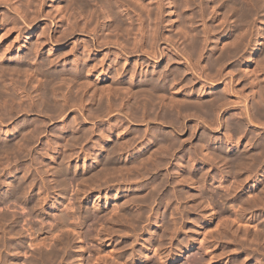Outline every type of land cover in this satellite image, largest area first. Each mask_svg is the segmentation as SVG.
<instances>
[{
    "label": "rangeland",
    "instance_id": "obj_1",
    "mask_svg": "<svg viewBox=\"0 0 264 264\" xmlns=\"http://www.w3.org/2000/svg\"><path fill=\"white\" fill-rule=\"evenodd\" d=\"M7 1V0H6ZM37 0H8L7 1V3L5 4L4 3V1L2 0V2L0 3L1 5H0V24H1V28H0V49H1V47H2V49L0 50V52L3 50L4 51V48L6 49V50H8V52L9 53H5L6 51H2L1 52V57H0V67L1 66H3L2 64H4V68L3 67H1V69H2V71H1V74H0V84H1V82L2 81H4L5 82V85H6V87H4L3 88V86L4 85H1V87H0V94H1V96L4 98V97H7V96H4V95H7V93L9 94L8 96H10V98H7V101H10L9 103L7 102V101H4L3 100V102H2V97L0 96V114H2L1 116L2 117H4V114H5V116H7L8 114V112L7 111H5V112H7V113H4L3 111H4V109L5 110H7L8 109V107L10 108V110L12 109V111H10L9 109H8V111H10L9 112V114L10 113H12V114H14V112H15V110H14V108H19L18 106H17V104L19 105L20 104V106H22V108H25V107H28L29 106V108L28 109H31V110H29L30 111V113H29V111L28 110H26V109H19V113H18V109L16 110V112H17V114H14V115H8V116H11V117H5V118H2L3 120L4 119H7V120H5V121H3V120H1L0 119V124H1V121H3L2 122V124L0 125V145H1V143L4 141L5 142V140H6V142H8V144H10L11 146H12V144L14 143V139L16 138L17 140H19V142L21 141V142H23V138L20 140V139H18L19 138V133H18V131H16L17 130V128L21 125V126H23V124L25 125L26 124V122H27V124H30V125H35L36 123V125H38L39 127H41L42 129H43V132H42V129L40 130H38V133L37 134H39V136L40 135H43V136H41V138L38 136H36L34 139H35V143H33V147H32V145H29L28 146V144L30 143V141H27V139L29 140L30 139V137H29V135H27L26 137H29V138H24V140L26 141V143H23V145H25L24 147H23V149H26V147H28V148H30V150H28V149H26L25 151H24V153H26V156L24 155V153H23V150H22V147L19 149V150H22V152L21 151H16L15 149H17V148H19V146L18 145H20L21 143H19L18 141H15V142H17V147L16 148H14L13 146H14V144H13V148H14V150H13V148H11L13 151H11V149H9V152H10V154L11 153H15V155L18 157L19 155H21V154H19V152L20 153H23V155H21L20 157H21V159L19 158H17L16 159V157H14V153H13V155L11 154H7L6 153V155H7V157H5L6 155H5V152H3V151H6V152H8L6 149L5 150H3L2 151V153L0 154L1 155V159H0V167L2 168H0V179H1V181H0V198H1V200H0V215L1 216H5V215H8L7 216V218L8 219H11L12 221H8V219L6 218V220H3V217H0V218H2V221L0 222V224H1V226H0V230H1V232H0V246H1V244L5 241V240H8V242H9V245H6V247L5 248H1L0 247V252L2 253V255H1V253H0V256L2 257H0V264H7V262H8V264H42L41 262H39L40 261V258L41 257H43L45 254V251H46V253L48 254V253H50V251H52L50 254H52L53 252H55V251H59L60 252V249L63 247V251H62V249H61V252L59 253L60 255H59V257L55 260V259H52L51 261H52V263L53 264H65L64 263V260H67V261H65V262H68V263H66V264H77L78 262L80 263V264H84L85 262H86V264H87V261H89V260H91V262L89 261L88 262V264H96L95 262L97 261V263L98 264H100L99 263V260H102V261H100L101 263L103 262V259H104V261H105V258H103V257H107L106 259V261L104 262L105 264H108V262L107 261H109L110 262V260H112V259H110V258H114L115 260H112L109 264H113V261H115L117 264H121L120 263V261L122 262V264H155V262H157L156 264H187V262H188V264L190 263V262H198L197 264H199L200 263V261H202L201 259H203V261L200 263V264H205V263H207V264H231V262L233 261V259L234 260H236V261H233V264H235V262L237 263V260L240 262V259L242 260V258H243V261L241 262V263H237V264H264V253L262 254V252H261V250L264 252V245L262 244V243H264L263 241L264 240H260L261 238L262 239H264V233H261V232H264L263 230L264 229H262V228H264V216L262 217L261 215H263L264 214V196H263V194H262V191L264 190V185H262V183L264 182V154L262 155L261 153H262V151H261V149L263 150L264 148H260V150H259V153L261 154V156H263V158H257L258 156L259 157H261L260 156V154L258 153L257 154V156L256 155H254L253 156V154H256V150L258 151V148L256 147L257 145L256 144H253V143H256L257 142V140H253L252 142L251 141H249V137L251 138L252 137V135L254 136L253 138H255V137H257V139H259L260 138V135L261 134H264V132H261L260 133V131H263V127H264V120L263 121H261V122H263L262 124H260L259 122H257L256 121V123H258L257 125V127L255 128V129H253V128H250V127H243V128H245L246 129V131H245V129H242L241 130V133H237V132H235V134L234 133H232V138H231V141H230V146H229V143L228 142H226L225 140H226V138H225V136H226V132H227V130H228V128L227 127H225L226 126V123L225 122H227L228 120H229V118L231 119L232 117H234V112H230V113H228V114H224L223 115V118L226 120V121H223L224 119L222 118V126H220V129H215V131L213 132V131H211L210 130V128L209 127H206L201 121H202V118H200V117H194V116H192V117H188V118H186L187 120H183L184 121V123L183 122H181L180 120H177L176 119V121H175V117H173V118H167V119H162V121H160V119H161V115H162V113L164 112V110L161 108L162 106H160V104L158 105V100L156 101V100H154L157 104H155V102H153V104H154V106H156V108L155 107H151V109H152V111H153V113H152V111H151V109H149L148 110V113H150L151 112V114H149L148 116L149 117H151L152 119H154L155 118V116L156 117H158V119L155 121V122H157L156 124H155V122L153 121H151L152 119L151 118H149V119H151V120H149V119H147V120H145V121H147L146 123H144L145 121H143V119H142V122L141 121H139V120H137V119H139V118H141L142 117V114H141V112L142 111H139V109H141V107H140V105L138 106V109L137 108H135V107H137V106H135L136 104H140V101H136V99L135 100H132L133 98H131L132 96H131V94H130V96L131 97H129V96H126V97H129V98H127L126 99V97H124L123 96V100H122V102H121V100L117 103V100L119 99L117 96H115L112 100H111V102H116L117 104H118V106H116L115 107V105H116V103H113V111L110 113V116L109 115H105V114H101V115H97V114H100V112H99V110L97 111V112H95V110H92V109H99V105H101V104H103L104 102L106 103V100L104 99V100H102L103 102L101 103V104H99L98 102L96 103V104H99L98 106L99 107H97L96 106V104H92V103H88L87 102V99H89V97H88V93L86 94V95H84V93L82 94V92H80L81 94H79L78 92V90H76L75 89V87H73V85H69L70 86V94H71V96H73V94H75L73 97H72V99H74V97H75V99L77 100L78 98L77 97H82V99L85 97V98H87V99H83L84 101L83 102H85L84 104H81V103H77V102H75L74 101V103L78 106V108L80 107L81 109H79L78 110V108L76 107V105H75V107L77 108H70V110H68L65 114L66 115H63V117L62 118H56V119H52V121H48V119H49V117H50V115H51V117L52 116H54V117H56V114L55 113H50V114H44V113H40L39 111H41V109H40V107H38L37 106V94H36V89L34 88V87H36L37 85L36 84H31V83H33L34 82V80H33V82H32V80H30L31 81V83L29 82L28 83V78H27V76L29 77L30 76V74L28 75L27 74V71H25V69L26 70H28V69H30V71L28 72V73H31L32 71H33V69H32V67L34 68L35 66H37V64H36V61H40V59L42 60H44V59H48L49 57H48V55L47 54H44L45 53V51H47L48 49H50V46H45V45H42L43 43H41V41H39L40 39H41V37L39 36L40 35V33H41V31H43V30H48L49 31V33H51V32H53L54 30H60L61 29V31L62 30H65L66 29V27L68 26L66 23H68V22H70V21H72V22H70V23H75V22H73V20L74 21H77L76 23H77V25L79 26V28H82L83 27V25H84V28H86V26H87V28H88V26H89V24L91 25V23H90V20H91V22H93L92 21V19H93V17H94V20H96V18H97V21H95L94 23L95 24H93L92 23V25H91V27L90 28H92V26L93 27H95V26H97L96 27V31H99L101 34L103 33V35L104 34H106L105 33V30L107 31V32H110V33H107L108 35H110L111 33V35H110V38L112 39V40H116L117 39V36L118 37H120V35L122 34L124 37L125 36H127V35H125V34H123L124 33V30H121V29H119V30H121L122 31V33H121V31H119V33H120V35H119V33H118V35L116 36V33L118 32H116V30L115 31H113V29L112 28H110L113 32H116V33H113V32H111V30L110 29H108V26L111 24V20H110V18H111V16H110V11L109 10H111L112 12L114 11V14L116 15V14H120V17L122 18V19H124V20H122V21H124V22H120L121 20H120V17L118 18L120 21V26H121V24L122 23H127L128 25L130 24V20H134V21H132V23H134L133 24V26L132 25H129L130 27L129 28H131V26L135 29H137V24L139 23V22H142V23H139L138 24V26L140 25L142 28H143V26H145V27H147L146 28V31H145V29H144V31L147 33L148 32V30L149 31H152L155 27V25L156 24H158V22H159V27H160V29H162L161 30V32L165 35V37L166 36H170L171 38H173L174 40H175V43H174V45L178 42V44H176L177 45V47H183V45H184V43H185V41H186V38L184 37L185 35H183L184 33H183V31L181 32L180 30H178L179 28L181 29V27H183V29H184V25L185 24H190V26H192V27H190L191 28V30H190V28L188 29V25L185 27L186 29H185V33L187 34V39H190L189 37H191V39H193V41H195V39L198 41H195L197 44H198V46H200L201 44V49L203 50V54H204V57H206L207 55L209 56H211L212 54L210 53L211 51H213V49H214V47L216 46H219L220 44V42H221V40L223 39V37L228 33V32H230L231 31V27H232V22L234 21H229V22H227V20L229 19V17H230V19L229 20H232L233 18L231 17V14H229V13H227V20H226V24H229V25H227V27H226V24H224L220 29H218V24H217V26H215L216 25V23H218L219 21H213L212 20V16H213V14H214V16H213V19L215 18V19H217V20H220V18H222L223 17V15H222V13H219L218 11L217 12H215L216 10H217V8L220 6V4H212V2H211V0L209 1V0H198L200 3H199V7L197 6V4L196 3H194V2H192L193 0H187V1H184V0H180L181 2H183L184 1V3H181V2H179L178 3V1L177 0H159V2H161V3H159L158 2V0H149V1H151V4H150V2L148 1V0H136L137 1V3H139V5L141 6L142 5V3H143V8L144 9H142V7L140 8L141 10H143V14H142V16H141V13L139 14V12H137V11H140L141 12V10L139 9H136V10H134V11H136L135 13L133 12V9H135V8H138L139 7V5L136 3V1L135 0H131L130 2H129V0H109V3L110 4H114V5H110L109 3H108V0H101V2H100V0L99 1H93V2H91V5H90V8H92L91 9V12L93 11H95L94 13H96V14H90V11H86L85 9V11L82 9V11H80V8H77V7H74V6H72V5H68L67 6V9H65L66 10V12L64 11V9L62 10L64 13H61L60 11L61 10H59L60 8H58L57 7V5H59L60 4V6L62 5V3H63V5L62 6H65L64 5V3L67 1V0H40V3H42V8H43V13H44V15L45 16H47V17H43V19L41 18V19H38L37 20V24H33L30 28H28L27 29V27L28 26H26L25 24H23V21L21 22L20 20H22V19H20L21 18V14H22V16H24V18H27V16H26V14H28V19L29 18H31V16L34 14V12H35V10L37 9L36 7H40V3L38 2V4H37V2H36ZM44 1V2H43ZM103 1L106 3H103ZM135 1V2H134ZM158 2V4H160L159 6H161V7H158V5H156L155 3H157ZM177 1V2H176ZM237 1V0H236ZM254 1V0H253ZM256 1H258V0H256ZM255 1V3H259V2H256ZM261 1V4H262V1H264V0H260ZM9 2V3H8ZM36 2V5L34 4ZM99 4H98V3ZM129 2V3H128ZM132 2H133V4H134V6H133V4H132ZM147 2H149V3H147ZM154 2V3H153ZM205 2V3H204ZM208 2V3H207ZM223 2H225V1H223ZM239 2L241 3L240 5H242V6H247V5H243V3H246V1L244 2V0H238V4H239ZM4 3V4H3ZM11 3V4H10ZM27 3H31L30 5L31 6H29V4H27ZM103 4V5H100V4ZM146 3L148 4V7H146V8H150L151 6V9H146L145 8V5H146ZM168 3V4H167ZM170 3H172V4H170ZM186 3V4H185ZM188 3V4H187ZM22 4H23V6H22ZM65 4H67V3H65ZM104 4H105V6L107 7H104ZM121 4V5H120ZM128 4H129V8L127 7L128 6ZM195 5L196 4V6H194L193 8H192V5ZM203 4V5H202ZM204 4H206L205 6L206 7H204ZM209 4H212V5H209ZM260 4V3H259ZM260 4V5H261ZM4 5V6H3ZM5 5H6V8H5ZM8 5V6H7ZM33 5L35 6L34 8H36L34 11H33ZM38 5V6H37ZM111 7H110V6ZM120 5V6H119ZM134 7L133 9L131 8L132 6ZM149 5H151V6H149ZM156 5V6H155ZM176 5V6H175ZM183 5V6H182ZM186 5V6H185ZM191 5V8L189 7ZM201 5H202V7H201ZM102 6L104 7V8H106V10L103 8L102 9ZM109 6V7H108ZM113 6V7H112ZM115 6V7H114ZM138 6V7H137ZM147 6V5H146ZM155 6V7H154ZM174 6V7H173ZM211 6V7H210ZM212 6H215V9L212 7ZM4 7V8H3ZM10 7V8H9ZM12 7H13V10H12ZM30 7V8H29ZM117 7H118V9H117ZM156 7L158 8V9H156ZM173 7V8H172ZM183 7H189V8H186V9H184ZM201 7V8H200ZM204 7V8H203ZM225 7H228V6H225ZM224 7V8H225ZM15 8V9H14ZM21 8V9H20ZM24 8V9H23ZM32 8V9H31ZM109 8V9H108ZM114 8H116V10L114 9ZM125 8V9H124ZM126 8H127V10H126ZM153 8V9H152ZM178 8V9H177ZM181 8V9H180ZM201 9L200 11H202L201 13H200V11H199V9ZM10 9V11H9V13H8V10ZM16 9L17 10H19V12L18 13H20V11H21V13L20 14H17V12L15 13V11H16ZM26 9V10H25ZM71 9V10H70ZM180 9V10H179ZM190 9V10H189ZM192 9V10H191ZM196 9V10H195ZM203 9H204V11H203ZM3 10V11H2ZM4 10H7V11H4ZM70 10V11H69ZM109 12H108V11ZM117 10H118V12H117ZM125 10V11H124ZM147 10H150V12H148ZM152 10V11H151ZM175 10V11H174ZM213 10V11H212ZM13 11V12H12ZM22 11H24V13H25V15H23V12ZM33 11V12H32ZM68 11V12H67ZM107 11V12H106ZM155 11V13H153ZM156 11H158V12H156ZM172 11V12H171ZM192 13H191V12ZM194 11H196V12H194ZM198 11H199V13L201 14V15H199L198 14ZM223 11H229L227 8H225ZM76 12V13H75ZM81 12H89L88 14L90 15V20H89V18H88V16H84V15H87L86 13L84 14H81ZM145 12V13H144ZM146 12H147V15L145 16V14H146ZM161 12V13H160ZM213 12V13H212ZM61 13V14H60ZM73 13V14H72ZM101 13V14H100ZM125 13H127V14H125ZM136 13H137V15H136ZM151 13H153V14H151ZM158 13H160V15L158 14ZM169 13H171V14H169ZM173 13H175V14H173ZM180 13V14H179ZM190 13V14H189ZM193 13L195 14V16L193 15ZM212 13V14H211ZM217 13V14H216ZM261 13H262V15H261ZM260 13V15H261V17H260V15L258 14V16H259V18H258V16H256L255 18V23L258 25V27H257V25L255 24H252L251 26H250V28H252L251 29V31H250V35H249V39H251V41H250V48L248 47L247 48V50L250 52H248L247 50V52H246V54H244L245 55V57L244 56H242V58H241V60H243V62L239 59L238 60V62L237 63H233V66L232 67H235L234 68V71H235V69L238 71L239 70V68H244L243 66L245 65V63L247 62V61H249L248 59H249V57L247 58L246 56H249V55H252V53H253V51H254V49H256V47H259V45L258 44H261V38H263L262 37V31H264V18H263V15H264V13L263 12H261ZM8 14H10V15H8ZM62 14H64L65 16H61ZM138 14H139V16H138ZM158 14V15H157ZM161 14H162V16H161ZM185 14V15H184ZM197 14H198V16L201 18L202 17V15L204 14L205 16H203L204 17V19H205V21L207 20V22H205L204 20H203V18H202V21H200V18H198L197 17ZM210 14V15H209ZM219 14V15H218ZM229 14V15H228ZM19 16V18H17L18 16ZM132 15V16H131ZM134 15H136V16H134ZM190 16V18H187V16ZM212 15V16H211ZM30 16V17H29ZM48 16H50V17H48ZM75 16V17H74ZM91 16H92V18H91ZM108 16H110L109 18H108ZM118 16V15H117ZM124 18H123V17ZM157 17V21H155V22H152V21H154V20H156V17ZM158 16H160L159 18H158ZM183 16V17H182ZM216 16H217V18H216ZM73 17H74V19H73ZM104 17H107V19H109V20H107L106 18H104ZM127 17H131V19L129 18V19H127ZM139 17V18H138ZM155 17V18H154ZM173 17V18H172ZM177 19H179L181 22H182V20H183V18L185 17L186 19H184L185 20V24L183 23L184 22V20H183V26H181V27H178V26H176V24L179 22V20H176V18ZM210 17H211V19H210ZM53 18L55 19V20H53ZM63 18V19H62ZM69 18V21L67 20ZM134 18V19H133ZM136 18H138V19H140L141 18V20L139 21L138 19V23L137 22H135L136 21ZM181 18H182V20H181ZM196 18H198V19H196ZM219 18V19H218ZM232 18V19H231ZM263 18V19H262ZM51 19V20H50ZM57 19V20H56ZM60 19H62L61 20V22H60ZM70 19H72V20H70ZM85 19H86V21H85ZM89 21H88V20ZM100 19V20H99ZM106 19V20H105ZM126 19L128 20V21H126ZM173 19H175V20H173ZM189 21H188V20ZM194 19H196L195 20V22H194ZM223 19V18H222ZM258 19V20H257ZM263 22V24H261L262 22L260 21V20ZM10 20L12 21L11 23H10ZM13 20H14V22H13ZM50 21V23L48 22V21ZM148 20V21H147ZM170 20V21H169ZM175 21V22H173V21ZM188 22H191L192 20V25H191V23H188ZM7 21V23L5 24V22ZM15 21H16V23H15ZM63 21V22H62ZM89 23H88V22ZM126 21V22H125ZM145 21V22H144ZM201 24H199L198 22ZM211 21H213V22H211ZM220 21H222V20H220ZM258 21H260V23L258 22ZM9 22V23H8ZM43 22V23H42ZM45 22V23H44ZM53 22V23H52ZM88 24H87V23ZM96 22L98 23V24H96ZM108 22H110V23H108ZM147 22V23H146ZM157 22V23H156ZM187 22V23H186ZM203 23V25L204 26H209L210 24L212 25V24H214V22H216L215 23V25H213V26H215V27H217V28H215V31L217 30L218 32H216L215 33V31H214V29H212V28H214L213 26H209V27H204L203 25H202V23ZM206 23V25H205V23ZM209 22V23H208ZM12 23H15L14 25L16 26V30H14V29H11V28H14L15 26L13 25V27H10V25H12ZM52 23V25H50ZM56 23L58 24V25H56ZM75 23V24H76ZM85 23L87 24L86 26H85ZM131 23V24H132ZM171 23L173 24V25H171ZM181 23V24H182ZM231 23V24H230ZM25 25L26 26V28H25V26H23V25ZM49 25V26H47L48 28L46 29V27H44L45 25ZM69 24V23H68ZM75 24H73V25H75ZM122 25L121 27H122V29H124L125 28V33L127 32V34H130V33H132L133 35V37L135 38L136 36V38H137V40H136V38H135V40L136 41H138V42H140V38H138V37H140L139 35V33H140V30H138L139 31V33H137L136 31L134 32V29L132 28V30L130 29L129 30V28L127 27L128 25ZM149 24V25H148ZM151 24V25H150ZM175 24V25H174ZM208 24V25H207ZM8 25V26H7ZM53 25H56L55 27H53ZM60 25V26H59ZM101 25V26H100ZM105 25V26H104ZM106 25H108V26H106ZM136 27H135V26ZM154 25V26H153ZM163 25V26H162ZM245 25V24H244ZM140 26H139V28H140ZM150 26H151V28H150ZM200 26H202V27H200ZM254 26H256V28H258V29H254L255 27ZM262 26V30H260V27ZM106 27V28H105ZM124 27V28H123ZM127 27V28H126ZM144 27V28H145ZM165 27L167 28L166 29V31H165ZM174 27V28H173ZM176 27L178 28V29H176ZM206 29V30H204V28ZM224 27V28H223ZM225 27H226V31H225ZM229 27V28H228ZM248 26H246L245 25V29L247 28ZM45 28V29H44ZM84 28L83 29H81L82 31H84ZM100 28H102L101 30H100ZM148 28H150V29H148ZM194 29V33L196 32H198L197 33V35H199L198 37H200V39L197 37V35H196V33L193 35L191 32H193L192 30ZM203 28V29H202ZM208 28H209V30H208ZM8 29H10V30H7ZM30 29V30H29ZM105 29V30H104ZM128 29V30H127ZM148 29V30H147ZM173 29V30H172ZM190 30V32L188 31V30ZM197 29V30H196ZM200 29H202V31L204 30V34H205V36H204V34L203 33H201V30ZM213 30V34H212V32L210 31V30ZM224 29V30H223ZM110 30V31H109ZM182 30V29H181ZM207 30H208V32H207ZM222 30V31H221ZM252 30H254V31H252ZM257 30V31H256ZM16 31V32H15ZM129 31V32H128ZM133 31V32H132ZM181 32V34L183 35V38H182V36H181V38H180V36L179 35H176L178 32ZM187 31V32H186ZM225 31V32H224ZM261 31V32H260ZM5 32H8V33H5ZM60 32V31H59ZM221 32V33H220ZM222 32H224V33H222ZM39 33V34H38ZM83 33V34H82ZM201 33V34H200ZM212 35H211V34ZM220 33V34H219ZM251 33H253V34H251ZM259 33V34H258ZM6 34H7V37H6ZM78 35H79V38H76V40H73V41H71L69 44H68V46H61L60 48H58V52H57V54H56V56L59 54H63V53H68L67 51L69 50V47L71 48V46H69V45H71V44H73V45H75L76 47H77V43H79V42H81V41H83V40H85V39H87V38H93V35H88V34H84V32H79V33H77ZM180 34V33H179ZM189 34H190V36H189ZM191 34L193 35V36H191ZM203 34V35H202ZM5 35V36H4ZM85 35V36H84ZM208 35H210V36H208ZM253 35V36H252ZM257 35V36H256ZM5 37V38H1V37ZM105 36V35H104ZM120 37L121 38V40H123L124 42L123 43H125V44H127L126 42H129L130 44H132V43H134V42H132V40L134 39V38H132V37H130V39H129V37H125V39H127L128 41H125L124 39H122V38H124V37ZM130 36H131V34H130ZM177 36H179V37H177ZM195 36V37H194ZM207 36V37H206ZM211 36H213V37H211ZM220 39H217V37ZM256 36V37H255ZM37 37V38H36ZM86 37V38H85ZM116 37V38H115ZM208 37H210L211 39H212V41H214L215 40V43L213 42L212 43V41H211V39H209ZM258 37V38H257ZM261 37V38H260ZM16 38H17V40H16ZM84 38V39H83ZM180 40H182L183 39V41L184 42H182V41H180ZM198 38V39H197ZM201 38L203 39V38H208L209 40H205V39H203V40H205L204 42H203V40H201ZM213 38H215L214 40H213ZM14 39H15V41H14ZM79 39V40H78ZM217 39V40H216ZM37 42H36V41ZM42 40V39H41ZM77 40L79 41V42H77ZM120 40V39H119ZM134 40V41H135ZM260 40V41H259ZM14 41V42H13ZM135 41V42H136ZM203 43H202V42ZM210 41V42H209ZM220 41V42H219ZM255 41H257L258 42V44H255V43H257V42H255ZM3 42H5V43H3ZM18 42V43H17ZM75 42H76V44H75ZM122 42V41H121ZM162 42V41H161ZM161 42H159L158 43V48H159V51H164L165 53H167L166 52V44L165 43H161ZM200 42V43H199ZM218 42V43H217ZM15 43V44H14ZM33 43H35V44H33ZM37 43L39 44V43H41V44H39L37 47L39 48V46L40 45H42V50L44 51H40L41 53H37L36 55H34V57H32L31 56V58L32 59H30L29 61L27 60H20L19 58H18V56L22 53V52H24V50H25V48H28L29 46V48H31V46L33 45H37ZM127 44V45H130V44ZM173 43V42H172ZM180 43H182L183 45H181ZM9 44H11V45H13V46H8ZM118 44V43H117ZM117 44L115 43L113 46L112 45H110V49H112L111 51H113V52H110V54H109V59H108V61L107 62H114V59H115V61L117 60L115 57L113 58V56L115 55V53L117 52V50H119V47H118V49H116L117 48ZM164 44H165V46H164ZM205 46H204V45ZM209 44V45H208ZM212 44H214V45H212ZM217 44V45H216ZM116 45V46H115ZM211 45H212V48H211ZM7 46V47H6ZM23 46H25V48H22ZM33 46H32V48H33ZM115 46V48H113ZM209 46V48H208V51H204L205 49L207 50V47ZM221 46V45H220ZM13 47V48H12ZM20 47L22 48L21 50H20ZM48 47V48H47ZM65 47V48H64ZM162 47V48H161ZM176 47V46H175ZM8 48V49H7ZM28 48V49H29ZM31 48V49H32ZM36 48V47H35ZM68 48V49H67ZM263 50H264V45H263ZM37 49V48H36ZM77 49H79V50H77V52H75V54L76 53H79V54H84L85 55V53H83V51H81V49L82 48H80V47H78ZM211 49V50H210ZM250 49V50H249ZM33 50H35V49H32V51ZM64 50H67V51H64ZM210 50V51H209ZM61 51L63 52V53H61ZM79 51V52H78ZM81 51V52H80ZM206 52V53H205ZM5 53V54H4ZM113 53V54H112ZM210 53V54H209ZM212 53H214V52H212ZM103 54H105L104 52H103ZM137 54H140V53H135L134 55L132 54V55H129V57H131L132 59H130L129 61H128V64H123V62H121L120 60H117L116 62L118 63V65L119 66H121L122 64V68L124 69H126V70H128L129 71V75L126 77V79H124L125 80V83L124 84H127V82H129L130 81V76H132L133 75V73H134V79H135V83H136V85L138 84V82H140V80H141V75L142 74H146V73H148L149 71H151V73H152V71H154V70H160L161 69V67L160 66H155L156 64H161V65H163L160 61H159V59H158V57L156 58L157 60H155L154 61V59H153V61H152V58H150V60H149V58H147L146 59V57L143 55V57H142V59L140 60V59H135L136 57L137 58H140V55H137ZM207 54V55H206ZM248 54V55H247ZM3 55V56H2ZM113 55V56H112ZM10 57L11 56V59L13 58V60H11V59H4L3 60V58H5V57ZM53 56H55V55H53ZM55 56V57H56ZM76 56V55H75ZM86 56V55H85ZM213 56V55H212ZM72 57H74V56H68L67 57V60L66 59H64V63L62 62H59L58 63V65L56 66V67H54V68H52L51 70H49L48 69V71H56L57 69L59 70H62L64 67H71V63H72V60L74 59V58H72ZM2 58V59H1ZM76 58V57H75ZM243 58H245V59H243ZM39 59V60H38ZM110 59H112V60H110ZM136 61V62H138L135 66H134V61ZM139 60V61H138ZM236 60V59H235ZM235 60H233V61H235ZM18 61V62H17ZM31 61V62H30ZM32 61H34V62H32ZM74 61V60H73ZM145 63H144V62ZM151 62V63H149V62ZM205 61V60H204ZM203 61V62H204ZM239 61H240V63H239ZM19 62H21V63H19ZM130 62H132L131 64H130ZM135 62V63H136ZM140 62L143 64V66H145L144 68H143V66L142 67H140ZM14 63L17 65L18 64V66L17 67H21V68H18V71H12L11 70V68L13 67V66H16V65H14ZM23 63V64H22ZM32 63H34V64H32ZM7 64V65H6ZM132 65V67H130V65ZM153 64V65H152ZM203 64V63H202ZM21 65V66H20ZM25 67H24V66ZM35 65V66H34ZM138 65V66H137ZM147 65V66H146ZM203 65H205V63L203 64ZM235 65V66H234ZM6 66H7V71H8V69L10 68V72L12 73V72H14V74L15 75H12V74H10L9 73V71L7 72L6 70H5V68H6ZM8 66H9V68H8ZM61 66V67H60ZM114 66V65H113ZM128 66V67H127ZM137 66V67H136ZM149 66V67H148ZM27 67V68H26ZM63 67V68H62ZM68 67V68H69ZM135 67V68H134ZM237 67V68H236ZM22 68H24V72H23V74H26V75H23L22 74V71L20 70V69H22ZM57 68V69H56ZM128 68H132L133 69V72L130 70V69H128ZM154 68V69H153ZM230 68V67H229ZM229 68H227L226 69V71H229ZM146 69H148V70H146ZM231 69V68H230ZM4 70V71H3ZM23 70V69H22ZM57 70V71H58ZM111 70L113 71L114 69H113V67H111ZM141 71V72H140ZM148 71V72H147ZM236 71V72H237ZM2 72H3V74H2ZM16 72H18V74L16 73ZM26 72V73H25ZM145 72V73H144ZM7 73V74H6ZM16 74H17V76H16ZM22 74V75H21ZM149 74H150V72H149ZM139 75V76H138ZM11 76H13V78L14 79H17V80H14L13 79V81H10L9 82V80H11L12 79V77ZM19 76V77H18ZM24 76H26V77H24ZM138 76V77H137ZM237 77H240L239 75L238 76H236V79L238 80L239 78H237ZM248 77H250V76H248ZM9 78H11V79H9ZM19 78V79H18ZM25 78L27 79V80H25ZM29 79H30V77H29ZM127 79H128V81H127ZM138 79V80H137ZM140 79V80H139ZM235 79V80H236ZM251 79V78H250ZM236 80V81H237ZM248 81H249V79H247ZM15 81V82H14ZM19 81V82H18ZM127 81V82H126ZM136 81H138V82H136ZM248 81H246V83L248 82ZM4 82H2L3 84H4ZM18 82V83H17ZM24 82H26V83H24ZM11 83H13L12 85L13 86H11L10 84ZM35 83V82H34ZM244 83V84H243ZM245 82H242V84H243V86L246 84ZM7 84H9V90L8 91H6V92H1V91H5V89H8V85ZM19 84V85H18ZM129 84V83H128ZM242 84H240V87L242 86ZM19 86V87H17V86ZM25 85V86H24ZM10 86H11V89H10ZM59 87H60V85H58ZM57 85H55V87H53V90L54 91H56V92H59L58 91V87ZM66 86V85H65ZM242 86V87H243ZM13 87H16V88H13ZM64 87V86H63ZM62 87V88H63ZM72 87V88H71ZM199 87H200V85H199ZM205 87H208L207 85L205 86ZM222 86H220V88H221ZM1 88H2V90H1ZM17 88H18V90H17ZM24 88H26V89H24ZM28 88H29V90H28ZM37 88V87H36ZM69 87H68V85L66 86V87H64V89H60V92H61V94H63L64 92H65V94L66 93H68L66 90L68 89ZM77 91H75L74 89ZM76 88H78V87H76ZM19 89H20V91H19ZM31 89H33V91H34V93H33V91L31 90ZM35 89V90H34ZM211 88H210V86L206 89V91L207 92H209V90H210ZM222 89V88H221ZM21 90H24V91H21ZM196 90V92L198 93V89L196 88L195 89ZM198 90V91H197ZM246 90H247V88H246ZM249 90V89H248ZM13 91V92H12ZM73 91H75V93L73 92ZM189 91V90H188ZM216 91H219L220 93L222 92V91H220L219 90V88H218V90H216ZM250 91V90H249ZM21 92V93H20ZM25 92H27V93H29L28 95V97H24L23 95H25V96H27L26 94L27 93H25ZM34 94V95H31L32 93ZM63 92V93H62ZM71 92H73V93H71ZM124 92V91H123ZM122 92V93H123ZM200 92V91H199ZM218 92V93H219ZM246 92V94L248 93V95H249V92H247V91H245ZM3 93H5L4 95H3ZM25 93V94H24ZM168 93V94H167ZM174 93V92H173ZM189 94H190V97H188V98H190L192 101L194 100H197L198 99V97H197V95H196V93H195V95H191V92H188ZM223 93V92H222ZM19 94H21L20 96H19ZM79 94V95H78ZM36 95V96H35ZM57 95V94H56ZM81 95H83V96H81ZM11 96H12V98H11ZM15 96V97H14ZM17 96H18V98L19 99H21V97H23L21 100H19L18 98H17ZM77 96V97H76ZM89 96H91V94H90V92H89ZM122 96V95H121ZM135 96V98H136V96L137 95H134ZM207 96V95H206ZM206 96H204V97H202L203 99H206L207 97ZM30 97H32L33 98V100H32V98L30 99ZM140 96H137V98H139ZM170 98V93L169 92H167L166 91V93H165V100H166V98ZM195 97V98H194ZM17 98V99H16ZM26 98H28V99H26ZM115 98H118L117 100L115 99ZM124 98H125V100H124ZM194 98V99H193ZM6 99V98H5ZM13 99V101L11 102V100ZM23 99H24V102H26L27 101V103L28 104H30V105H28V104H26V105H28V106H26L24 103H21V102H23ZM30 99V101H28ZM129 99H131V100H129ZM14 100H15V103H13L14 102ZM16 100H19V101H21L20 103H19V101H16ZM35 101L36 103L34 104V102H32V101ZM59 100V99H58ZM58 100H56V103H57V105H59L60 104V102L58 101ZM86 100V101H85ZM140 100V99H139ZM168 100V99H167ZM130 101H134V103L135 104H133V102H131L132 104H133V106L132 105H130V106H132L131 107V109L133 108V110H130V106H128V104H131L130 102L128 103V102ZM137 103H136V102ZM1 102H2V104H1ZM5 102V105L3 104ZM18 102V103H17ZM30 102V103H29ZM32 102V103H31ZM58 102H59V104H58ZM123 104L122 105V108H120L121 107V103ZM139 102V103H138ZM167 102V101H166ZM17 103V104H16ZM104 103V104H105ZM120 103V104H119ZM128 103V104H127ZM14 105V106H9V105ZM16 104V105H15ZM22 104V105H21ZM23 104H24V106H23ZM82 106H84V107H81V105ZM86 104V105H85ZM5 107H4V106ZM8 105V107H6ZM37 106L36 108H37V111H38V115H36L37 114V111H32L33 110V108L34 107H32V106ZM88 105H91V109H90V106H88ZM93 105V106H92ZM125 105H127V107L128 108H125L126 106ZM31 106V107H30ZM85 106H88V107H85ZM124 106V107H123ZM158 106H159V108H158ZM167 106V105H166ZM4 107V108H3ZM12 107V108H11ZM74 107V106H73ZM93 107V108H92ZM140 107V108H139ZM36 108H34L35 110H36ZM39 108V109H38ZM87 110H85V109ZM73 109V110H72ZM82 109H84V110H82ZM90 109V110H89ZM115 109H117V110H115ZM129 109V110H128ZM153 109H156V110H153ZM157 109H159L158 110V112H156L157 111ZM162 109V110H161ZM168 110H170L171 108H167ZM21 110V111H20ZM22 110H24V111H26V112H22ZM72 110V111H71ZM76 112H75V111ZM120 110V111H119ZM123 110V111H122ZM124 110H127V111H125L124 112ZM135 110H137V111H135ZM14 111V112H13ZM34 112V113H32V112ZM83 111H85V112H87V114L89 113V116L91 115L93 118H91V116H90V119H87L88 120V122L84 119V118H87V116L85 115V114H83ZM130 112V113H132L131 115H129L130 113H126V112ZM150 111V112H149ZM155 111V112H154ZM171 111H172V109H171ZM15 112V113H16ZM22 112V113H21ZM42 112V111H41ZM73 112V113H72ZM81 112H82V115H81ZM92 112V113H91ZM117 112V113H116ZM119 112V113H118ZM123 112V113H122ZM134 112H138V113H136V116L138 115V117L139 118H137L136 119V116H133V115H135V113ZM4 113V114H3ZM26 113V114H25ZM95 113H97V114H94ZM115 115H114V114ZM122 113V114H121ZM124 113H126V114H124ZM154 113H156V114H158V115H152V114H154ZM232 113V114H231ZM7 114V115H6ZM19 114V115H18ZM52 114H55V115H52ZM121 114V115H120ZM129 116H128V115ZM141 115V117H140V115ZM17 115V116H16ZM36 115V116H35ZM42 115V116H41ZM113 115V116H112ZM228 115H230L229 117H228ZM233 115V116H232ZM0 116V117H1ZM16 116V117H15ZM38 116V117H37ZM81 116H82V118H81ZM84 116V117H83ZM86 116V117H85ZM88 116V117H89ZM104 116H106V117H104ZM133 117H135V119H136V122H134L133 120H132V118ZM153 116V117H152ZM67 117V118H66ZM113 117V118H112ZM127 117V118H126ZM130 118V120H132V122L131 121H129L128 119ZM9 118H10V120H9ZM44 120H43V119ZM74 118H75V120H74ZM101 119V120H99V119ZM104 118V119H103ZM127 120H126V119ZM190 118V119H189ZM195 118V119H194ZM201 120H200V119ZM44 122H46V124H48V126L46 127V125L44 124L43 125V121ZM94 120L93 122H92V120ZM96 119V120H95ZM107 119H109V120H107ZM9 120V121H8ZM27 120V121H26ZM73 120H74V122H73ZM84 120V121H83ZM141 120V119H140ZM7 121V122H6ZM26 121V122H25ZM28 121H29V123H28ZM42 121V125H41V123L40 124H38V122H41ZM67 121V122H66ZM91 123H90V122ZM108 121V122H107ZM141 123H139V122ZM177 121H179L178 123L179 124H177ZM188 121V122H187ZM190 121V122H189ZM194 123V124H196V121L198 122V124H200L199 125V127H194V124L192 123V122ZM4 122H6V123H4ZM24 122V123H23ZM50 122V123H49ZM60 122V123H59ZM65 124H64V123ZM101 122V123H100ZM109 122H110V124H109ZM128 122V123H127ZM131 122V123H130ZM162 122V123H161ZM3 123H4V125H3ZM34 123V124H33ZM63 123V125H61ZM66 123H67V126H68V128L70 127L71 129H72V127H75V128H73L72 130H70V131H68L69 129L67 128V130L65 131V132H63V127H64V125L66 126ZM70 123V124H69ZM75 123V125H73ZM121 123H122V125H121ZM151 123V124H150ZM160 123L163 125H160ZM184 125H183V124ZM188 123V124H187ZM17 124H19V125H17ZM73 126H72V125ZM78 124V125H77ZM91 124H93V125H90ZM113 124L115 125V126H113ZM117 124V125H116ZM132 124V125H131ZM139 124V125H138ZM142 124H143V126H142ZM149 124H150V127H152V128H150V127H148L149 126ZM191 124V125H190ZM203 124V125H202ZM41 125V126H40ZM70 125V126H69ZM120 125V126H119ZM178 125H180V127H182V129L178 126ZM72 126V127H71ZM85 126V127H84ZM87 126H88V131L86 130L87 129ZM92 126H94V127H92ZM132 126V127H131ZM144 126H145V129L147 130H144ZM161 126V127H160ZM185 126V127H184ZM190 126V127H189ZM194 128H193V127ZM201 126V127H200ZM204 126V129L206 128V129H208V130H204L202 127ZM263 126V127H262ZM15 127V128H14ZM79 127V128H78ZM89 127H90V129H89ZM101 127V128H100ZM102 127H103V129H102ZM107 127V128H106ZM122 128V129H120V128ZM125 127H126V129H125ZM129 127V128H128ZM131 127V128H130ZM136 127V128H135ZM147 127V128H146ZM154 127H155V130H151L152 131V133H154V131H156L157 132V135H158V137H161L162 136V134H163V136L162 137H166L167 138V140H163L162 141V139H161V141H160V138H157V140H158V143L160 144V146H164L163 148L164 149H166V146L168 147V146H170L169 148L171 149V148H174L175 147V149H171V150H173V151H171L170 149H168L169 151H170V153L169 152H167L168 153V156H167V153H166V150H161L162 149V147H158V145L157 146H155L156 148H158V149H160L161 151H160V155H158V154H156V155H153V157L151 156V153H152V151L153 150H155V149H153L154 147H152L151 148V150L150 149H145L146 147H147V145H146V143L150 140V135H151V131H149V129H154ZM164 127V128H163ZM171 127V128H170ZM174 127H176V128H174ZM182 130V131H179L178 132V130H179V128ZM187 127H189V128H187ZM191 127H192V129H196L195 131L194 130H192L191 129ZM12 128H14V129H12ZM79 130H78V129ZM83 128H85L84 129V131H83ZM93 130H95V131H93ZM100 128V129H99ZM105 128V129H104ZM111 130H109V129ZM113 130H112V129ZM117 128V129H116ZM143 128V130L144 131H142V133L140 132L141 131V129ZM149 128V129H148ZM199 128V129H198ZM225 128H227L225 131H224V129ZM249 128V129H248ZM12 129V130H11ZM44 129H45V131H44ZM57 130V129H60L59 131H55V130ZM74 129H76V130H74ZM81 129V130H80ZM96 129H98V131L96 130ZM107 129V130H106ZM115 129H116V133H118V135L121 137V135H122V137L120 138L119 136L116 138V136L114 135V134H116L115 133ZM125 129V131H123L124 132V134H123V132H122V130H124ZM131 129V130H130ZM134 129V130H133ZM136 129H138V130H140V131H138V130H136ZM156 129H158V130H156ZM160 129V130H159ZM162 129V130H161ZM175 129L177 130L176 132H175ZM7 130H9L10 131V134H9V132L7 131ZM55 132H54V131ZM86 130V131H85ZM103 130V131H102ZM253 130H256V132L254 131L253 132ZM15 131V132H14ZM83 131V132H82ZM91 131V132H90ZM96 131L98 132V134H102V136H104L105 135V137H102V136H98V135H96L97 133H96ZM101 131V132H100ZM108 131H109V134H108ZM118 131H120V132H118ZM127 131V132H126ZM130 131V132H129ZM136 132V134H135V132ZM146 131V132H145ZM149 131V132H148ZM160 131L161 132H163V133H160ZM205 131V132H204ZM244 131H245V133H244ZM247 131H249V134L247 133V135H246V132ZM252 131V132H251ZM259 131V132H258ZM11 132H13V133H11ZM71 134H73V136H71L70 137V133ZM79 133V134H77V133ZM81 132V133H80ZM100 132V133H99ZM104 134H103V133ZM114 132V133H113ZM126 132V133H125ZM140 132V133H139ZM145 132V135L143 134ZM155 132V133H156ZM210 132V133H209ZM219 132V133H218ZM242 132L244 133L243 134V136H242ZM21 133V132H20ZM49 133H50V135H49ZM52 133V134H51ZM84 133V134H83ZM87 133H90V136L92 135V137L90 138L89 137V134H88V136H87ZM95 133V134H94ZM112 133V134H111ZM120 133V134H119ZM130 133H132V134H130ZM147 133V134H146ZM176 133V134H175ZM182 133V134H181ZM202 133V134H201ZM212 133V134H211ZM236 133H237V135H236ZM251 133H253V134H251ZM256 133H258V135L256 134ZM2 134V135H1ZM16 134H17V136H16ZM48 134V135H47ZM58 136H57V135ZM60 134V135H59ZM66 134V135H65ZM110 135V136H107V135ZM128 134V135H127ZM136 135V139H137V136L139 135V134H141V136H142V134L144 135V136H138V138H140L142 141H139V142H137L136 143V141L137 140H139V139H135V140H133L132 141V139H134V136ZM138 134V135H137ZM161 134V135H160ZM208 136L207 138H205L206 136ZM208 134V135H207ZM217 134V135H216ZM223 134V135H222ZM233 134H234V136H235V138H234V136H233ZM256 134V135H255ZM260 134V135H259ZM13 137H12V136ZM54 135L56 136V137H54ZM63 135V136H62ZM77 135V136H76ZM80 135H82V136H80ZM84 135L85 136H87L86 138L84 137ZM117 135V134H116ZM132 135H133V137H132ZM149 135V136H148ZM167 135H168V137H167ZM214 135V136H213ZM216 135V136H215ZM240 135V137L239 138H237L238 136ZM246 135V136H245ZM10 136H11V138H10ZM22 136V135H21ZM50 136V137H49ZM62 136V138H66V142H65V140L64 139H62V138H60ZM76 137V139H77V141H78V146H77V142L75 143L74 142V140L73 139H75V138H73V137ZM97 136H98V138H97ZM128 136L131 138H129L130 139V142H129V139H128ZM170 136V137H169ZM201 136V137H200ZM204 138H203V137ZM237 136V137H236ZM247 136H249L247 139H246V137ZM258 136H259V138H258ZM3 137V138H2ZM43 137V138H42ZM53 137H54V139H53ZM59 137V138H58ZM70 137V138H69ZM80 137V138H79ZM82 137V138H81ZM93 137H95V138H93ZM101 137V138H100ZM111 137V138H110ZM161 137V138H162ZM214 137V138H213ZM216 137V138H215ZM6 138V139H5ZM9 138V139H8ZM37 138V139H36ZM50 138V139H49ZM52 138V139H51ZM67 138H68V140H67ZM72 138V139H71ZM79 138V139H78ZM85 138V139H84ZM110 138V140H108ZM125 138V139H124ZM126 138H127V140H126ZM145 138H146V140H147V142L146 141H144L145 140ZM147 138H149V140L147 139ZM170 138V139H169ZM200 138H201V140H202V138H203V140H202V143H201V141H200ZM212 138V139H211ZM223 138H225L224 140H223ZM236 139V140H238L237 142L236 141H234V139ZM244 138V139H243ZM253 138H251V139H253ZM3 141H2V140ZM15 139V140H16ZM39 139V140H38ZM59 139H61V141L59 140ZM71 139V140H70ZM82 139H84L83 141H84V143L83 142H81L82 141ZM87 139V140H86ZM88 139H90L89 141H88ZM94 139V141H92ZM112 139H113V141H112ZM124 139V140H123ZM180 139V140H179ZM206 139V140H205ZM208 139H210V140H208ZM214 139H215V141H217V142H215L214 141ZM217 139V140H216ZM12 140H13V142H12ZM31 140V142L33 141V139H30ZM37 140L38 141H41V142H37ZM48 140H51L52 142H54L55 141V143L53 144L52 142H51V145H49L50 143V141H48ZM72 140H73V142H74V144L72 143ZM80 140V141H79ZM85 140L87 141V142H85ZM97 140H98V142H97ZM108 140V141H107ZM116 142H115V141ZM121 141V147L123 146H125L126 145V149H127V152L125 151L126 149L125 148H121L120 147V142L119 141ZM198 140V141H197ZM214 141V143H213V141ZM222 140V141H221ZM248 142L249 144H247L246 142ZM2 141V142H1ZM24 141V142H25ZM68 141H71V142H68ZM76 141V140H75ZM124 141V142H123ZM125 141H127V142H129L128 144H127V142L125 143ZM168 141H170V142H168ZM208 143H207V142ZM233 141H234V143H233ZM243 141V142H242ZM256 141V142H255ZM2 143V144H5V143ZM10 142V143H9ZM56 142H57V145H55L56 144ZM63 142H65V144H67V145H63L64 143ZM79 142H81V143H79ZM95 142H96V144H95ZM104 142V143H103ZM113 142V144L116 146V145H118V146H116V147H119V148H117V149H115L116 147L113 145V147H110L111 145H110V143H112ZM124 143V145H122L123 143ZM144 142H146L145 143V145H144ZM162 143V145H161V143ZM165 142H168V145H167V143H165ZM172 142V144H169V143H171ZM174 142H175V146L173 147V145H174ZM177 142V143H176ZM204 142H206V143H204ZM224 142V143H223ZM245 142V143H244ZM250 142H251V145H250ZM49 143V144H48ZM61 143H63V144H61ZM71 145H70V144ZM118 143V144H117ZM134 143H136V144H134ZM141 143V144H140ZM165 143V144H164ZM181 143V144H180ZM198 143H201V144H199V145H197ZM217 143V144H216ZM241 143V144H240ZM244 143V144H243ZM258 143V142H257ZM30 144H32V143H30ZM36 144V145H35ZM80 144V145H79ZM98 144H99V146H98ZM164 144V145H163ZM179 144V145H178ZM203 144H205V146H208V148L206 147L205 148V146L203 145ZM213 146H212V145ZM220 144H221V146H220ZM224 146H223V145ZM228 144V145H227ZM234 144H235V146H234ZM242 144H243V146H242ZM16 145V144H15ZM49 145V146H48ZM53 145H55V146H53ZM61 145H63V146H61ZM68 145H70V147H71V150L69 149V150H64L63 148L64 147H66V146H68ZM97 145V146H96ZM100 145L101 146H103V147H105L106 148V146L108 147V145H110L109 146V148H113V149H115V151H113V152H116V150H117V153H115V155H114V153H112L111 151L112 150H110L109 149V151H110V155L111 156H106L105 158H104V160H102V162L103 163H99V162H97L98 161V159H99V157L100 156H102V154H103V150H97V149H100ZM127 145H129L128 147H127ZM137 145V146H136ZM139 145L141 146H143V147H139ZM172 145V146H171ZM176 145H178V146H176ZM196 145V146H195ZM200 145H202V146H200ZM220 147H219V146ZM237 145V146H236ZM248 145V146H247ZM255 145V146H254ZM38 146V147H37ZM46 147V146H48V147H51V149L50 148H47L48 150L46 151V148H44V147ZM60 146V147H59ZM179 146H181V147H179ZM197 146H198V148H197ZM209 146H210V148H209ZM212 146V147H211ZM245 146V147H244ZM249 147V148H247V147ZM254 148H252V147ZM36 148V149H32V148ZM42 147V148H41ZM61 147H62V149H61ZM69 147V146H68ZM68 147H66L65 149H68ZM94 147H97L96 149L94 148ZM99 147V148H98ZM133 147H135V148H133ZM136 147H139V150H138V148L136 149ZM179 147V148H178ZM202 147H204V148H202ZM213 147H215V148H213ZM223 147H225V149L223 148ZM231 147V148H230ZM233 147V148H232ZM43 149V150H41V149ZM54 148H56L55 149V151L53 152V150H54ZM131 148V149H130ZM178 148V149H177ZM193 148V149H192ZM199 150V148H200V151L199 152H197L198 150ZM201 148H202V150H201ZM213 148V149H212ZM220 148V149H219ZM221 148L222 149H224V151L222 150L221 151ZM227 148H228V150H227ZM242 150H241V149ZM247 148V149H246ZM32 149V150H31ZM58 149V150H57ZM120 149V150H119ZM121 149H122V151H121ZM123 149H125V150H123ZM137 150V152H135V150ZM141 149V150H140ZM205 149V150H204ZM215 149V150H214ZM231 149V150H230ZM237 149H239V150H241L240 152L242 153V155L240 154V152H238L239 150H237ZM27 150H28V153H27ZM36 150H37V152H38V150H39V153H37L36 152ZM41 150V151H40ZM45 150V151H44ZM50 150H52V151H50ZM60 150V151H59ZM118 150H119V152H118ZM131 150V151H130ZM132 150H134V151H132ZM205 152H204V151ZM212 150V152H210V151ZM225 150H227V151H225ZM245 150H249L248 152L247 151H245ZM254 150V151H253ZM1 151V150H0ZM30 151V152H29ZM34 151V152H33ZM56 151H59V152H56ZM66 151H67V154L69 153V151H70V153L68 154L69 155V159L67 158V155L65 156V154H66ZM71 151L72 152H74V153H71ZM97 151H98V153H97ZM101 151V152H100ZM120 151L122 152V153H120ZM125 151V152H124ZM141 153H140V152ZM144 151H145V153H146V156H145V153H144ZM150 151V152H149ZM163 151V152H162ZM207 151H209V152H207ZM229 151V152H228ZM234 151L236 152L235 154H239L240 156H241V158H240V156L238 155H235L234 154ZM242 151H244V152H242ZM8 152V153H9ZM18 152V153H17ZM36 152V153H35ZM43 152H45V153H47L46 154V157L47 158H45L44 159V157H41V158H39V156H40V154H41V156H45V153H43ZM55 152L56 153H59V155L57 154H55ZM63 152H65V153H63ZM88 152V153H87ZM96 152V153H95ZM139 152V153H138ZM166 153V156H167V158H168V160H167V158H166V156L165 155H161L162 153ZM173 154H172V153ZM192 152V153H191ZM202 152V153H201ZM207 152V153H206ZM223 152V153H222ZM227 152V153H226ZM232 152V153H231ZM238 152V153H237ZM246 152V153H245ZM249 152H252L251 153V159H254L253 157H256L257 158V161L254 159V160H251V162H250V164L248 163L247 164V161L249 160L250 161V159L247 157V156H250V155H248V153ZM255 152V153H254ZM3 153H4V156L2 157V155H3ZM35 154V155H33V154ZM94 153H95V155H94ZM112 153V154H111ZM120 154V156H119V154ZM143 153V154H142ZM159 153V152H158ZM164 153V154H165ZM188 153H191V155L190 154H188ZM193 153H195V154H193ZM203 154V156H201V155H199V156H197L196 158H194V160H198L199 158H200V161H195V162H192V161H194L192 158L195 156V155H198V154ZM212 153H214V154H212ZM222 154V155H224V156H220V158H218V155L217 154ZM264 153V152H263ZM33 156H32V155ZM44 154V155H43ZM48 154H50V159L48 160V158H49V155ZM61 154V155H60ZM64 154V155H63ZM71 154H75V156L77 155V157H76V159H75V156H70ZM86 154V155H85ZM89 154V155H88ZM124 154L126 155V156H124ZM150 155V157H148V159L150 158H152V160H153V162H151V160L149 159V161L151 162V166H149V164H150V162L148 161V159H146V157H147V155ZM172 154V155H171ZM205 154V155H204ZM211 154V155H214L213 157V159H211L210 158V160H214L215 159V157L217 158L216 160H214L215 161V163L216 164H214V165H216V166H213V163L214 162H209V161H207V159H209V155ZM216 154V155H215ZM227 156H226V155ZM230 154V155H229ZM232 154H234V156L232 157ZM27 155L28 156H31V157H28V158H31L30 160L27 158ZM52 155H54V157L52 156ZM88 155V156H87ZM104 155H105V153H104ZM115 157L116 155H117V157H113V156ZM139 155H140V157H142L143 158V156H145L143 159H141V160H138L137 161V159L136 158H138L139 157ZM142 155V156H141ZM170 155H171V157H170ZM183 155H189L188 157L186 156H184L183 157ZM208 155V156H207ZM11 156V157H10ZM22 156H24V159L25 158H27V159H22L23 157ZM35 156H37V157H35ZM52 156V157H51ZM60 156H61V158H60ZM65 158V159H63V157ZM133 156V157H132ZM161 156V157H160ZM162 156H164V157H162ZM205 156H207V157H205ZM231 156V157H230ZM237 158H239V159H242V157H243V159L242 160H240V161H243L245 158H247V160H244L243 162H245V164L242 162V164H243V166H245V167H242L243 168V171H242V175H243V177H245L244 178V180L246 181V182H244V181H241L240 183H241V185H240V183H239V179L240 178H242L243 179V177H241L240 175H241V171H240V167H241V164H240V167L237 165V166H235L234 165V163L233 162H231V163H229L230 161H233V159H235L236 157ZM245 156V157H244ZM10 157V158H9ZM13 157L16 159H13ZM32 157H33V159H32ZM56 157V158H55ZM71 157H73V158H71ZM79 157V158H78ZM92 157H93V159H92ZM94 157H95V162L94 161H91V160H94ZM119 157V158H118ZM121 157H123V158H121ZM199 157V158H198ZM202 157V158H201ZM210 157H212V156H210ZM224 157H225V160H223L224 162L222 163V160H220V159H224ZM226 157L227 158H232L231 160H230V158L227 160L226 159ZM36 160H35V159ZM43 158V159H42ZM52 158V159H51ZM58 158L59 159H61L62 160V162L61 163H57V162H59L60 160H58ZM89 158V159H88ZM106 158H108L107 160H106ZM109 158H111V159H109ZM113 158V159H112ZM116 158H117V160H116ZM183 160H182V159ZM186 158H189V160L188 159H186ZM203 158H205L204 160H202ZM42 159V160H41ZM116 161H115V160ZM121 159L123 160L122 162H120L121 161ZM140 159V158H139ZM145 159V160H144ZM18 160V161H17ZM21 160V161H20ZM33 160H35V161H33ZM38 160V161H37ZM39 160H41L40 162H41V164L43 163V161L45 160V161H48V162H45L44 161V165L47 167V168H49L48 166L51 164V163H54V162H52V161H55V165H56V168L54 167L55 165L54 164H51L50 165V168L52 167L53 169L55 168V171L56 170H60V171H57V172H62L61 174V176H60V173H58V180H60L61 178L63 179V182L66 180V177L65 176H67V181L64 183V184H66V185H60V187L62 188H60L59 186V189L61 190H58V187L56 188L55 186H56V183L55 182H53L54 180H50V179H52L53 177H54V179L56 178V176H55V174H53V172H52V170L51 169H46L45 170V168H44V166H42V165H40V162H39ZM50 160H51V163H50ZM63 160H65L64 162L66 163V165H63V164H65V163H63ZM106 160V161H105ZM110 160V162H112V165H111V163H109L108 161ZM114 160V161H113ZM133 160H134V163H133ZM142 160H144V161H142ZM146 160H147V164H146ZM165 160H167V161H165ZM179 160H180V162H179ZM186 160V161H185ZM191 160V161H190ZM207 162H206V161ZM218 160V161H217ZM17 161V162H16ZM20 161V162H19ZM135 161H136V163H135ZM139 161H142V162H139ZM178 161V162H177ZM183 161H185V163L183 162ZM188 161H190V163L192 162V164H190ZM221 161V163L220 164H218L219 162ZM229 161V162H228ZM260 161H262L261 163H263V164H261L260 163ZM31 162V164H29ZM34 162V163H33ZM35 162H37L36 164H38L39 166H41V167H39L38 165H36L35 164ZM101 162V161H100ZM109 164H108V163ZM115 162V163H114ZM130 162V163H129ZM143 162H145V164L146 165H144V163ZM164 162L166 163L165 165H163L164 164ZM183 162V163H182ZM201 162V163H200ZM203 162V163H202ZM204 162H206V163H204ZM228 162V163H227ZM254 162H255V166H254ZM258 162V164L256 165V163ZM49 163V164H48ZM63 163V164H62ZM98 163V164H97ZM106 163V164H105ZM117 163V164H116ZM125 165L126 163V166L123 168V164ZM142 165H141V164ZM177 163H180V164H177ZM186 163H188V166H186L185 164ZM196 163V164H195ZM209 163V164H208ZM227 163V164H226ZM233 163V164H232ZM239 163H241V162H239ZM260 163V164H259ZM36 165V167H33V166H35ZM59 164V165H58ZM63 166H66L65 168H64V173L65 174H67V175H63V171H61V169H62V165ZM84 164H85V166H84ZM101 164V165H100ZM105 164V165H104ZM118 164H120V166L118 165ZM132 164V165H131ZM135 164V165H134ZM140 164V165H139ZM156 164H158L157 165V167H156ZM176 164H177V167H176ZM182 164H184L185 165V167H187L186 169L189 171L188 173H189V176L187 175L188 173H187V170H184L185 168H184V165H182ZM204 164H206V165H208V166H206V165H204ZM217 164H218V169L220 168V167H222L223 168V166H224V168L222 169V168H220L219 170L217 169ZM225 164V165H224ZM228 164H232L231 165V167H227L226 168V166H230V165H228ZM247 164V165H246ZM251 164L253 165V166H251ZM29 165H31V166H29ZM70 165V166H69ZM75 165V166H74ZM77 165V166H76ZM103 165L104 166H108L106 169H107V171L106 172H108L106 175H108V174H110V173H114V172H116V171H120L121 172V174H123V177H121L122 175H120L119 176V174H120V172L119 173H112L113 175H115L114 177H116L117 179H118V181L116 180V178H114L113 177V175L112 174H110V175H108L107 177H109L111 180H112V178H113V180H112V182H111V180L109 179V178H107L104 174L106 173L104 170H106L104 167H103ZM112 166V169L110 168L111 166ZM119 166L118 167V169L119 168H122L121 170H117V168L115 167V166ZM133 166V167H136V168H138V170H136V172H134L135 171V168H131V166ZM144 165V166H143ZM149 167H148V166ZM152 165H154L156 168L154 169V170H156V171H154L152 168ZM161 165V166H160ZM182 165V167H180ZM192 165V167H190L191 169H188V167L189 166H191ZM201 167H200V166ZM203 165V166H202ZM234 165V166H233ZM249 165V167H246V166H248ZM263 165V166H262ZM57 166H58V168H60V169H57ZM84 166V167H83ZM91 166H93V167H91ZM110 166V167H109ZM140 166H142L141 168H140ZM145 166H147V167H145ZM179 166V167H178ZM213 166V167H212ZM232 166H233V168H235V175L233 174V168H232ZM260 168H259V167ZM4 167H6V168H4ZM42 167L44 168V171L42 170ZM70 167H72L73 169H71ZM76 167V168H75ZM86 167H88V168H86ZM102 167L104 168V170H101L102 169ZM113 167H114V170L116 169V171H114L113 170ZM143 167H145V168H149L148 170L146 169V170H144L143 171ZM150 167H151V170H150ZM165 167V168H164ZM193 167H194V171H191L192 169H193ZM198 167V168H197ZM216 167V168H215ZM236 167H239V169L238 168H236ZM251 167V168H250ZM253 167V168H252ZM3 168H4V170H3ZM33 168H35V169H33ZM41 168V169H40ZM91 169V171L93 170V171H95L96 170V174L95 173H93V171L91 172L90 171V169ZM93 168V169H92ZM109 168V169H108ZM127 168V170H125ZM144 168V169H145ZM178 168V169H177ZM202 168H205V169H207L208 168V170H205L204 169V173H206L205 175L203 174V172L202 173H200V171H203V169ZM215 168V169H214ZM230 168H232L233 170H230V172H229V169ZM246 168H249L248 170L246 169ZM255 168V169H254ZM20 171H18V170ZM28 169V170H27ZM38 171H37V170ZM75 169V170H74ZM79 169V170H78ZM86 169H87V171H86ZM95 169V170H94ZM132 169V170H131ZM140 169H141V171H140ZM175 169H177V170H175ZM180 169V170H179ZM197 171H196V170ZM213 169H214V171L216 172V173H214V171H213ZM224 170V172L222 171V170ZM228 169V170H227ZM245 169H246V171H245ZM261 169H263V170H261ZM13 172H12V171ZM26 170H27V172H26ZM36 170V178H35V175H32V174H34L35 172L34 171ZM40 170V171H39ZM63 170V169H62ZM66 170H68V171H66ZM70 170V171H69ZM98 170V171H97ZM111 170H113V171H111ZM123 170H125V173L123 172ZM178 171L177 173H175L174 171ZM183 170V171H182ZM221 170V171H220ZM227 170V171H226ZM238 170H239V175H238ZM258 170H259V172H258ZM261 170V171H260ZM23 171L27 174L28 173V175H26L25 173V176H22V177H20L21 175L19 174V173H21L22 175H23ZM41 171H43V173H45V175L41 172ZM46 171V172H45ZM52 172V174L51 175H53V176H50V173H47V172ZM74 173H73V172ZM82 171H85V173L84 172H82ZM90 173H89V172ZM99 171H103V172H105V173H103L102 172V174L107 178V180L106 179H100V178H103L104 176L102 175V174H100V172ZM109 171H111L110 173H109ZM148 172V173H146V175H147V177L145 176V173H144V177L146 178H144L143 177V174H140V173H143V172ZM150 171H151V173H152V171H154L155 173H158V174H155L154 172L151 174L150 173ZM181 171V172H180ZM186 171V172H185ZM199 171V172H198ZM207 171V172H206ZM212 171V172H211ZM219 171V172H218ZM263 171V172H262ZM38 172H41V174L39 175V173ZM79 172V173H78ZM82 172V173H81ZM123 172V173H122ZM126 172H127V174H126ZM128 172L130 173V175H128ZM132 172V173H131ZM193 172V173H192ZM220 172H222V174L220 173ZM232 172V174L233 175H231L230 173ZM249 172H250V176H251V178L252 179H248V177H246V176H249L248 174H249ZM251 172H254V173H251ZM256 172H258V173H256ZM8 173V174H7ZM10 173V174H9ZM11 173H13V174H11ZM30 173H31V177H29L30 176ZM80 173H81V175H80ZM91 173H93V174H95V175H93V176H91L92 174ZM97 173H98V175L99 176H101V177H99L98 175H97ZM168 174V175H166L165 176V174ZM179 173H181V174H179ZM182 173H183V176H182ZM185 173H186V175H185ZM211 173V174H210ZM220 173V174H219ZM237 173V174H236ZM245 173H247V174H245ZM2 174V175H1ZM47 174V175H46ZM76 174V175H75ZM87 174V175H86ZM89 174H91L89 177H88V175ZM118 174V177L116 176ZM126 174V175H125ZM155 176H154V175ZM161 174H163L162 176H160V180H159V175H161ZM175 174V175H174ZM191 174V175H190ZM199 174H201V176L203 175V177H200L199 176ZM218 174V175H217ZM224 174V175H223ZM228 174V175H227ZM259 174V175H258ZM261 174H262V177H261ZM8 175V176H7ZM15 176V178L17 177V179L20 177L26 184H29L30 186H32V187H26L24 190H23V195H25V196H22V200L21 201H19L18 203H15L14 201H12V202H9V201H7L8 200V197H9V195H8V189H7V187H6V183H7V181L8 180H10V178L11 177H13V176ZM17 175V176H16ZM20 175V176H19ZM38 175H39V177H38ZM79 175V176H78ZM97 175V181H95V176ZM128 175V176H127ZM141 175V176H140ZM156 175H157V177H158V179H157V177H156ZM176 175H178V176H176ZM181 175V176H180ZM194 175V176H193ZM195 175H197V178L199 177V179H195ZM212 175H214L215 177H212ZM230 175V176H229ZM254 175V177H252ZM42 176V177H41ZM47 178H49V180H47V179H45V177ZM63 176V177H62ZM79 177V179H78V177ZM80 176L84 179V178H87V179H85V180H88L89 178H92L93 179V177H94V179H93V181H92V179H89L88 181L89 182H91V183H89V184H92V183H94V184H96V182L97 183H99V184H104V183H106V184H102L103 186V188L101 187V185L100 186H98L99 188H97L96 186L98 185H91V186H88L87 185V181L85 182V180H83L82 178H80ZM129 177V176H131L132 177V180H130L131 179V177H129L130 179H128L127 180V178H125V177ZM166 177L165 179H164V177ZM174 176H176V178L174 177ZM182 177V178H184V176H188L189 178H191V179H189L188 178V180H190V182L187 180V177H185L184 178V180H182L180 177ZM192 176V177H191ZM204 176H205V179H204ZM207 176V177H206ZM220 176H222V177H220ZM235 176V179L233 178V177ZM2 177V178H1ZM44 177V178H43ZM51 177V178H50ZM61 177V178H60ZM104 177V178H105ZM112 177V178H111ZM140 177H142L141 178V180H140ZM152 177H154V178H152ZM156 177V178H155ZM161 177L163 178V179H161ZM215 178V179H212V178ZM217 177V178H216ZM220 177V178H219ZM259 177V178H258ZM261 177V178H260ZM19 178V179H20ZM27 178H29L28 180H27ZM30 178H34L33 180H31ZM40 180H39V179ZM119 178H121V179H119ZM123 178V179H122ZM139 180L138 182H137V180ZM152 178V179H151ZM177 178H178V181H180V184H181V186H182V188H181V186H180V184H179V182L177 181ZM181 180H180V179ZM193 178H194V180H196V181H194L193 182ZM203 178V179H202ZM219 178V179H218ZM226 178V179H225ZM237 178H238V180H237ZM250 178V177H249ZM8 179V180H7ZM18 179V180H19ZM20 179V180H21ZM35 179H36V181H35ZM61 179V180H62ZM65 179V180H64ZM83 180V182H85V183H83L82 181H80V180ZM110 180V183H109V180ZM127 180V181H129V182H127V183H129V184H127V183H124L123 181H125V180ZM144 179V180H143ZM176 179V180H175ZM201 179V180H200ZM210 179V180H209ZM211 179H212V184L211 183H209L208 184V182L209 181H211ZM230 179H231V181H234L235 182V185H236V187H234L235 185H234V182H233V184H232V182L230 181ZM261 179V180H260ZM3 180H4V182H3ZM7 180V181H6ZM19 180V181H20ZM22 180H21V182H22ZM33 182H31V181ZM44 180H47V181H44ZM98 180H99V182H98ZM102 180V181H101ZM104 180H106V182H104ZM122 180V181H121ZM134 180V181H133ZM136 180V181H135ZM144 181V183H145V181H146V185L148 184V186L151 184L150 183V181L149 180H151V182H152V184L148 187V186H146L144 183H143V181ZM162 180H166V182L165 181H163L162 182ZM171 181V182H168V181ZM173 180H175V182H173ZM204 181V182H200V181ZM221 180H223L222 182H221ZM225 180H226V182H225ZM241 180V179H240ZM6 181V182H5ZM27 181L29 182L30 181V183H27ZM38 181H43L44 183L45 182H47V183H45V186H44V183L42 182H38ZM49 181H51V182H49ZM107 181H108V183H109V185H108V183H107ZM114 181V182H113ZM157 182V184L158 183H160L162 186H164V188L162 187V191H161V188H159L160 189V191H159V189H155L154 187H155V185H154V183L153 182ZM177 181V182H176ZM184 182V183H181V182ZM187 181V182H186ZM208 181V182H207ZM236 181H237V184H236ZM252 181V182H251ZM256 181V182H255ZM2 182H3V184H2ZM24 182H22V183H24ZM48 182L50 183V184H48ZM82 184H81V183ZM118 184H117V183ZM122 182V183H121ZM126 182V181H125ZM133 182V183H132ZM136 184H135V183ZM156 182H155V184H156ZM169 183V185H168V183ZM190 184H189V183ZM199 182V184L200 183H202V185H203V187H202V185L200 184L199 185V187H197L196 185H198L197 183ZM206 182V183H205ZM214 182V183H213ZM242 182H244V184H242ZM32 183V184H31ZM37 183H40L39 185L37 184ZM54 183V185H52ZM113 183H115V184H113ZM162 183H164V184H162ZM171 183L173 184V185H175L174 183H176V185H177V187L176 186H173V185H171ZM187 183V184H186ZM196 183V184H195ZM205 185H204V184ZM220 185H219V184ZM223 183V185L225 184V185H227V186H225L226 188H224L223 187V185H221ZM238 183H239V185H238ZM250 183V184H249ZM253 183H255V184H253ZM258 183V184H257ZM259 183H261V184H259ZM37 184V185H36ZM51 185V186H53V188H56L57 189V191L58 192H56V190L54 189L53 190V188L51 189V186H49L48 187V185ZM63 184V183H62ZM83 184H85V185H83ZM112 184V185H111ZM122 184V185H121ZM135 184V185H134ZM165 184H166V186H165ZM186 184V185H185ZM193 184V185H192ZM216 184H218L219 186V188L216 186ZM247 184V185H246ZM264 184V183H263ZM25 185V184H24ZM43 185V186H42ZM87 185V186H86ZM113 185H115V186H113ZM118 185H121L120 187L118 186ZM136 185H137V187H136ZM144 185V186H143ZM179 185V186H178ZM188 185H190V187L188 186ZM212 187H210V186ZM213 185H214V187H213ZM231 186L233 189H234V191H236V193L233 191V189H231L229 186ZM232 185H234V186H232ZM254 185V186H253ZM260 185H261V187H260ZM37 186H39V189H37ZM40 186L43 188H41L40 189ZM84 186V187H83ZM107 186V187H106ZM140 186V187H139ZM141 186H143V187H141ZM154 186V187H153ZM168 186H169V191H168ZM171 186L172 187H175V188H171ZM201 186V187H200ZM209 186V187H208ZM240 186H242V188L239 187ZM247 186V187H246ZM251 186H253V187H251ZM1 187L4 189L5 187V189H4V191H3V189H1ZM63 187H65V189L63 188ZM90 187H96V189H94L93 191H92V188H90ZM105 187V188H104ZM109 187V188H108ZM154 189H153V188ZM194 187H196V188H194ZM215 187H217V188H215ZM222 187V188H221ZM238 187V188H237ZM244 187V188H243ZM257 187L258 188H260L261 189V195L258 193V191H260V189L258 190L257 189ZM29 189V191H28V189ZM31 188V189H30ZM49 188H50V190H49ZM90 189V191H89V189ZM107 188V189H106ZM130 188V189H129ZM133 188H135V190L133 189ZM138 188H140L139 189V191H138ZM157 188V187H156ZM181 189V190H179V189ZM188 188V189H187ZM198 188V189H197ZM209 188H211V189H214L213 191L210 189V191H209ZM227 188H230L231 190H228ZM252 188V189H251ZM27 189V190H26ZM46 189H48L47 190V192L45 191ZM82 189L83 190H88L87 191V194H86V191L84 192V191H82ZM103 189V190H102ZM105 189V190H104ZM132 189L134 190V191H132ZM148 189V190H147ZM152 189V190H151ZM170 189H171V191H170ZM176 189V190H175ZM199 189H201V190H205V192H204V190L203 191H200ZM207 189V190H206ZM222 189V190H221ZM223 189H225V191H226V193H225V191L223 190ZM235 189H237V190H235ZM243 189V190H242ZM253 189H255V190H253ZM31 190H33V191H31ZM36 190V191H35ZM38 190V191H37ZM80 190H81V192H80ZM97 190V191H96ZM101 190V191H100ZM119 190H121V191H119ZM126 190L128 191V192H126ZM146 190V191H145ZM153 190H158L157 191V197L158 198H155L156 197V194H155V191H154V193L153 194H149L148 192H150V193H152L153 192ZM167 190V191H166ZM178 190V191H177ZM182 190H184V191H186V192H182V199H185V201L183 200L182 201V199L178 196L179 194H181V191ZM197 190H199V194H198V191ZM241 190V191H240ZM257 190V199L254 197V195L256 196V193L255 192H253V191H256ZM4 193H3V192ZM28 191V192H27ZM44 193L43 194V196L42 197H38L39 196V194H41L42 195V193ZM54 193H53V192ZM65 191V192H64ZM130 191L132 192V194H130L129 195V193H130ZM135 191H136V193L137 194H135ZM180 191V193H177V195H176V192H179ZM191 193H190V192ZM224 191V192H223ZM228 191H232L231 193H230V198H228L229 196H227V194L229 193ZM243 191V192H242ZM251 191L254 193H252L251 194ZM27 194H26V193ZM37 193V196H35L36 195V193ZM60 192V193H59ZM89 192V193H88ZM121 192H122V194H121ZM146 192H147V194H146ZM164 192V193H163ZM168 192H169V194H168ZM171 192V193H170ZM173 192H175V193H173ZM187 192H189L190 194H188ZM194 192H196L197 193V195L194 197ZM200 192H201V196H200ZM204 192V193H203ZM208 192V193H207ZM212 192V193H211ZM217 192V193H216ZM219 192H223V194L222 193H219ZM234 192V193H233ZM239 192H241V193H239ZM246 192H248V193H246ZM264 192V191H263ZM33 193H34V196H33ZM51 193V194H50ZM62 193V195L64 196H62V195H60ZM79 193V194H78ZM85 193V194H84ZM97 193V194H96ZM119 193L121 194V196L119 195ZM134 193V194H133ZM143 195H142V194ZM146 195H145V194ZM172 193H173V195H172ZM185 193H187L188 195H187V197L185 196L186 194ZM207 193V194H206ZM214 193V194H213ZM238 193V196L239 197H236L237 194ZM250 193V194H249ZM49 194V195H48ZM81 194H82V196H81ZM92 194V195H91ZM126 195V196H124V195ZM139 194H141V196H139ZM185 194V195H184ZM205 194V195H204ZM208 194H210L209 196H208ZM215 194H217V195H215ZM218 194L220 195V196H224V194H225V197H227L228 199H226L225 197H219L218 196ZM244 195V197H243V195ZM5 197V199L2 197ZM26 195H27V197H26ZM29 195H31V196H29ZM40 195V196H41ZM56 195H58V196H56ZM59 195L61 196V197H59ZM77 195V196H76ZM84 195V196H83ZM88 195V196H87ZM129 195V196H128ZM133 195H138L139 196V198L140 197H142V198H136L137 200L139 199V201L140 202H144L145 201V205L146 206H144V204H142V203H140L139 201H137V203H136V200H135V196H133ZM152 195H154V196H152ZM169 195H171L170 196V198L171 197H173V199L171 200L170 198H168L169 197ZM174 195H176V197L174 196ZM212 195H214V196H212ZM232 195H234V196H232ZM49 196V197H48ZM54 196H55V198H54ZM91 196H92V199H93V203L91 202L90 203V201L92 200V199H90L91 198ZM98 197L97 199H96V197ZM118 196V197H117ZM124 196V197H123ZM131 197V199H132V197H133V199H132V203H131V201L129 200V199H127V200H129V201H127L126 202V199H124V198H126V197ZM137 196V197H138ZM144 196H147V197H145L144 198ZM152 196V197H151ZM181 196V195H180ZM189 196V197H188ZM205 196V197H204ZM210 196H212L213 197V199H212V197H210ZM215 196H218L217 198L215 197ZM240 196H242L243 198H240ZM254 197V201H252V198ZM26 197V198H25ZM83 197V198H82ZM95 197V198H94ZM104 197H105V202L107 203L106 205H105V202H104ZM127 197V198H128ZM150 197H151V199H150ZM155 199H154V198ZM168 199V201L170 202V204H169V202L167 201V199ZM178 197H179V199H178ZM185 197V198H184ZM216 199H215V198ZM252 197V198H251ZM259 197V198H258ZM7 198V199H6ZM35 200H38V199H40L39 200V202L40 201H42L41 200V198L46 202V203H44V201H42L41 202V204L42 205H40V204H38L39 202H37V201H35ZM38 198V199H37ZM45 198V199H44ZM53 198V199H52ZM60 198V199H59ZM78 198V199H77ZM81 198V199H80ZM103 198V199H102ZM116 198V199H115ZM175 198H176V200H175ZM187 198L189 199L188 201H186L187 200ZM193 200H192V199ZM223 200H222V199ZM227 200H225V199ZM232 198V199H231ZM236 198H237V200L238 201H236ZM248 200L249 198H250V200L253 202V204L255 203H257L258 204V202L260 201V200H262V202L260 201L259 203H260V205H259V207L257 208L256 206H258V205H252V202H250V200H248L249 201V203L250 204H247V202L246 203H244V201L242 200V199H244L245 201H246V199ZM29 199H30V201H29ZM49 199V200H48ZM59 199V201L60 202H62V203H58V200ZM74 199L76 200V201H74ZM122 199L125 201V203H123L122 202ZM146 199V200H145ZM150 199V200H149ZM166 199V200H165ZM170 199V200H169ZM202 199H204V200H202ZM220 199H221V201H220ZM7 201V203L6 202H3V201ZM34 200L35 201V206H33V209H29L28 207H30L31 206V208H32V205L34 204V201L32 202V201ZM48 200V201H47ZM55 202H54V201ZM64 200V201H63ZM80 200V202H77V201H79ZM97 200V201H96ZM100 200V201H99ZM103 200V201H102ZM107 200V201H106ZM135 200V201H134ZM151 200L152 201H154V203L153 202H151ZM156 200V201H155ZM157 200H159V201H157ZM179 200H181V201H179ZM192 200V201H191ZM197 200H202V202L204 203V206H205V204H206V206L203 208V203H202V205H201V201L200 202H198ZM218 200V201H217ZM229 200H232V201H229ZM259 200V201H258ZM99 201V202H98ZM121 201V202H120ZM134 201V202H133ZM147 201H149V202H147ZM161 201V202H160ZM162 201H163V203H162ZM164 201H165V203L167 202L168 204H165L164 203ZM182 202V203H179V202ZM190 201V202H189ZM194 201H197V203H199V204H196V205H194L193 206V203L195 204V202ZM225 201V202H224ZM229 201V202H228ZM239 201H243V203H242V207H239V206H241V203L239 202ZM3 202V203H2ZM23 202V203H22ZM33 203V204H31V203ZM64 202V203H63ZM76 202V203H75ZM96 202V203H95ZM102 202V203H101ZM117 202H120V203H122V206H120L121 204L120 203H118V204H120L119 206L117 205ZM156 202H157V204H156ZM177 202V203H176ZM191 202H193V203H191ZM224 202V203H223ZM228 202V203H227ZM230 202L232 203L231 205H233L232 207L230 206ZM22 203V204H21ZM36 203H37V205H36ZM51 203V204H50ZM53 203H54V205H53ZM78 203V204H77ZM81 203V204H80ZM95 203V204H94ZM98 203H100V204H98ZM103 203H104V205H103ZM126 203H127V205L128 206H126ZM134 203H136L135 205H134ZM160 203H162L161 205H159ZM190 203V206L188 205ZM223 203V204H222ZM234 203H236V204H234ZM237 203H239V206H237L238 204ZM262 203H263V205H262ZM31 204V205H30ZM57 204H59V205H57ZM63 204V205H62ZM78 206L79 204V207H77L76 205ZM84 204V205H83ZM110 204V205H109ZM124 204V205H123ZM131 204V205H130ZM138 204V205H137ZM141 204V205H140ZM150 206V209H149V206ZM154 204H156V205H154ZM164 204V205H163ZM182 204V205H181ZM186 204V205H185ZM227 204V205H226ZM245 204H247L249 207H250V209H249V211H244L245 210V206H246V209L248 210V206L247 205H245ZM29 205V206H28ZM38 205L40 206L39 208H41L42 206V208H43V211L44 212H42L41 210L42 209H37L36 207H38ZM53 205V206H52ZM61 205H62V207H61ZM68 205V207H67V210H69V206L71 207V209L69 210V212L74 216V217H71L70 216V214L67 212V214H65L64 212H66V211H64L65 209H66V206ZM98 207H97V206ZM105 206L104 208H103V206ZM117 206L118 207V209H117V207H113V206ZM143 205V206H142ZM162 205H163V208H162ZM175 205H177L176 207L177 208H175ZM183 205H184V208H183ZM188 205V206H187ZM230 207H229V206ZM236 205V206H235ZM45 206V207H44ZM65 206V207H64ZM110 206H112L111 208H113V209H111L110 208ZM125 206V207H124ZM141 206V207H140ZM152 206V207H151ZM167 206V207H166ZM180 206V207H179ZM191 206H192V208H191ZM195 206H199L200 208H202V209H199L198 210V208L197 207H195ZM211 206V207H210ZM251 206H253V208L251 207ZM254 206L256 207V209L254 208ZM261 206V207H260ZM49 207V208H48ZM54 207H56V208H54ZM93 207H95L94 209H96V207L98 208V209H96L95 211H94V209H93ZM121 207V208H120ZM128 207V208H127ZM130 207V208H129ZM135 207V208H134ZM140 207V208H142L143 210V212L145 211H147V209H148V211L145 213H143L142 211H141V209L139 210L138 208ZM146 207V208H145ZM185 207H188V210H187V208H185ZM194 207V208H193ZM234 207V208H233ZM48 208V209H47ZM52 208V209H51ZM58 208V209H57ZM62 208V209H61ZM80 208V209H79ZM114 208H116L117 210H119V212L120 213H118L117 211H115L116 209H114ZM144 208L146 209V210H144ZM153 208H155V210H156V213L157 214H154L155 213V210L153 209ZM160 208V209H159ZM167 208V209H166ZM174 209V212H177V213H174L172 210ZM181 208H183V210L185 209L186 210V212H187V214L185 215V213L182 211V209ZM211 208V209H210ZM237 208V209H236ZM238 208H240L239 210H241L240 211V213L242 214V216L244 217V219H243V217L241 216V214L239 213V211H238ZM244 208V209H243ZM253 210H252V209ZM262 208V209H261ZM55 209V210H54ZM61 209V210H60ZM64 209V210H63ZM109 209V210H108ZM113 210V211H115V212H112L111 210ZM128 209V210H127ZM133 209V210H132ZM136 211H135V210ZM164 209V210H163ZM180 209V210H179ZM193 209V210H192ZM213 209V210H212ZM234 209H236V210H234ZM255 209V210H254ZM29 210L30 211H33V212H29ZM35 210V211H34ZM36 210H38V211H36ZM46 210V211H45ZM102 210V211H101ZM105 210V211H104ZM125 210H127V212H124V214H123V211H125ZM138 210H139V212H141V213H138ZM168 210H170V211H168ZM184 210V211H185ZM196 210H197V212H196ZM212 210V211H211ZM226 212H225V211ZM41 211V212H40ZM62 211H63V213H62ZM96 211H101V212H96ZM106 211H107V215L109 214V213H113L112 215H110L109 214V216H107L108 218L110 217V219H112V217H113V215H116L117 213L119 214V215H121L122 217H119L120 219L119 220H122V224H120L119 225V223H121L120 221L118 222V214H117V216L116 217H113V218H116V219H114V220H117L116 222H118L117 224H115V222L114 221H111L112 222V224H111V222H110V219H108L109 220V222H107L108 220H104L103 218H105L106 216H104L105 214H102V215H100V213H102V212H104V213H106ZM109 211V212H108ZM111 211V212H110ZM154 211V213H152ZM158 211H160V212H158ZM181 211V212H180ZM192 211H195V212H191ZM205 211V212H204ZM228 211H229V213H228ZM233 211V212H232ZM235 211H236V214H235ZM243 211H244V213H243ZM39 212H40V214H39ZM46 212L47 213H49V214H47L46 215ZM59 212L61 213V214H59ZM96 212V213H95ZM122 212V213H121ZM133 212V213H132ZM136 212L138 213L137 215H141L140 216V218L138 217L137 219L138 220H140V223H138L139 221L137 220V223H134V222H136L135 221V217H137L136 216ZM148 212H150V214L148 215ZM162 212H165V213H167L166 215L168 216L169 215V217H171V215L169 214V213H171L172 214V217L171 218H169V217H167L166 215H165V213H164V215H162ZM169 212V213H168ZM183 212V213H182ZM198 212H199V214H198ZM201 212H202V215H201ZM208 212V216H207V213ZM210 212V213H209ZM211 212H213V213H211ZM221 212H222V214H221ZM247 212V213H246ZM251 212V213H250ZM254 212V213H253ZM4 213H6V214H4ZM31 213V214H30ZM32 213H33V215H32ZM42 213V214H41ZM51 213V214H50ZM54 213H57L58 215H56V214H54ZM90 213L92 214V215H90ZM93 213H94V215H93ZM100 215V216H97L98 214ZM115 213V214H114ZM180 213H182L181 215H182V218L184 217L183 216V214L185 215V218L184 219H182L181 218V215H180ZM189 213V214H188ZM225 213V214H224ZM227 213V214H226ZM260 213H262L261 215H260ZM2 214H4V215H2ZM9 214H11V215H14V216H9ZM34 214H36V215H34ZM63 214H64V216H63ZM69 214V215H68ZM87 214V215H86ZM95 214H96V216L98 217V219L100 218H102L101 220H102V222H100L99 220H97L96 218V216H95ZM128 214H131V218H129L130 216L128 215ZM132 214H134V215H132ZM142 214H144V215H142ZM198 214V215H197ZM203 214L205 215L204 217H203ZM225 216H224V215ZM245 214V215H244ZM246 214H248L249 216L248 217H246L247 215ZM41 215V216H40ZM46 217H44V216ZM49 215V216H48ZM54 217L53 219L55 220V222H54V220H52V216ZM54 215H56V216H54ZM60 215V216H59ZM69 216V218L71 217L72 218V220H71V218L70 219H68V216ZM92 216V217H90V216ZM126 215L127 216H129L128 218V220L130 221V222H132L133 224H139V225H136V226H134L132 223H130L128 220H127V222L126 221H124L125 219H127V218H125L126 217ZM146 215H148V216H146ZM153 215H157L156 217H153ZM160 215V216H159ZM193 215V216H192ZM209 215H210V217H209ZM217 215V216H216ZM221 215H223L224 217H225V220L227 219H232V225H230V223H228V221L229 222H231V220H228V221H226V224L227 225H224V227H225V231L223 232V230H224V228L222 227V225L225 223V221H224V223L223 222H221V224L222 225H219L220 224V222L219 221H222L224 218H223V216L221 217ZM229 215V216H228ZM235 215H238L237 217H238V219H239V222L238 221H233L234 219H237L236 218V216ZM255 215V216H254ZM17 216V217H16ZM58 216H59V218H58ZM67 216V217H66ZM88 216V218H86ZM103 216V217H102ZM148 217V218H146V217ZM159 216V217H158ZM163 216H164V219H163ZM179 216V217H178ZM190 216V217H189ZM219 216H220V218L222 219V220H219L218 221V219H219ZM227 216V217H226ZM239 216H240V218H239ZM258 216V217H257ZM11 217V218H10ZM43 217V218H42ZM49 217H50V221H49ZM55 217H57V218H55ZM64 217H65V220H63V221H61V223L59 222V221H56L57 219H61V218H63L64 219ZM124 217V219H122ZM133 217H134V219H133ZM144 219V220H147V221H145V222H147V223H144L146 226H147V228L145 227V225L143 224V222H144V220H142V218ZM201 217V218H200ZM217 217H218V219H217ZM228 217H230V218H228ZM233 217H235L234 219H233ZM254 219H253V218ZM258 219H257V218ZM68 220H67V219ZM74 218V219H73ZM84 218V219H83ZM90 218V219H89ZM94 218L96 219L95 221L97 222V223H99V224H97L95 221L92 223V220H94ZM146 218V219H145ZM154 218V219H153ZM156 218V219H155ZM166 218V219H165ZM189 218V219H188ZM191 218V219H190ZM197 218H198V220H197ZM208 220H207V219ZM217 219V222H216V219ZM250 218V219H249ZM251 218H252V220L254 221H252L251 220ZM260 218H262L263 219V221L261 222V220H260ZM5 219V218H4ZM16 219H19L20 221H18V220H16ZM85 219H87V220H85ZM92 219V220H91ZM106 219V218H105ZM134 220V221H132V220ZM153 219V220H152ZM167 219H170V220H167ZM176 219H180L179 221L178 220H176ZM181 219H182V221H181ZM187 219V222L185 221ZM194 219V220H193ZM205 219H206V221H205ZM237 219V220H238ZM1 220V219H0ZM15 221V224H13L14 223V221ZM74 220V221H73ZM89 220V221H88ZM90 220H91V222H90ZM113 220V219H112ZM142 220V221H141ZM155 220V221H154ZM162 220V221H161ZM166 220V222H164ZM174 220L175 222H172V221ZM189 220H191V222L193 223H191ZM195 220H196V223H195ZM215 220V221H214ZM244 220V221H243ZM247 220H249V221H247ZM256 220H258V221H256ZM260 220V221H259ZM17 221V222H16ZM53 221V222H52ZM66 221H67V223H66ZM72 221L73 222H76L75 223V225L77 224V226H75L74 225V223H72ZM149 221V222H148ZM154 221L155 223H152V222ZM157 221H159V222H157ZM161 221V222H160ZM176 221H178V223L176 222ZM199 221V222H198ZM210 221V222H209ZM212 221V222H211ZM243 221V222H242ZM3 222H5V226L3 225ZM6 222H8L7 224L9 225H7L6 224ZM13 222V223H12ZM59 222V223H58ZM80 222L82 223H84L85 224V222H86V224L84 225L83 223H82V225L80 224ZM105 222H107V223H105ZM113 222H114V224H113ZM124 222H126L127 224H128V222H129V224L130 225H128L127 226V228L125 227L127 224L125 223V225H124ZM150 222H151V224H150ZM170 222V223H169ZM172 222V223H171ZM181 222H184L183 224L181 223ZM208 222V224H206ZM216 224V223H218L217 224V227H218V230L220 229V231H218L219 233H216V231H215V229L217 228L216 226V228L214 227V223ZM233 222L235 223V224H233ZM241 222V223H240ZM257 222V223H256ZM57 223H58V225L60 226V228H58L57 226ZM63 223H65L64 225H63ZM78 223H79V226L81 225V227H79V228H77L78 227ZM109 223V224H108ZM160 223H162V224H160ZM165 223H166V225L168 226V227H170L169 225H171V224H175V226L174 225H172L170 228H173L172 230L174 231H171V233H175V235L177 234V236H175V235H173V234H171L170 232L169 233H167L165 230H167V229H165V228H168L167 226L165 227ZM181 223V224H180ZM204 225H203V224ZM237 223V224H236ZM239 223H240V226H241V229H240V227L239 226H237L236 227V225H239ZM243 223V224H242ZM250 223V224H249ZM259 223V224H258ZM13 224V225H12ZM36 225V226H34V225ZM55 224H56V226H55ZM62 226H65V228L67 227V225H68V227H73V229L75 230L73 233L71 232L70 233V235H68L69 234V232H70V229H65L64 227H62ZM69 224H70V226H69ZM72 224V225H71ZM92 224V225H91ZM143 224V225H142ZM150 226H149V225ZM152 224H154L155 226H156V228H155V226L154 225H152ZM159 224V225H158ZM163 224H164V226H163ZM197 224V225H196ZM198 224H202L201 225V227H200V225L198 226ZM246 224H249V225H246ZM251 224H257L259 227H262L261 229H259V227L257 226V225H253L252 227H254V228H257V230L258 231H260V232H258L257 230L256 231H252V230H255V229H253L250 225ZM8 227H7V226ZM12 225V226H11ZM15 225V226H14ZM37 225H39V227L41 226V228H39V230H37L38 229V227H37ZM105 225H106V227H105ZM108 225V226H107ZM109 225H114L113 227H109ZM124 225V226H123ZM133 227H132V226ZM177 225V226H176ZM181 225H183V227H181ZM188 225H189V228H190V226H191V228L193 229V230H190V229H186V231L184 232V230H185V228L187 227L188 228ZM213 225V226H212ZM235 225V228L233 227ZM242 225H245V226H242ZM2 226H4V228L6 229V230H9V228H10V230L12 231H6L4 228H3V232H2ZM30 226H34L33 227V229H32V227H30ZM43 226V227H42ZM52 226V227H51ZM56 227V228H54V227ZM86 226V227H85ZM103 226L105 227V228H110V229H112V230H109L108 229V231L104 228V230H103ZM117 226V227H116ZM122 226V227H121ZM131 226V227H130ZM140 227V229H139V231L138 230H135L136 228H134V227ZM175 228H177L176 230L174 229V227ZM179 226L182 228V231H180L181 230V228L179 229ZM213 228H212V227ZM229 226V227H228ZM233 227V229H231L232 227ZM248 226H250L251 227V229L248 227ZM7 227V228H6ZM12 227H14L13 229H11ZM84 227V228H83ZM129 227V228H128ZM148 227H149V230H150V233L149 232H147V231H149L148 230ZM152 227L154 228V230L152 229ZM160 227V228H159ZM165 227V228H164ZM194 227V228H193ZM211 229L212 228V231H210V232H208V229L209 228ZM243 227V228H242ZM47 228H50V231L52 230V231H54V233L56 232L55 231V229L57 230V234H58V236L61 238V239H65V240H67V239H69L70 240V242L72 241V243H68V241H61V240H59V239H55L56 238V236H57V234H55L56 236H54V235H52V234H54V233H50V232H48L49 231V229L47 230ZM52 228V229H51ZM61 228H63V229H65V230H68L67 232L65 231V230H59L58 231V229H61ZM75 228H77V229H75ZM87 228L89 229V231H91L90 233L92 234H90V233H88L89 231L87 230ZM115 228H117V229H115ZM124 230H122V229ZM130 228H134V230L131 232L130 230H132V229H130ZM144 228V229H143ZM151 228V229H150ZM161 228H163V229H161ZM169 228V229H170ZM204 228H207V230L206 229H204ZM215 228V229H214ZM228 228V229H227ZM236 228H238V229H236ZM248 229V231L246 230V229ZM34 229H35V231H40V232H42V234L40 233V232H37V234H36V232L34 231ZM81 230V231H79V230ZM85 231H84V230ZM120 229V230H119ZM127 229V230H126ZM147 229V230H146ZM168 229V230H169ZM195 229H197V230H195ZM201 229L203 230V231H201ZM209 229V230H210ZM213 229H214V231H215V234H214V232H213ZM233 231V232H231V230ZM244 229V230H243ZM13 230L15 231V233H14V235L15 236H13L12 234H13ZM16 230H19L18 232L16 231ZM35 232V234H32L31 232H33V231ZM43 230H47L46 232L45 231H43ZM86 233V231H87V234H83V233H81V232H83V231ZM103 232H102V231ZM115 230H117V232H119L118 234H116L115 232ZM119 230V231H118ZM141 230V231H140ZM154 232H153V231ZM164 230V231H163ZM190 230V231H189ZM196 231V232H193V231ZM206 230V233L207 234H204V236H205V238L207 237V235L208 234H211L212 235V233H213V237L211 236L210 237V235H208V241H206L207 240V238L206 239H203L204 237H203V234L202 233H205L204 231ZM217 230V229H216ZM229 230V231H228ZM235 230V231H234ZM238 230V231H237ZM244 231L243 233L242 232H240V231ZM247 232H249L250 230H251V232L253 233L254 232V234H252L251 232H249V233H247ZM262 230V231H261ZM7 233H6V232ZM51 231V232H52ZM60 231H63V232H60ZM76 231H79L80 233L78 234V235H74V233H77ZM105 231H107V233H109V235L105 232ZM110 231V232H109ZM115 231V232H114ZM129 232V233H127V232ZM135 231V234L133 233ZM142 231H143V233H142ZM146 231V232H145ZM157 231V232H156ZM160 231H162L163 233H167L166 235L168 236V238H166V237H163V236H166V235H162V234H160V233H162V232H160ZM188 231V232H187ZM192 231V232H191ZM199 231H200V233H199ZM5 232V233H4ZM16 232L19 234H17V236H16ZM33 232V233H34ZM45 232V233H44ZM58 232H60L61 233V235L62 236H60V233H58ZM65 232L67 233V235L65 234ZM100 233V235H97V234H99ZM122 232H123V236L122 237H119V236H121L122 235ZM127 233V236L129 237V238H127V236H125L124 237V235ZM138 232V233H137ZM152 232H153V234H152ZM155 232H156V234L158 233V235H155ZM178 232V233H177ZM181 232H183V233H181ZM202 232V233H201ZM228 232V233H227ZM2 233H3V235L4 236H7V235H9V234H11L12 236H13V238H12V236L9 238L10 239V241H9V239L7 238V237H9V236H7V237H1V236H3L2 235ZM9 233V234H8ZM62 233H64L65 234V236H64V234H62ZM97 233V234H96ZM102 233H106L107 235L105 236V237H107V238H105L104 237V235L105 234H102ZM111 233V234H110ZM114 233V234H113ZM134 234V238H133V234ZM180 233V234H179ZM197 235H196V234ZM223 233V234H222ZM225 233H227L228 235L229 234H231V233H233V237H234V235L236 236V238L234 237L233 239H232V237L230 236V238H229V236L227 235V234H225ZM235 233V234H234ZM241 233V234H240ZM257 233V234H256ZM5 234H7V235H5ZM47 234H49V235H47ZM51 234V235H50ZM88 234H90V237L88 238V239H86L85 240V238H87V235ZM96 234V235H95ZM102 234V235H101ZM120 234V235H119ZM130 234H132V236H130ZM189 235L190 234V236H188V237H186V235ZM200 234H201V236H202V238H200L201 236H200ZM219 234V235H218ZM221 234L222 235H227V237L225 238L224 236H222L224 239H226L225 241H224V243L222 242V240L221 239H223V238H220L221 237ZM33 235V236H32ZM44 235V236H43ZM47 235V236H46ZM81 235H82V237H81ZM85 235V237H83ZM148 235H149V237H148ZM162 235V236H161ZM171 235V237H169ZM172 235L174 236V237H172ZM196 235V239H195V236ZM215 235H218V238H219V240L220 241H218V238H217V236H215ZM240 236V237H238V236ZM252 235L254 236H256V238L257 237H260V235H261V237L260 238H257L259 241H256L255 239V237H252ZM258 235V236H257ZM20 237L21 236V238H17L18 240L19 239H21L19 242H18V240H16V238H14V237ZM23 236H24V238H23ZM36 236V237H35ZM50 236H52L51 238H52V241H55L56 243L55 244H53L52 243V241H50V239H49V237ZM58 236H57V238H58ZM75 236L77 237H79L80 236V238L79 239H76L75 238ZM91 236H96L99 240V242L97 241V238H93V237H91ZM101 236H103V238H105V239H101V241H100V238H101ZM110 236V237H109ZM156 236L159 238V240H158V242L159 241H161L160 243L161 244H158V242L156 241V239H158V238H156ZM200 236V237H199ZM241 236H243L244 238L242 239V237ZM250 236V237H249ZM263 236V237H262ZM33 237H35L34 238V240H33ZM43 239H42V238ZM54 237V238H53ZM63 237V238H62ZM73 237V238H72ZM77 237V238H78ZM100 237V238H99ZM135 237H137L136 238V242L135 241H133V239H135ZM177 237V238H176ZM192 237V238H191ZM214 237H216L217 239H215V240H213L214 239ZM237 237H238V239H241V240H243V242L241 243V241H239V240H236V241H234V239H237ZM249 239H248V238ZM2 238V239H1ZM5 238H7V239H5ZM39 238H41L40 240L41 241H39L38 239ZM46 238H47V240H46ZM82 238H84V239H82ZM91 238V239H90ZM95 239L94 241H93V239ZM110 238V239H109ZM131 238V239H130ZM150 238H152V240L150 239ZM161 238V239H160ZM166 238V239H165ZM171 239V242H169L170 241V239ZM173 238V239H172ZM186 238H190V239H192V240H187ZM209 238H211L210 240H209ZM213 238V239H212ZM228 238L230 239V240H228ZM251 238H253V240L254 241H256V245H255V243L253 244V242H251V241H248V240H251ZM255 238V239H254ZM5 239V240H4ZM32 239V242H30V240ZM37 241H36V240ZM54 239V240H53ZM112 239H114V240H112ZM164 239V240H163ZM180 239V241H181V239L183 240V241H185V239H186V241H185V243H183V241L182 242H180V241H178ZM199 239V240H198ZM247 239V240H246ZM4 240V241H3ZM24 242H23V241ZM42 240H46V242H44L45 244L46 243H50L51 245H49V243L45 246V247H47L48 245L49 246H51L52 247V244L54 245L53 246V248H54V251L53 250H51L50 248L51 247H47V248H44V243L42 242ZM49 240V241H48ZM108 240H110L109 242H108ZM122 240V241H121ZM124 240V241H123ZM131 240V241H130ZM144 240V241H143ZM149 240V241H148ZM157 242H155V241ZM167 240H169L168 242H167ZM194 240V241H193ZM195 240H196V242H195ZM213 240V241H212ZM228 240V241H227ZM36 242L35 244H36V248H38V249H36L34 246H31V245H34V242ZM61 241L62 242V244H63V242H64V244L63 245H67V243H68V247L69 246H71V248L69 247L68 248V250H67V248L65 247V246H60V249L59 250H57V247H58V245L57 244H59V242ZM97 241V242H96ZM104 241V242H103ZM121 241V242H120ZM128 241H130V243H132V242H134L133 243V246H134V248H133V246L132 247H130L131 245H130V243L128 242ZM164 241H166V242H164ZM176 241H178V242H176ZM190 241V242H189ZM192 241L194 242V243H192ZM204 241H206V242H204ZM217 241V242H216ZM227 241V242H226ZM232 241H234V242H232ZM245 241H246V243H245ZM8 242L6 243V241H5V243L6 244H8ZM11 242V243H10ZM39 242V243H38ZM108 242V246H107V244L106 243ZM114 242V246L112 245V243ZM126 242H128V243H126ZM147 242H150V244L152 245V246H154V245H156V247L158 246V247H160V248H156L155 246V251H156V253L151 249V248H153L152 246H150V244L149 243H147ZM152 242V243H151ZM154 242H155V244H154ZM163 242L165 243L164 244V246H163ZM180 242V243H179ZM189 242V243H188ZM213 242H215L214 244H213ZM220 242H222V243H220ZM227 244H226V243ZM236 242H237V245H236ZM250 242H251V244H250ZM258 242H259V244L260 245H262V246H260L259 244H258ZM261 242V243H260ZM13 243L15 244V245H13ZM20 243H23L22 244V248H21V244L19 245ZM30 243H31V245H30ZM33 243V244H32ZM100 243V244H99ZM118 244V245H116V244ZM125 243H126V247H124L125 246ZM138 243V244H137ZM143 243V244H142ZM169 243V244H168ZM179 243V245H178V247H177V245L176 244H178ZM203 243V244H202ZM217 243V244H216ZM219 243H220V245H219ZM231 243V244H230ZM234 243V244H233ZM241 245H240V244ZM243 243H245V244H247V246L245 245V247H244V244ZM249 243V244H248ZM37 244H38V246H37ZM40 244V245H39ZM43 245V247H42V245ZM102 244V245H101ZM122 244L124 245V246H122ZM140 244V245H139ZM171 244V245H170ZM183 245V246H181V245ZM186 244V245H185ZM196 244H201V245H196ZM208 244V245H207ZM210 244V245H209ZM216 244V245H215ZM233 244V245H232ZM239 244V245H238ZM254 245V248L256 249L255 251L254 250H252L253 249V245ZM13 245V246H12ZM55 245L57 246L56 248H55ZM73 245V246H72ZM122 247H121V246ZM143 245V246H142ZM145 245H147V246H145ZM212 245V246H211ZM213 245H214V248L212 249V251H211V247H213ZM224 245H226V247H228V248H226ZM228 245V246H227ZM240 249V252H238L239 250H237L238 248L236 247V246ZM250 245H252V246H250ZM12 246V247H11ZM14 246H15V250H14ZM41 246V247H40ZM107 246V247H106ZM144 246H145V248H144ZM164 248H163V247ZM185 246H186V248H185ZM194 246V247H193ZM221 246H223V249H222V247ZM233 246V247H232ZM235 246V247H234ZM240 246V247H239ZM243 246V247H242ZM7 247H11L12 248V250H14V252H16V251H18V250H20L21 252H20V254H19V252H16L15 254H13L14 252L11 250V248H7ZM20 247V248H19ZM80 247H84L83 248V250H82V248H80ZM98 247H99V249L100 248H102L101 250H99L98 249ZM115 247L117 248V249H115ZM121 247V248H120ZM129 247V248H128ZM151 247V248H150ZM177 247V250L175 249ZM180 247H182L181 249H180ZM207 247V248H206ZM209 247H210V249H209ZM215 247H217V248H215ZM241 247H242V249H244V252H245V254H247V256L244 254V252H242V249H241ZM248 247V248H247ZM252 247V248H251ZM19 248V249H18ZM44 248V249H43ZM52 248V249H53ZM64 248H66L65 250H64ZM80 248V249H79ZM109 248H110V250H109ZM123 248V249H122ZM126 248V249H125ZM196 248H198V249H196ZM204 248H206V250L204 249ZM222 249V250H226L227 249V251H231L232 252V250L231 249H235V248H237L236 250H234L232 253L229 251V252H227V251H223L226 255H224L223 256V254L221 253V255H220V253L218 252L219 251V249ZM225 248V249H224ZM3 249V250H2ZM22 249V250H21ZM36 249V250H35ZM40 249V250H39ZM42 249H43V251H44V253H42L43 251H42ZM50 249V250H49ZM56 249V250H55ZM87 250V251H85V250ZM114 250V251H112V250ZM122 249V250H121ZM130 249H132V250H130ZM136 251H135V250ZM143 249V250H142ZM145 249H146V251L147 252H145ZM159 249V250H158ZM186 249V250H185ZM204 249V250H203ZM217 249V250H216ZM220 249V250H221ZM261 249V250H260ZM7 250V251H6ZM47 250H49V251H47ZM68 252H67V251ZM81 250L83 251V253L81 252ZM96 250H98V251H96ZM109 250V251H108ZM115 250H117L116 252L120 255V256H122V255H124V256H122V257H124V258H126L125 256H129L130 254H131V257H127L126 259H128V260H124L123 261V259H122V257H120L119 255V257H117V253L115 252ZM120 250V251H119ZM142 250V251H141ZM157 250H158V252H157ZM170 250V251H169ZM171 250H174V251H171ZM179 250H181L182 251V253H181V251H179ZM221 250V251H222ZM245 250H248V252L249 253H251V251H252V255L253 256H249V254H248V252L246 253V251ZM258 250V251H257ZM259 250H260V252H259ZM3 251H5V252H3ZM9 251H11V253L13 254V255H16V256H13ZM37 251H39V252H37ZM41 251V252H40ZM95 251V252H94ZM99 251H101L100 253H98L99 254V256H97V259L95 258L94 259V257L96 256V254H97V252H99ZM113 252V255L115 256V257H117V258H115L113 255H111L112 253L111 252ZM119 251V252H118ZM131 251H133V252H131ZM140 251L142 252V254L140 253ZM153 252V253H151V252ZM161 251H163V254H161L162 252ZM177 251V252H176ZM206 251V252H205ZM216 251V252H215ZM220 251V252H221ZM254 251V252H253ZM93 252H94V254H93ZM108 252V255H111V256H113V257H110V256H108V255H106V253ZM170 252V253H169ZM173 252V253H172ZM176 252V253H175ZM179 252V253H178ZM208 252V253H207ZM214 252H215V256H214V258L216 259H214L213 258V255H214ZM217 252H218V255H219V257H221L222 258V256H223V258L221 259V258H219L218 257V255H217ZM10 253V254H9ZM19 255H18V254ZM35 253L37 254V256H35ZM63 253V254H62ZM66 253V254H65ZM96 253V254H95ZM109 253H111V254H109ZM115 253V254H114ZM122 253V254H121ZM134 253V254H133ZM136 253V254H135ZM138 253V254H137ZM140 253V254H139ZM146 253V254H145ZM150 253V254H149ZM175 253V254H174ZM213 253V254H212ZM229 253V254H228ZM231 253V254H230ZM4 254L6 255V257L4 256ZM9 254V255H8ZM42 254H44V255H42ZM46 254V255H47ZM64 255L65 254V256H62V255ZM71 254V255H70ZM93 254V255H92ZM133 254V255H132ZM170 254V255H169ZM193 254V255H192ZM210 254V255H209ZM211 254H212V257H211ZM235 254V255H234ZM260 254H262L261 255V257L259 256ZM12 255V256H11ZM41 255V257H39L38 258V256H40ZM49 255V254H48ZM68 255H69V257L70 256H73V259L71 258H69L68 257ZM169 255V256H168ZM180 255V256H179ZM194 255L197 257V255H199V259H197V258H195L194 257ZM229 255H233L232 257L231 256H229ZM258 255V256H257ZM81 256H84V258H82ZM136 257V258H134V257ZM148 256V257H147ZM163 256V257H162ZM200 256L202 257L201 259H200ZM208 256H210V257H208ZM234 256H235V258H234ZM241 256H245V257H241ZM255 256H257L256 258H254ZM12 259H11V258ZM62 257V258H61ZM67 259H66V258ZM81 257V258H80ZM100 257V259L98 260V258ZM102 257V258H101ZM166 257V258H165ZM207 257H208V259L209 258H212L213 260H215V261H213V260H211V262H209L208 263V259H207ZM226 257V258H225ZM237 257V258H236ZM246 257H248V259L246 258ZM263 257V258H262ZM9 258V259H8ZM17 258V259H16ZM39 260H38V259ZM65 258V259H64ZM229 258V260H227ZM240 258V259H239ZM251 258H252V260H251ZM262 258V259H261ZM5 259H7V260H5ZM69 259V260H68ZM82 259V260H81ZM121 259V260H120ZM135 259V260H134ZM139 259V260H138ZM150 259V260H149ZM186 259V260H185ZM205 259H207V261L205 260ZM227 260V261H224V260ZM232 259V260H231ZM258 261H257V260ZM4 260H5V262H4ZM11 260H13V261H11ZM58 260V261H57ZM62 260V261H61ZM73 260V261H72ZM77 260V261H76ZM80 260H81V262L83 261V263H81L80 262ZM96 260V261H95ZM118 260V261H117ZM129 260L131 261V262H129ZM133 260V261H132ZM146 260H147V262H146ZM166 260V261H165ZM187 260H189V261H187ZM196 260V261H195ZM197 260H200V261H197ZM221 260V261H220ZM231 260V261H230ZM245 260V261H244ZM257 262H256V261ZM261 262H260V261ZM263 260V261H262ZM10 261V262H9ZM31 261H33L32 263H31ZM37 261V262H36ZM85 261V262H84ZM125 261H128V263L127 262H125ZM154 263H153V262ZM161 261V262H160ZM163 261V262H162ZM165 261V262H164ZM219 261V262H218ZM223 261V262H222ZM230 261V262H229ZM255 261V262H254ZM13 262V263H12ZM15 262V263H14ZM50 262V261H49ZM48 262V263H49ZM125 262V263H124ZM149 262V263H148ZM160 262V263H159ZM186 262V263H185ZM247 262V263H246ZM252 262V263H251ZM260 262V263H259ZM78 263V264H79ZM104 263H102V264H104ZM116 263H114V264H116ZM193 263V264H194ZM195 263V264H196ZM47 264V263H46ZM50 264H51V262H50ZM191 264V263H190Z\"/></svg>",
    "mask_w": 264,
    "mask_h": 264
},
{
    "label": "bare ground",
    "instance_id": "obj_2",
    "mask_svg": "<svg viewBox=\"0 0 264 264\" xmlns=\"http://www.w3.org/2000/svg\"><path fill=\"white\" fill-rule=\"evenodd\" d=\"M3 1H4V3H5V2L7 3L8 0H7V1H6V0H3ZM9 1H10V0H9ZM18 1H19V0H18ZM25 1H26V0H25ZM37 1L40 3V0H37ZM37 1H36V2H37ZM93 1H99V0H67V1L65 2V3H67V4L64 3L65 6H62V5H63V3H62L61 6H60V4H59V5H57V7L60 8L59 10H61V11H60L61 13H64L62 10L64 9V11L66 12L65 9H67V6H68V5H72V6H74V7L80 8V11H82V9H83V10H84V9H85V10L87 9L86 11H90V14L92 15V14L95 12V11H94V12H93V11L91 12V9H92V8H90L91 2H93ZM104 1H105V0H104ZM104 1H103V3H105ZM110 1H111V0H110ZM130 1H131V0H129V2H130ZM135 1H136V0H135ZM135 1H134V2H135ZM137 1H138V0H137ZM137 1H136V3H137ZM139 1H140V0H139ZM139 1H138V2H139ZM148 1H149V0H148ZM153 1H154V0H153ZM177 1H178V3L181 2L180 0H177ZM177 1H176V2H177ZM184 1H187V0H184ZM184 1L181 2V3H184ZM189 1H190V0H189ZM194 1H195V2H194ZM200 1H201V0H200ZM209 1H210V0H209ZM223 1H225V2H223ZM239 1H240V0H239ZM245 1H246V3H243V5H247V6H242V5H240V4H241L240 2H239V4H238V0H237V1H236V0H211L212 4H213V3L216 4V5H217V4H220V6L217 8V10H216L215 12L218 11L219 13H222V15H223V17H222L223 19L220 18V20H222V21L217 20V19H215V18L213 19L214 14H213V16L211 15L213 21H219L218 23L214 22V24H212V25L210 24L211 26L215 25V23H216L215 26H217V24H218V29H220L224 24H226V20H227V18H228V17L226 16L227 13L231 14V17L233 18V19L231 18L232 20H229V19H230V17H229V19L227 20V22H229V21H233V20H234V21L232 22L233 25H232V27H231V28H232L231 31L228 32V33L223 37V39L221 40V42L219 41V42H220L219 44H220L221 46H220V45L217 46V47L215 46L214 49H213V51L210 52L213 56H212V55H211V56H210V55L208 56V55L206 54L207 56L204 57L203 50H202L201 47H200L202 44H201L200 46H198V44L195 42V41H197L196 39H195V41H193V39H191V37H189L190 39H187L188 36H187V34L184 32L185 29H186L185 27H186L187 25H188V26H187L188 29H189L190 27H192L193 25H192L191 22H192L193 20H192L191 22H188L190 19H189V20L187 19L188 21L186 20L188 23H191L192 26H190V24H185V20H184V19H186L185 17L183 18L184 22H183V20H182V18H181L182 22H183L185 25L179 20L180 18L177 19L178 17H177V18L175 17L176 20H179V22L176 24V26L181 27V26L184 25V29H183V27H181L182 30H181L180 28L178 29V28L176 27V29L180 30L181 32L183 31V33H184L183 35H185L184 37L186 38V41H185L184 45H183L182 43H180L181 45H183L182 48H181V47H177V45H176V44H178L179 41L174 45L175 40H176L177 38L174 40V39L171 38L170 36H166V37H165L166 34L164 35V34L161 32L162 29H160V27H159V22H158V24H156L155 26L153 25L155 28H154L152 31H149V30H148V29L151 28V26H150V28L147 29V30H148L147 33L145 32L147 27L143 26V28H142V27L140 26V25H141V24H140V25H139L140 28H139L138 24L143 22V21H142V22H139V23L137 22L138 20H139V21L141 20V18L138 19L139 17L136 18V21H135V22L138 23V24L136 25V26H137V29H136V28L134 29V28L132 27L133 24H134V23H132V21H134V20H130V21H129V22H130L129 25H132L131 28H129L130 26H129L127 23H125L126 25H128L127 27L129 28V30H130V29L132 30V28L134 29V32H135L136 30H137V31L140 30V33H139V31H138V32L136 31L137 33L140 34V35H139L140 37H138V38H140V42L136 41V40H137V38H136L137 36L135 37V38H136V40H135V38L133 37L134 35H133L132 33H130V34H131V36H130V34H127V32L125 33V28H124V27H123L124 29H122L121 26H122L124 23H122L121 26H120V22H124V21H122V20L125 19V18H124L125 16H124V17L122 16V17L124 18V19H122V18L120 17V14H119V13L115 15V14H114V11L112 12L111 10H109V11H110V16H111V18H110V20H111V21H110L111 24H110L109 26L106 25V26H108V29L112 28L113 31L116 30V32H117L119 29L124 30V33H123V34L127 35V36H125V37H126V38L129 37V39H130V37L134 38V39L132 40V42H134V43L130 44V43H129L130 41H129V42H126L127 44L129 43L130 45H127V44L123 43L124 41L121 40V38H120V37H122L123 35H122V34L120 35V33H119V31H121V30H119V31L116 33V32H113V31L110 29L111 32L116 33V36L118 35V33H119V35H120V37L117 36V39H116V40H112V39L110 38V35H111L112 33H111L110 35H108L107 33H110V32H107V31H106L107 29H106V30L104 29V30H105V33H106V34H104V35H105V36H104V35H103L104 32L101 34L99 31H96V30H97V29H96L97 26L93 27V26H94V25H93L92 28H90L91 25H92V23L95 24L94 22L97 21V18H98V17L96 18V20H94V17H93V19H92L93 22H91V20H90V15L88 14L89 12H88V13L85 12L87 15H84V16H88V18H89V20H90V23H91V25L89 24L88 28H87L86 25L89 23V22H88L89 20L87 19V20H88V21H87L88 23H87V22H86L87 24L85 23L86 28H84V25H83L82 28H79V26H78L77 23H76L77 21H74V20H73V22L76 23V24L73 23V24H75V25H73L72 23H70V22H72V21H70V22H68L69 24L66 23V24L68 25V26L66 27V29H65V30H62V31H61V29H60V30H59L60 32H59L57 29L54 30V31L51 32V33H49V31H48L49 29H48V30H43V31H41V33H40L39 36L41 37L42 40L40 39L39 41H41V43H43L42 45L50 46V49H48V50L45 51V53H44V54H47L49 58H48V59H44V60H43V59H42V60L40 59L39 62L36 61L37 66L34 65L35 67H34V68L32 67L33 71H32L31 73H28V72L30 71V69H28V70L25 69V71H27V74H28V75L30 74V76H29L30 79H29V77L27 76V78H28V80H29L28 83H29V82L31 83L30 80H32V82H33V80H34L35 83L33 82V83H31V84H36V85H37V86H36L37 88L34 87V88L36 89L35 92H36V94H37V96H36V95H35V96L37 97V106L40 107V109H41L42 112L39 111V110H38V111H39L40 113H44V114L55 113V114H56V117H54V116L51 117V115H50V117H49V119H48V121H52V119L62 118L63 115H66L65 113H66L68 110H70L71 107H72V108H76V107L78 108V106L74 103V101L77 102V103L84 104L85 102H83V101H84L83 99H87V98L89 97V99H87V102H88V103L90 102V103H92V104H93V103L96 104L97 102H98L99 104H101V103L103 102L102 100L105 99V100H106V103L104 102L105 104H104V103L101 104V105L96 104L97 107L100 106L99 109H96V108H95V109H92V110H95V112H97V111L99 110L100 114L95 113V114H97V115L105 114L106 116H107V115L110 116V113L113 111V106L115 105V104L113 105V103H116V102H111V100H112L115 96H117V97L119 98V99H118V98H115L116 100L118 99V100H117V103H118L120 100H121V102H122V100H123V96H124V97H126V96L131 97V96H132L131 98L134 97L132 100H135V99H136V101H137V100L140 101V104H136L135 106H137V105L139 106V105H140L141 109H139V111H142V112H141L142 117H141L140 114H139V115H140L141 118H139L138 115L136 116V113H138V112H134L135 115H133V116H136V119L139 118V119H137V120H139V121H141V122H142V119H143V121H145V120L151 118V117H149V116H150L149 114H151V112L149 111L150 113H148V110L151 109V107H152V108H153V107L156 108V106H154L153 102H155L154 100H156V101L158 100V102H157L158 105L160 104V106H162L161 108L164 110V112H163L162 115H161V119H160V121H162V119H163V120H164V119H167V118H170V119H171V118L175 117V121H176V119H177V120H180L181 122L184 123L183 120H184V119L187 120L186 118H188L189 116H190V117H192V116H194V117H200V118H202V121H201V122H202L206 127H209L210 130L213 131V132L215 131V129H216V130H217V129H220V126H222V124H223L222 122H223V121H226V120L223 118V115H224V114H228V113H230V112H234V113H235V114H234V117H232L231 119L229 118V120H228L227 122H225V123H226V126H225V127L228 128L227 132L225 131L227 128L224 129V131L226 132V136H225L226 140H225V141L228 142V143H229V146H230V141H231V138H232V133H234V134H235V132H237V133H238V132L241 133V130H242V129H245V128H243V127H246V128H247V127H250V128L255 129V128L259 125L258 123H256V121L260 123L261 121L264 120V50H263V48H262L263 45H264V31H262L263 33L261 34L263 38L260 37V38H261V41H262L261 44H258V42L255 41V42H257V43H255V44H258L259 47H256V49H254L252 55L246 56L247 58L249 57V59H248L249 61H247L245 58H243V59H245V60L247 61V62L245 63V65L243 66L244 68H239L238 71L235 69V71H234V68H235V67H232V66H233V63H237L239 59L241 60L242 56L245 57L244 54H246V52L248 51L247 48H248V47L250 48L249 45H250V41H251V39H249V35H250L249 33H250L251 29H252V28H250V26H251L252 24L255 23V19H256L255 17L258 16V14L260 15L261 12L264 13V1H262V4H261V1H260V0H258V1H256V0H254V1H253V0H244V2H245ZM255 1H256V2H259L261 5H260L259 3H255ZM1 2H2V0H0V3H1ZM36 2L34 3L35 5H36ZM38 2H37V4H38ZM43 2H44V1H43ZM100 2H101V0H100ZM129 2H128V3H129ZM149 2H150V4H151V1H149ZM149 2H147V3H149ZM156 2H157V1H156ZM158 2H159V0H158ZM158 2L155 3V4L158 5V7H161L162 5L159 6L160 4H158ZM192 2L196 3L197 6H198L199 3H200L198 0H193ZM4 3H3V4H4ZM6 3H5V4H6ZM8 3H9V2H8ZM97 3H98V2H97ZM108 3H109V0H108ZM110 3H111V2H110ZM110 3H109V4H110ZM147 3H146L147 6L145 5V8L148 7V4H147ZM153 3H154V2H153ZM159 3H161V2H159ZM204 3H205V2H204ZM207 3H208V2H207ZM10 4H11V3H10ZM27 4H29V3H27ZM30 4H31V3H30ZM30 4H29V6H31ZM98 4H99V3H98ZM105 4H106V3H105ZM105 4H104V7L107 6V5L105 6ZM132 4H133V2H132ZM137 4L139 5V3H137ZM167 4H168V3H167ZM170 4H172V3H170ZM185 4H186V3H185ZM187 4H188V3H187ZM196 4H195V5L193 4V5H192V8H193L194 6H196ZM200 4H201V3H200ZM212 4H209V5H212ZM0 5H1V4H0ZM39 5H40V7H39V8L36 7L37 9L34 8L35 6L33 5V11H34L35 9H36V10H35L34 14L31 16V18L28 19V14H26L27 18H24V16H22V14H21V18H20V19H22V20H20V21H21V22L23 21V24H25L26 26H28L27 29L30 28L33 24H37V23H38L37 20H38V19H41V18L43 19V17L45 16L44 13H43L42 3H40ZM100 5H103V4L101 3ZM110 5H114V4L112 3V4H110ZM110 5H109V6H110ZM120 5H121V4H120ZM120 5H119V6H120ZM156 5H155V6H156ZM172 5H173V4H172ZM202 5H203V4H202ZM202 5H201V7H202ZM205 5H206V4H204V7H206ZM3 6H4V5H3ZM7 6H8V5H7ZM22 6H23V4H22ZM37 6H38V5H37ZM109 6H108V7H109ZM131 6H132V5H131ZM133 6H134V4H133ZM133 6L131 7L132 9L134 8ZM142 6H143V3H142L141 6H140V5H139V7L137 6L138 8L133 9V12L135 13L136 11H134V10H136V9L139 10ZM149 6H151V5H149ZM155 6H154V7H155ZM175 6H176V5H175ZM182 6H183V5H182ZM185 6H186V5H185ZM197 6H196V7H197ZM199 6H200V5H199ZM199 6H198V7H199ZM217 6H218V5H217ZM225 6H228V7H225ZM104 7L102 6V9H103ZM110 7H111V6H110ZM112 7H113V6H112ZM114 7H115V6H114ZM127 7L129 8V4H128ZM151 7H152V6H151ZM151 7H150V8H146V9H151ZM173 7H174V6H173ZM173 7H172V8H173ZM189 7L191 8V5H190ZM189 7H186V8H189ZM201 7H200V8H201ZM204 7H203V8H204ZM210 7H211V6H210ZM212 7L215 9V6H212ZM224 7L227 8L229 11H228V12H227V11H223V10L225 9ZM3 8H4V7H3ZM5 8H6V5H5ZM9 8H10V7H9ZM29 8H30V7H29ZM106 8H107V7H106ZM106 8H104V9L106 10ZM183 8L186 9L185 7H183ZM6 9H7V8H6ZM14 9H15V8H14ZM20 9H21V8H20ZM23 9H24V8H23ZM31 9H32V8H31ZM108 9H109V8H108ZM114 9L116 10V8H114ZM117 9H118V7H117ZM124 9H125V8H124ZM142 9H144V8L142 7ZM152 9H153V8H152ZM156 9H158V8L156 7ZM177 9H178V8H177ZM180 9H181V8H180ZM180 9H179V10H180ZM198 9H199V8H198ZM12 10H13V7H12ZM25 10H26V9H25ZM70 10H71V9H70ZM70 10H69V11H70ZM85 10H84V11H85ZM126 10H127V8H126ZM140 10H141V9H140ZM189 10H190V9H189ZM191 10H192V9H191ZM195 10H196V9H195ZM200 10H201V9H199V11H200ZM2 11H3V10H2ZM4 11H7V10H4ZM9 11H10V9L8 10V13H9ZM33 11H32V12H33ZM107 11H108V10H107ZM107 11H106V12H107ZM109 11H108V12H109ZM124 11H125V10H124ZM147 11L150 12V10H147ZM151 11H152V10H151ZM174 11H175V10H174ZM199 11H198V14L201 15V14H202V13H201L202 11H200L201 14L199 13ZM203 11H204V9H203ZM212 11H213V10H212ZM12 12H13V11H12ZM16 12H17V14H20V13H21V11H20V13H18L19 10H17V9H16L15 13H16ZM22 12H23V15H25L26 12H25V13H24V11H22ZM67 12H68V11H67ZM117 12H118V10H117ZM137 12H139V14L141 13V16H142V14H143V10H141V12H140V11H137ZM156 12H158V11H156ZM171 12H172V11H171ZM190 12H191V11H190ZM194 12H196V11H194ZM61 13H60V14H61ZM75 13H76V12H75ZM83 13H84V12H81V14H83ZM85 13H84V14H85ZM144 13H145V12H144ZM153 13H155V11H154ZM153 13H151V14H153ZM160 13H161V12H160ZM160 13H158V14L160 15ZM191 13H192V12H191ZM212 13H213V12H212ZM212 13H211V14H212ZM72 14H73V13H72ZM94 14H96V13H94ZM100 14H101V13H100ZM125 14H127V13H125ZM139 14H138V16H139ZM158 14H157V15H158ZM169 14H171V13H169ZM173 14H175V13H173ZM179 14H180V13H179ZM189 14H190V13H189ZM195 14H196V13H195ZM195 14L193 13L194 16H195ZM198 14H197V17L200 18V17L198 16ZM216 14H217V13H216ZM229 14H228V15H229ZM8 15H10V14H8ZM117 15H118V16H117ZM136 15H137V13H136ZM136 15H134V16H136ZM143 15H144V14H143ZM146 15H147V12H146L145 16H146ZM153 15H154V14H153ZM184 15H185V14H184ZM209 15H210V14H209ZM218 15H219V14H218ZM261 15H262V13H261ZM261 15H260V17H261ZM17 16H18V15H17ZM61 16H65V15L62 14ZM92 16H93V15H92ZM92 16H91V18H92ZM110 16H108V18H109ZM131 16H132V15H131ZM147 16H148V15H147ZM161 16H162V14H161ZM203 16H205V15H204V14L202 15V17L200 18V21H202V18H203V20L205 21L206 18L204 19ZM29 17H30V16H29ZM45 17H47V16H45ZM45 17H44V18H45ZM48 17H50V16H48ZM74 17H75V16H74ZM74 17H73V19H74ZM119 17H120V20H121V21L118 19ZM155 17H156V16H155ZM155 17H154V18H155ZM159 17H160V16H158V18H159ZM182 17H183V16H182ZM195 17H196V16H195ZM17 18H19V16H18ZM104 18L107 19V17H104ZM129 18L131 19V17H127V19H129ZM172 18H173V17H172ZM187 18H190V16L188 15ZM198 18H196V19H198ZM216 18H217V16H216ZM258 18H259V16H258ZM263 18H264V15H263ZM263 18H262V19H263ZM45 19H46V18H45ZM62 19H63V18H62ZM62 19H60V22H61ZM106 19H105V20H106ZM127 19H126V21H128ZM133 19H134V18H133ZM137 19H138V20H137ZM196 19H194V22H195ZM210 19H211V17H210ZM218 19H219V18H218ZM50 20H51V19H50ZM53 20H55V19L53 18ZM56 20H57V19H56ZM67 20L69 21V18H68ZM70 20H72V19H70ZM99 20H100V19H99ZM107 20H109V19H107ZM173 20H175V19H173ZM173 20H172V21H173ZM176 20H175V21H176ZM198 20H199V19H198ZM257 20H258V19H257ZM259 20H260V19H259ZM263 20H264V19H263ZM47 21H48V20H47ZM85 21H86V19H85ZM119 21H120V22H119ZM126 21H125V22H126ZM147 21H148V20H147ZM155 21H157V17H156V20H154V21H152V22H155ZM169 21H170V20H169ZM175 21H173V22H175ZM213 21H211V22H213ZM260 21H261V20H260ZM260 21H258V22L260 23ZM11 22H12V21L10 20V23H11ZM13 22H14V20H13ZM48 22L50 23V21H48ZM62 22H63V21H62ZM110 22H108V23H110ZM144 22H145V21H144ZM187 22H186V23H187ZM197 22H198V21H197ZM202 22H203V21H202ZM202 22H201V23H202ZM205 22H207V20H206ZM205 22H204V23H205ZM261 22H262V21H261ZM6 23H7V21L5 22V24H6ZM8 23H9V22H8ZM15 23H16V21H15ZM15 23H12V25H10V27H13V25H14ZM42 23H43V22H42ZM44 23H45V22H44ZM52 23H53V22H52ZM52 23H51L50 25H52ZM131 23H132V24H131ZM146 23H147V22H146ZM156 23H157V22H156ZM181 23H182V24H181ZM195 23H196V22H195ZM198 23H199V22H198ZM208 23H209V22H208ZM23 24H22V25H23ZM96 24H98V23L96 22ZM125 24H124V25H125ZM142 24H143V23H142ZM199 24H200V23H199ZM230 24H231V23H230ZM244 24H245L246 26H248L246 29H245V25H244ZM255 24H256V23H255ZM255 24H254V25H255ZM261 24H263V22H262ZM25 25H23V26H25ZM44 25H45V24H44ZM56 25H58V24L56 23ZM56 25H53V27H55ZM126 25H125V26H126ZM148 25H149V24H148ZM150 25H151V24H150ZM171 25H173V24L171 23ZM174 25H175V24H174ZM200 25H201V24H200ZM202 25H203V23H202ZM205 25H206V23H205ZM207 25H208V24H207ZM210 25H209V26H210ZM227 25H229V24H226V27H227ZM256 25H257V24H256ZM0 26H1V24H0ZM7 26H8V25H7ZM14 26H15V25H14ZM26 26H25V28H26ZM47 26H49V25H45L44 27H46V29H47V28H48ZM59 26H60V25H59ZM100 26H101V25H100ZM104 26H105V25H104ZM134 26H135V25H134ZM136 26H135V27H136ZM162 26H163V25H162ZM189 26H190V27H189ZM203 26H204V25H203ZM209 26H204V27H209ZM215 26H213L214 28H212V29H214V31H215V28H217V27H215ZM49 27H50V26H49ZM127 27H126V28H127ZM144 27H145V28H144ZM200 27H202V26H200ZM204 27H203V28H204ZM226 27H225V31L227 30ZM254 27H255L254 29H258V28H256V26H254ZM257 27H258V25H257ZM0 28H1V27H0ZM83 28H84V31L81 30V29H83ZM105 28H106V27H105ZM173 28H174V27H173ZM203 28H202V29H203ZM223 28H224V27H223ZM228 28H229V27H228ZM261 28H262V26L260 27V30H262ZM11 29L16 30V26H15L14 28H11ZM44 29H45V28H44ZM101 29H102V28H100V30H101ZM144 29H145V31H144ZM166 29H167V28L165 27V31H166ZM188 29H187V30H188ZM192 29H193V28H192ZM194 29H195V28H194ZM194 29L192 30L193 32H191L193 35L196 33V32L194 33ZM202 29H200V30H201V33L204 34V30H206V29L204 28L203 31H202ZM212 29H211L210 31H211L212 34H213L214 32H213ZM218 29H217V30H218ZM6 30H7V29H6ZM8 30H10V29H8ZM8 30H7V31H8ZM29 30H30V29H29ZM110 30H109V31H110ZM127 30H128V29H127ZM172 30H173V29H172ZM190 30H191V28H190ZM190 30H188V31L190 32ZM196 30H197V29H196ZM208 30H209V28H208ZM208 30H207V32H208ZM217 30L215 31V33L218 32ZM223 30H224V29H223ZM210 31H209V32H210ZM221 31H222V30H221ZM225 31H224V32H225ZM252 31H254V30H252ZM256 31H257V30H256ZM15 32H16V31H15ZM79 32H84V34L86 33V34H88V35L91 34V35H93V38H92V37H91L90 39L87 38V39H85V40H83V41H81V42H79V41H78L79 39H78L77 42H79V43H77V47H76L75 45H73V44H74V43H73V44L69 45V46H71V48L69 47V50H68V51H67V50H64V51H67L68 53H63V52L61 51V53H63V54H60V55L58 54V55L56 56L57 52L59 51L58 48H60L61 46H65V47H66V46H68V44H69L71 41L76 40V38H79V35H80V34H79V35L77 34V33H79ZM128 32H129V31H128ZM132 32H133V31H132ZM177 32H178V31H177ZM181 32H178L176 35H179L180 38H181V36H182V38H183V35L181 34ZM186 32H187V31H186ZM209 32H208V33H209ZM224 32H222V33H224ZM260 32H261V31H260ZM5 33H8V32H5ZM121 33H122V31H121ZM179 33H180V34H179ZM197 33H198V32H197ZM197 33H196V35H197ZM201 33H200V34H201ZM220 33H221V32H220ZM220 33H219V34H220ZM38 34H39V33H38ZM82 34H83V33H82ZM192 34H191V36H193ZM203 34H202V35H203ZM205 34H206V33H205ZM205 34H204V36H205ZM210 34H211V33H210ZM212 34H211V35H212ZM251 34H253V33H251ZM258 34H259V33H258ZM132 35H133V36H132ZM213 35H214V34H213ZM4 36H5V35H4ZM4 36L1 37V38H5ZM84 36H85V35H84ZM179 36H177V37H179ZM189 36H190V34H189ZM198 36H199V35H197V37H198ZM208 36H210V35H208ZM252 36H253V35H252ZM256 36H257V35H256ZM256 36H255V37H256ZM6 37H7V34H6ZM123 37H124V36H123ZM125 37L122 38V39H124L125 41H128V40H127L128 38L125 39ZM194 37H195V36H194ZM206 37H207V36H206ZM211 37H213V36H211ZM216 37H217V36H216ZM36 38H37V37H36ZM85 38H86V37H85ZM115 38H116V37H115ZM198 38L200 39V37H198ZM198 38H197V39H198ZM208 38L211 39L210 37H208ZM208 38H207V39H206V38H203V39H205V40H209ZM257 38H258V37H257ZM83 39H84V38H83ZM119 39H120V40H119ZM178 39H179V38H178ZM183 39H184V38H183ZM183 39H182V40L179 39V40L182 41V42H184ZM203 39L201 38V40H203ZM214 39H215V38H213V40H214ZM217 39H219V38L217 37ZM217 39H216V40H217ZM16 40H17V38H16ZM130 40H131V39H130ZM134 40H135L136 42H135ZM205 40H203V42H204ZM219 40H220V39H219ZM14 41H15V39H14ZM14 41H13V42H14ZM35 41H36V40H35ZM121 41H122V42H121ZM161 41H162L163 43L166 44V49H165V50H166L167 53H165L164 51H159L158 43L161 42ZM211 41H212V39H211ZM259 41H260V40H259ZM36 42H37V41H36ZM162 42H161V43H162ZM172 42H173V43H172ZM197 42H198V41H197ZM201 42H202V41H201ZM203 42H202V43H203ZM209 42H210V41H209ZM213 42L215 43V40L212 41V43H213ZM3 43H5V42H3ZM17 43H18V42H17ZM41 43H39V44H41ZM115 43H116V44L118 43L116 49H118V47H119V50H117V52L115 53V55H114V56L112 55V56H113V58L115 57L117 60H120L121 62H123V64H125V65L128 64V61H129L130 59H132L131 57H129V55H132V54L134 55L135 53H140V54H137V55H140V58H137V57H136V58H135L136 60H137V59H140V60H141L142 57H143V55L146 57V59L149 58V60H150V58H152V61H153V59H154V61L157 60L156 58L158 57L159 61H160L163 65H161V64L158 63V64H156L155 66H160V67L162 66L161 69H160V70H154V71H152V73H151V71H149L150 74H149L148 71H147L148 73H146L145 75L142 74V75H141V76H142V77H141V80L139 79L140 82L136 81V82H138L137 85H136V83H135V79H134L135 77H134V73H133V75L129 77V78H130V81L127 82V81H128V79H127V81H126L127 84H124V83H125V80H124V79H126V77L129 75V71L126 70L125 68H124V69L122 68V65H123V64H122L121 66H119V65H120V64L118 65L119 62L117 63V62H116L117 60L115 61V59H114V62H111V61H110V62H107L108 59H109V54H110V52H113V51H111L112 49H110V48H111L110 45H112V44L114 45ZM163 43H162V44H163ZM199 43H200V42H199ZM217 43H218V42H217ZM5 44H6V43H5ZM14 44H15V43H14ZM14 44H13V45H14ZM33 44H35V43H33ZM39 44L37 43V45H34V46L32 45L33 48H32V46H31L32 49H35V50H33V51H32L31 48H29L30 46L28 47L29 49H28V48H25V46H23L22 48H25V50H24V52H22V53L18 56V58H19L20 60H26V61L28 60V61H29L30 59H32L31 56L34 57V55H36L38 52L41 53L40 51H43L42 48H43L44 46L42 47V45H40L39 48H38L37 46H38ZM75 44H76V42H75ZM165 44H164V46H165ZM7 45H8V44H7ZM13 45L9 44L8 46H13ZM113 45H112V46H113ZM178 45H179V44H178ZM203 45H204V44H203ZM205 45H206V44H205ZM205 45H204V46H205ZM208 45H209V44H208ZM212 45H214V44H212ZM212 45H211V48H212ZM216 45H217V44H216ZM115 46H116V45H115ZM115 46H114L113 48H115ZM175 46H176V47H175ZM6 47H7V46H6ZM35 47H36L37 49H36ZM65 47H64V48H65ZM78 47L82 48L81 51L84 50L83 53H85L86 56H85L84 54H79V53H76V54H75V52H77V50H79V49H77ZM12 48H13V47H12ZM22 48L20 47V50H21ZM47 48H48V47H47ZM161 48H162V47H161ZM208 48H209V46L207 47V50L205 49L204 51H208ZM1 49H2V47H1ZM1 49H0V50H1ZM7 49H8V48H7ZM67 49H68V48H67ZM210 50H211V49H210ZM210 50H209V51H210ZM246 50H247V51H246ZM249 50H250V49H249ZM2 51H3V50H2ZM2 51H1V52H2ZM4 51H6V52H5L6 54L9 53L8 50H6L5 48H4ZM4 51H3V52H4ZM81 51H80V52H81ZM1 52H0V54H1ZM3 52H2V53H3ZM43 52H44V51H43ZM78 52H79V51H78ZM103 52H104L105 54H103ZM212 52H214V53H212ZM248 52H249V51H248ZM5 53H4V54H5ZM205 53H206V52H205ZM210 53H209V54H210ZM249 53H250V52H249ZM33 54H34V55H33ZM112 54H113V53H112ZM53 55H55L56 57L53 56ZM75 55H76V56H75ZM247 55H248V54H247ZM2 56H3V55H2ZM68 56H74V57H72V58H74V59H73L74 61L72 60L71 67H69V66H68L69 68H68V67H64V68L62 67V68H63L62 70H60V69L58 70V69L56 68L58 71H57V70H56V71H55V70H54V71H48V69L51 70L52 68L56 67V66L58 65L59 62L62 63V62L64 61V59L67 60V57H68ZM156 56H157V57H156ZM0 57H1V55H0ZM4 57H5V56H4ZM75 57H76V58H75ZM155 57H156V58H155ZM1 59H2V58H1ZM4 59H11V56H10V57H5V58H3V60H4ZM235 59H236V60H235ZM11 60H13V58H12ZM38 60H39V59H38ZM110 60H112V59H110ZM204 60H205V61H204ZM233 60H235V61H233ZM133 61H134V60H133ZM138 61H139V60H138ZM203 61H204V62H203ZM241 61L243 62V60H241ZM17 62H18V61H17ZM30 62H31V61H30ZM32 62H34V61H32ZM135 62H136V61L133 62V63H134V66L138 63V62H136V63H135ZM143 62H144V61H143ZM148 62H149V61H148ZM19 63H21V62H19ZM63 63H64V62H63ZM131 63H132V62H130V64H131ZM144 63H145V62H144ZM149 63H151V62H149ZM202 63H203V64L205 63V65H203ZM239 63H240V61H239ZM22 64H23V63H22ZM32 64H34V63H32ZM130 64H129V65H130ZM0 65H1V64H0ZM2 65H3V66H1V67L4 68V64H2ZM6 65H7V64H6ZM14 65H16V64L14 63ZM113 65H114V66H113ZM132 65H133V64H132ZM132 65H130V67H132ZM152 65H153V64H152ZM231 65H232V66H231ZM17 66H18V64H17L16 66H13V67L11 68V70H12V71H18V68H21V67H17ZM20 66H21V65H20ZM23 66H24V65H23ZM137 66H138V65H137ZM137 66H136V67H137ZM142 66H143V64L140 62V67H142ZM146 66H147V65H146ZM234 66H235V65H234ZM1 67H0V70L2 71ZM24 67H25V66H24ZM60 67H61V66H60ZM111 67H113V69H114L113 71L111 70ZM127 67H128V66H127ZM144 67H145V66H143V68H144ZM148 67H149V66H148ZM229 67H230L231 69H230ZM8 68H9V66H8ZM26 68H27V67H26ZM134 68H135V67H134ZM227 68H229V71H226ZM236 68H237V67H236ZM6 69H7V66H6L5 70H6ZM22 69H23V70H22ZM22 69H20V70L22 71V74H23V72H24V68H22ZM128 69L131 70L132 68H128ZM153 69H154V68H153ZM9 70H10V68L8 69V71H9ZM11 70H10V71H11ZM146 70H148V69H146ZM227 70H228V69H227ZM1 71H0V74H1ZM3 71H4V70H3ZM6 71H7V70H6ZM8 71H7V72H8ZM10 71H9L10 74L13 73L12 75H15L14 72L11 73ZM131 71L133 72V69H132ZM236 71H237V72H236ZM140 72H141V71H140ZM16 73L18 74V72H16ZM25 73H26V72H25ZM144 73H145V72H144ZM2 74H3V72H2ZM6 74H7V73H6ZM17 74H16V76H17ZM22 74H21V75H22ZM23 75H26V74H23ZM238 75H239L240 77H237V78H239V79L237 80V79H236V76H238ZM138 76H139V75H138ZM138 76H137V77H138ZM248 76H250V77H248ZM1 77H2V76H1ZM1 77H0V78H1ZM11 77H12V79L9 78V79H11V80H9V82H10V81H13V79H14L13 76H11ZM18 77H19V76H18ZM24 77H26V76H24ZM250 78H251V79H250ZM18 79H19V78H18ZM235 79H236L237 81H236ZM247 79H249V81H248ZM14 80H17V79H14ZM25 80H27V79L25 78ZM137 80H138V79H137ZM246 81H248V82L246 83ZM2 82H4V81H2ZM2 82H1V84H0V87H1V85H4L3 88L6 87L5 82H4V84H3ZM14 82H15V81H14ZM18 82H19V81H18ZM18 82H17V83H18ZM242 82H245L246 84L243 86L244 83L242 84ZM24 83H26V82H24ZM128 83H129V84H128ZM12 84H13V83H11L10 85L13 86ZM240 84H242L243 87H242V86L240 87ZM7 85H8V89H5V91H1V92H6V91L9 90V84H7ZM18 85H19V84H18ZM55 85H57V86L60 85V87L58 86V87H59V88H58V91H59V92H56V91L53 90V87H55ZM65 85H66V86L68 85V87H69V88L66 90L68 93L65 94V92H64V93L62 92L63 94H61L60 89H64V87H66ZM69 85H70V86L73 85V87H75V86L78 87V88L75 87V89H76V90L79 89V90H78V91H79V92H78L79 94H81L80 92H82V94L84 93V95H86V94L88 93V94H87L88 97H87V98L84 97V98L82 99V97H77V96H76V97L78 98L77 100L75 99V97H74V99H72V97H73L75 94H73V96H71V94H70V86H69ZM199 85H200V87H199ZM206 85H207L208 87L210 86V88H211V89L209 90V92L206 91V89L208 88V87H205ZM11 86H10V89H11ZM16 86H17V85H16ZM24 86H25V85H24ZM63 86H64V87H63ZM220 86H222V87H221L222 89L220 88ZM17 87H19V86H17ZM62 87H63V88H62ZM13 88H16V87H13ZM71 88H72V87H71ZM196 88H197L200 92L197 90V91H198V93H197L196 90H195ZM218 88H219V90L222 91L223 93H222V92L220 93L219 91H216V90H218ZM246 88H247V90H246ZM24 89H26V88H24ZM35 89H34V90H35ZM73 89H74V88H73ZM75 89H74V90H75ZM248 89H249L250 91H249ZM1 90H2V88H1ZM17 90H18V88H17ZM28 90H29V88H28ZM31 90L33 91V89H31ZM64 90H65V89H64ZM76 90H75V91H76ZM188 90H189V91H188ZM9 91H10V90H9ZM19 91H20V89H19ZM21 91H24V90H21ZM75 91H73V92L75 93ZM123 91H124V92H123ZM166 91L170 93V98L168 97V98H166V100H165V93H166ZM245 91L249 92V95H248V93L246 94ZM12 92H13V91H12ZM73 92H71V93H73ZM76 92H77V91H76ZM89 92H90L91 96H89ZM122 92H123V93H122ZM173 92H174V93H173ZM188 92H191V95H192V96L195 95V93H196L198 99L195 100V101H194V100L192 101L190 98H188V97H190V94H189ZM218 92H219V93H218ZM8 93H9V92H8ZM8 93H7V95H4L5 93H3L4 96H7V97H4V98H3V97L1 96V94H0V96L3 98V99H2V102H3V100H4V101H7V98H10V96H8L10 93H9V94H8ZM20 93H21V92H20ZM25 93H27V92H25ZM25 93H24V94H25ZM29 93H30V92H29ZM29 93L26 94L27 96H25V95H23V96H24V97H28V96H29V95H28ZM31 93H32V92H31ZM33 93H34V91H33ZM33 93H32L31 95H34V94H35V93H34V94H33ZM56 94H57V95H56ZM79 94H78V95H79ZM130 94H131V96H130ZM167 94H168V93H167ZM20 95H21V94H19V96H20ZM87 95H86V96H87ZM121 95H122V96H121ZM134 95H137V96H140V97L137 98V96H136V98H135ZM196 95H195V96H196ZM206 95H207V96H206ZM21 96H22V95H21ZM81 96H83V95H81ZM204 96H206L207 98H206V99H203L202 97H204ZM14 97H15V96H14ZM129 97H126V99L129 98ZM5 98H6V99H5ZM11 98H12V96H11ZM17 98H18V96H17ZM17 98H16V99H17ZM22 98H23V97H21V99H22ZM31 98H32V97H30V99H31ZM194 98H195V97H194ZM194 98H193V99H194ZM18 99H19V98H18ZM21 99H19V100H21ZM26 99H28V98H26ZM30 99H29L28 101H30ZM58 99H59V100H58ZM139 99H140V100H139ZM167 99H168V100H167ZM19 100H16V101H19ZM32 100H33V98H32ZM32 100H31V101H32ZM56 100H58V101L60 102V104H59V102H58L59 105H57ZM124 100H125V98H124ZM129 100H131V99H129ZM0 101H1V100H0ZM12 101H13V99L11 100V102H12ZM21 101H22V100H21ZM21 101H19V103H20ZM85 101H86V100H85ZM136 101H135V102H136ZM166 101H167V102H166ZM2 102H1V104H2ZM7 102L9 103L10 101H7ZM32 102H34V104L36 103L35 101H32ZM32 102H31V103H32ZM121 102H120V103H121ZM127 102H128V101H127ZM129 102H130V101H129ZM129 102H128V103H129ZM131 102H133V104H135L134 101H131ZM131 102H130V103H131ZM13 103H15V100H14ZM17 103H18V102H17ZM17 103H16V104H17ZM21 103H24L25 105L28 104L27 101L24 102V99H23V102H21ZM29 103H30V102H29ZM117 103H116L115 107L118 106ZM120 103H119V104H120ZM128 103H127V104H128ZM136 103H137V102H136ZM138 103H139V102H138ZM157 103L155 102V104H157ZM3 104L5 105V102H4ZM16 104H15V105H16ZM24 104H23V106H24ZM81 104H80V105H81ZM94 104H93V105H94ZM123 104H124V103H123ZM123 104L121 103V107H120V108H122V105H123ZM133 104H132V103H131V104H128V106H130V105L133 106ZM4 105H3V106H4ZM8 105H9V104H8ZM8 105H7L6 107H8ZM21 105H22V104H21ZM28 105H30V104H28ZM28 105H26V106H28ZM75 105H76V107H75ZM85 105H86V104H85ZM93 105H92V106H93ZM98 105H99V106H98ZM166 105H167V106H166ZM9 106H14V105H9ZM17 106H18L19 108L16 107V108H14V110H15V109H16V110L18 109V113H19V109H21L22 106H20V104H19V105L17 104ZM37 106L34 105V106H32V107L36 108ZM73 106H74V107H73ZM88 106H90V109H91V105H88ZM88 106H85V107H88ZM94 106H95V105H94ZM96 106H95V107H96ZM125 106H126L125 108H128L127 105H125ZM132 106H130V110H133V108L131 109ZM138 106L135 107V108L138 109ZM4 107H5V106H4ZM4 107H3V108H4ZM14 107H15V106H14ZM30 107H31V106H30ZM81 107H84V106L81 105ZM118 107H119V106H118ZM123 107H124V106H123ZM133 107H134V106H133ZM140 107H139V108H140ZM11 108H12V107H11ZM26 108H27V109H26ZM28 108H29V106H28V107H25V108H22V109H26V110H28V111L32 109V108H31V109H28ZM34 108H33L32 111H34V112L37 111V108H36V110H35ZM77 108H76V109H77ZM92 108H93V107H92ZM148 108H149V109H148ZM158 108H159V106H158ZM167 108H171L172 111H171V109L168 110ZM8 109L10 110L9 107H8ZM8 109H7V110L4 109L3 112H4V113H7V112H8L7 114H8V115H11L12 113L9 114V112L12 111V109H11L10 111H8ZM38 109H39V108H38ZM79 109H81V108L79 107L78 110H79ZM84 109H85V108H84ZM84 109H82V110H84ZM90 109H89V110H90ZM162 109H161V110H162ZM16 110H15V112H16ZM72 110H73V109H72ZM72 110H71V111H72ZM85 110H86V109H85ZM96 110H97V111H96ZM115 110H117V109H115ZM128 110H129V109H128ZM153 110H156V109H153ZM158 110H159V109H157L156 112H158ZM5 111H7V112H5ZM20 111H21V110H20ZM23 111H24V110H22V112H23ZM32 111H31V112H32ZM38 111H37V114H36V115L39 114ZM74 111H75V110H74ZM86 111H87V110H86ZM117 111H118V110H117ZM119 111H120V110H119ZM122 111H123V110H122ZM125 111H127V110H124V112H125ZM133 111H134V110H133ZM135 111H137V110H135ZM151 111H152V109H151ZM13 112H14V111H13ZM15 112H14V114H17V112H16V113H15ZM22 112H21V113H22ZM24 112H26V111H24ZM24 112H23V113H24ZM34 112H32V113H34ZM68 112H69V111H68ZM75 112H76V111H75ZM84 112H85V111H83V114L86 113L85 115H86V116H87V115L89 116V113L87 114V112H85V113H84ZM113 112H114V111H113ZM130 112H131V111H130ZM130 112L128 111V112H126V113H130ZM154 112H155V111H154ZM4 113H3V114H4ZM29 113H30V111H29ZM35 113H36V112H35ZM72 113H73V112H72ZM91 113H92V112H91ZM116 113H117V112H116ZM118 113H119V112H118ZM122 113H123V112H122ZM122 113H121V114H122ZM126 113H124V114H126ZM152 113H153V111H152ZM7 114H6V115H7ZM14 114H12V115H14ZM25 114H26V113H25ZM55 114H52V115H55ZM93 114H94V113H93ZM95 114H94V115H95ZM113 114H114V113H113ZM121 114H120V115H121ZM131 114H132V113H130L129 115H131ZM155 114H156V113H154V114H152V115L154 116ZM231 114H232V113H231ZM1 115H2V114H0V116H1ZM8 115L5 116V114H4V117L1 116L0 119L3 120L2 118H5V117H11V116H8ZM18 115H19V114H18ZM36 115H35V116H36ZM81 115H82V112H81ZM114 115H115V114H114ZM127 115H128V114H127ZM129 115H128V116H129ZM148 115H149V116H148ZM156 115H158V114H156ZM16 116H17V115H16ZM16 116H15V117H16ZM41 116H42V115H41ZM61 116H62V117H61ZM86 116H85V117H86ZM88 116H87V118H84L87 122H88L87 119H90V116H91V115H90L89 117H88ZM106 116H104V117H106ZM112 116H113V115H112ZM131 116H132V115H131ZM131 116H130V117H131ZM153 116H152V117H153ZM224 116H225V115H224ZM229 116H230V115H228V117H229ZM232 116H233V115H232ZM37 117H38V116H37ZM83 117H84V116H83ZM93 117H94V116H93ZM93 117L91 116V118H93ZM230 117H231V116H230ZM11 118H12V117H11ZM66 118H67V117H66ZM81 118H82V116H81ZM112 118H113V117H112ZM126 118H127V117H126ZM126 118H125V119H126ZM128 118H129V117H128ZM131 118H132V117H131ZM200 118H199V119H200ZM222 118L224 119L223 121H222ZM42 119H43V118H42ZM42 119H41V120H42ZM82 119H83V118H82ZM98 119H99V118H98ZM103 119H104V118H103ZM136 119H135V117L132 118L133 121L135 120L134 122H136ZM140 119H141V120H140ZM151 119H152V118H151ZM151 119H149V120H151ZM157 119H158V117L155 116V118L152 119L151 121L153 122L154 120L156 121ZM189 119H190V118H189ZM194 119H195V118H194ZM5 120H7V119H4L3 121H5ZM9 120H10V118H9ZM9 120H8V121H9ZM43 120H44V119H43ZM43 120H42V121H43ZM74 120H75V118H74ZM74 120H73V122H74ZM91 120H92V119H91ZM95 120H96V119H95ZM99 120H101V119H99ZM107 120H109V119H107ZM126 120H127V119H126ZM128 120L132 122V120H130V118H129ZM200 120H201V119H200ZM3 121H1V124H2ZM26 121H27V120H26ZM26 121H25V122H26ZM42 121H41V122H38V124L41 123V125H42ZM53 121H54V120H53ZM53 121H52V122H53ZM83 121H84V120H83ZM93 121H94V120H92V122H93ZM109 121H110V120H109ZM139 121H138V122H139ZM147 121H148V120H147ZM147 121H145L144 123H146ZM155 121H154V122H155ZM6 122H7V121H6ZM6 122H4V123H6ZM46 122H47V121H46ZM46 122L43 121V125L45 124L46 127H47L48 124H46ZM66 122H67V121H66ZM89 122H90V121H89ZM107 122H108V121H107ZM110 122H111V121H110ZM110 122H109V124H110ZM131 122H130V123H131ZM178 122H179V121H177V124L180 123V122H179V123H178ZM187 122H188V121H187ZM189 122H190V121H189ZM191 122H192V121H191ZM4 123H3V125H4ZM23 123H24V122H23ZM28 123H29V121H28ZM49 123H50V122H49ZM59 123H60V122H59ZM63 123H64V122H63ZM63 123H62L61 125H63ZM90 123H91V122H90ZM100 123H101V122H100ZM127 123H128V122H127ZM139 123H140V122H139ZM147 123H148V122H147ZM147 123H146V124H147ZM156 123H157V122H155V124H156ZM161 123H162V122H161ZM161 123H160V125H162ZM183 123H182V124H183ZM192 123H193V122H192ZM262 123H263V122H261L260 124H262ZM1 124H0V125H1ZM33 124H34V123H33ZM36 124H37V123H36ZM36 124H35V125H30V124H27V122H26L25 125H24V124H23V126L20 125V126L17 128L16 131H18V133H19V135H18L19 138H18V139L21 140V139L23 138V142H21L22 140L19 142V140L16 139L17 137L15 138L16 140L14 139V143H13L14 146H13V144H12V146H13L14 148L17 147V142H15V141H18L19 143H21L20 145H18L19 148L15 149L16 151L18 150V151H21V152H22V150H23V153H24V151H25L26 149L30 150V148H28V147H26V149H23V147L25 146V145H23V143H26V141L24 140V138L27 139V138L30 137V139H33L32 142H31L30 139H29V140L27 139V141H30V143H32V144L29 143L28 146H29V145H32V147H33V143H35V142H34V141H35L34 138H35L37 135L39 136V134H37V133H38V130H39V129H40V130L42 129V128H41V127H42L41 125H40L41 127H39V126L36 125ZM64 124H65V123H64ZM69 124H70V123H69ZM140 124H141V123H140ZM150 124H151V123H150ZM150 124H149L148 127H150ZM180 124H181V123H180ZM187 124H188V123H187ZM193 124H194V123H193ZM203 124H202V125H203ZM257 124H258V125H257ZM263 124H264V123H263ZM263 124H262V125H263ZM17 125H19V124H17ZM71 125H72V124H71ZM73 125H75V123H74ZM73 125H72V126H73ZM77 125H78V124H77ZM89 125H90V124H89ZM91 125H93V124H91ZM91 125H90V126H91ZM116 125H117V124H116ZM121 125H122V123H121ZM131 125H132V124H131ZM138 125H139V124H138ZM183 125H184V124H183ZM190 125H191V124H190ZM199 125H200V124H198V122L196 121V124H194V127H199ZM69 126H70V125H69ZM72 126H71V127H72ZM113 126H115V125L113 124ZM119 126H120V125H119ZM142 126H143V124H142ZM162 126H163V125H162ZM178 126L180 127V125H178ZM259 126H260V125H259ZM84 127H85V126H84ZM92 127H94V126H92ZM131 127H132V126H131ZM131 127H130V128H131ZM160 127H161V126H160ZM179 127H178V128H179ZM182 127H183V126H182ZM182 127H180V128L182 129ZM184 127H185V126H184ZM189 127H190V126H189ZM189 127H187V128H189ZM192 127H193V126H192ZM192 127H191V129H192ZM194 127H193V128H194ZM200 127H201V126H200ZM262 127H263V126H262ZM14 128H15V127H14ZM14 128H12V129H14ZM67 128H68V126H67V123H66V126L64 125V127H63V129H62L63 132H65V131L67 130ZM69 128H70V127H69ZM69 128H68V129H69ZM73 128H75V127H72V129H73ZM78 128H79V127H78ZM78 128H77V129H78ZM100 128H101V127H100ZM100 128H99V129H100ZM106 128H107V127H106ZM119 128H120V127H119ZM128 128H129V127H128ZM135 128H136V127H135ZM146 128H147V127H146ZM150 128H152V127H150ZM163 128H164V127H163ZM170 128H171V127H170ZM174 128H176V127H174ZM180 128H179L178 132H179V131H182ZM202 128L204 129V126H203ZM257 128H258V127H257ZM12 129H11V130H12ZM72 129L70 128L68 131H70V130H72ZM84 129H85V128H83V131H84ZM89 129H90V127H89ZM91 129H92V128H91ZM102 129H103V127H102ZM104 129H105V128H104ZM108 129H109V128H108ZM111 129H112V128H111ZM116 129H117V128H116ZM116 129H115V133H116ZM120 129H122V128H120ZM125 129H126V127H125ZM125 129L122 130V132L125 131ZM140 129H141V128H140ZM148 129H149V128H148ZM198 129H199V128H198ZM205 129H206V128H205ZM205 129H204V130H205ZM248 129H249V128H248ZM54 130H55V129H54ZM54 130H53V131H54ZM59 130H60V129H57V130H55V131H59ZM74 130H76V129H74ZM78 130H79V129H78ZM80 130H81V129H80ZM86 130L88 131V126H87V129H86ZM86 130H85V131H86ZM92 130H93V129H92ZM96 130L98 131V129H96ZM106 130H107V129H106ZM109 130H110V129H109ZM112 130H113V129H112ZM130 130H131V129H130ZM133 130H134V129H133ZM136 130H138V129H136ZM144 130H146V129H145V126H144ZM144 130H143V128H142L141 131H140V130H138V131H140V132L142 133V131H144ZM151 130H155V127H154V129H149V131H151ZM156 130H158V129H156ZM159 130H160V129H159ZM161 130H162V129H161ZM192 130H194V129H192ZM195 130H196V129H195ZM195 130H194V131H195ZM206 130H208V129H206ZM7 131H8L9 134H10V131H9V130H7ZM44 131H45V129H44ZM55 131H54V132H55ZM83 131H82V132H83ZM93 131H95V130H93ZM97 131H96V133H97L96 135H98V136H102V134H101V135L98 134ZM102 131H103V130H102ZM110 131H111V130H110ZM146 131H147V130H146ZM146 131H145V132H146ZM149 131H148V132H149ZM176 131H177V130L175 129V132H176ZM245 131H246V129H245ZM245 131H244V133H245ZM254 131L256 132V130H253V132H254ZM14 132H15V131H14ZM20 132H21V133H20ZM42 132H43V129H42ZM70 132H71V131H70ZM70 132H69V133H70ZM88 132H89V131H88ZM90 132H91V131H90ZM100 132H101V131H100ZM100 132H99V133H100ZM118 132H120V131H118ZM126 132H127V131H126ZM126 132H125V133H126ZM129 132H130V131H129ZM134 132H135V131H134ZM136 132H137V131H136ZM136 132H135V134H136ZM140 132H139V133H140ZM145 132L143 133L144 135H145ZM155 132H156V131H154V133H152V131H151L150 140H149V138H147V139L149 140L148 142H147L146 138H145V140H144V141L147 142V143L144 142V145H145V143H146V145H147V147H146L145 149H147V150L150 149V150H151L152 147H154L153 149H155V150H153V151L151 150V151H152V153H151V156H152V157H153V155H156V154L160 155V151L164 149V148H163V147L165 146L164 144L167 143V145H168V142H170V141L165 142V143L163 144V145H164L163 147L160 146V144L158 143L157 138H160V141H161V139H162V141H163V140H167V138H166V137H162L163 134H162V136H161L162 138H161V137H158L157 132H156V133H155ZM204 132H205V131H204ZM251 132H252V131H251ZM258 132H259V131H258ZM261 132H264V127H263V131H260V133H261ZM11 133H13V132H11ZM43 133H44V132H43ZM71 133H72V132H71ZM71 133H70V134H71ZM76 133H77V132H76ZM80 133H81V132H80ZM102 133H103V132H102ZM113 133H114V132H113ZM137 133H138V132H137ZM160 133H163V132L160 131ZM179 133H180V132H179ZM209 133H210V132H209ZM218 133H219V132H218ZM237 133H236V135H237ZM244 133L242 132V136H243ZM247 133L249 134V131L246 132V135H247ZM51 134H52V133H51ZM73 134H74V133H73ZM73 134H71L70 137L73 136ZM77 134H79V133H77ZM83 134H84V133H83ZM88 134H89V137L91 138L92 135L90 136V133H87V136H88ZM94 134H95V133H94ZM103 134H104V133H103ZM108 134H109V131H108ZM111 134H112V133H111ZM116 134H117V135H116ZM116 134H114V135H115L116 138H117L119 135H118V133H116ZM119 134H120V133H119ZM123 134H124V132H123ZM130 134H132V133H130ZM135 134H134V135H135ZM143 134H142V136H144ZM146 134H147V133H146ZM175 134H176V133H175ZM181 134H182V133H181ZM201 134H202V133H201ZM211 134H212V133H211ZM234 134H233V136H234ZM251 134H253V133H251ZM256 134L258 135V133H256ZM256 134H255V135H256ZM1 135H2V134H1ZM21 135H22V136H21ZM27 135H29V137H26ZM47 135H48V134H47ZM49 135H50V133H49ZM56 135H57V134H56ZM59 135H60V134H59ZM65 135H66V134H65ZM106 135H107V134H106ZM124 135H125V134H124ZM127 135H128V134H127ZM137 135H138V134H137ZM160 135H161V134H160ZM204 135H205V134H204ZM207 135H208V134H207ZM216 135H217V134H216ZM216 135H215V136H216ZM222 135H223V134H222ZM246 135H245V136H246ZM253 135H254V134H253ZM253 135H252L251 138L254 137ZM259 135H260V134H259ZM11 136H12V135H11ZM11 136H10V138H11ZM16 136H17V134H16ZM38 136H37V137H38ZM41 136H43V135H40L39 137L41 138ZM57 136H58V135H57ZM62 136H63V135H62ZM62 136H61L60 138H62ZM76 136H77V135H76ZM80 136H82V135H80ZM87 136L84 135L85 138H86ZM98 136H97V138H98ZM107 136H110V135H107ZM138 136L140 137L141 134H139ZM138 136H137V139H139V140H137V139L135 138V137H136V135H135V136H134V139H132V141L136 139V140H137L136 143H137V142L142 141V140L144 139V138H143V139L141 140L140 138H141L142 136H141L140 138H138ZM145 136H146V135H145ZM148 136H149V135H148ZM205 136H206V135H205ZM205 136H204V137H205ZM208 136H209V135H208ZM208 136H206L205 138H207ZM213 136H214V135H213ZM12 137H13V136H12ZM49 137H50V136H49ZM54 137H56V136L54 135ZM54 137H53V139H54ZM70 137H69V138H70ZM102 137H105V135L102 136ZM119 137H120V136H119ZM121 137H122V135H121ZM121 137H120V138H121ZM130 137H131V136H130ZM130 137L128 136V139H129ZM132 137H133V135H132ZM167 137H168V135H167ZM169 137H170V136H169ZM200 137H201V136H200ZM202 137H203V136H202ZM204 137H203V138H204ZM209 137H210V136H209ZM209 137H208V138H209ZM236 137H237V136H236ZM239 137H240V135H239L237 138H239ZM248 137H249V136H247L246 139H247ZM2 138H3V137H2ZM42 138H43V137H42ZM58 138H59V137H58ZM73 138H75V139H73V140H74L75 143L77 142L76 144H77V146H78V141H77L76 137L74 136ZM79 138H80V137H79ZM79 138H78V139H79ZM81 138H82V137H81ZM85 138H84V139H85ZM93 138H95V137H93ZM100 138H101V137H100ZM105 138H106V137H105ZM110 138H111V137H110ZM110 138H109L108 140H110ZM203 138H202V140H203ZM213 138H214V137H213ZM215 138H216V137H215ZM225 138H223V140H224ZM234 138H235V136H234ZM234 138H233V139H234ZM237 138H236V139H237ZM251 138L249 137V141L252 142V141L255 139V140H257V142H258V143H257V142L255 141L256 143H253V144H256V145H257L256 147L258 148V151L256 150V151H255L256 154H253V156H254V155L257 156V154L259 153L260 148H264V134H261V135H260V138H259V136H258L259 139H257V137H255V138H253V139H251ZM5 139H6V138H5ZM8 139H9V138H8ZM11 139H12V138H11ZM36 139H37V138H36ZM49 139H50V138H49ZM51 139H52V138H51ZM62 139H64V138H62ZM71 139H72V138H71ZM71 139H70V140H71ZM84 139H82L81 142L84 143V141H83ZM117 139H118V138H117ZM124 139H125V138H124ZM124 139H123V140H124ZM130 139H131V138H130ZM130 139H129V142H130ZM169 139H170V138H169ZM211 139H212V138H211ZM236 139H234V141L237 142L239 139H238V140H236ZM243 139H244V138H243ZM1 140H2V139H1ZM38 140H39V139H38ZM38 140H37V142H41V141H38ZM59 140L61 141V139H59ZM64 140H65V142H66V138H65ZM67 140H68V138H67ZM73 140H72V143L74 144ZM75 140H76V141H75ZM86 140H87V139H86ZM86 140H85V142H87ZM89 140H90V139H88V141H89ZM108 140H107V141H108ZM126 140H127V138H126ZM179 140H180V139H179ZM202 140H201V138H200L201 143H202ZM205 140H206V139H205ZM208 140H210V139H208ZM216 140H217V139H216ZM247 140H248V139H247ZM247 140H246V141H247ZM2 141H3V140H2ZM2 141H1V142H2ZM24 141H25V142H24ZM48 141H50V142H49L50 144H49V143H48V144L51 145V142H52V141H51V140H48ZM79 141H80V140H79ZM92 141H94V139H93ZM112 141H113V139H112ZM114 141H115V140H114ZM118 141H119V140H118ZM121 141H122V140H121ZM121 141H119V142H120V147H121ZM127 141H128V140H127ZM127 141H125V143H126ZM132 141H131V142H132ZM197 141H198V140H197ZM203 141H204V140H203ZM212 141H213V140H212ZM214 141H215V139H214ZM214 141H213V143H214ZM221 141H222V140H221ZM234 141H233V143H234ZM244 141H245V140H244ZM246 141H245V142H246ZM3 142H4V141H3ZM3 142H2V143H3ZM5 142H6V140H5ZM5 142H4V143H5ZM12 142H13V140H12ZM65 142H63L64 144H63V143H61V144H63V145H67V144H65ZM68 142H71V141H68ZM81 142H79V143H81ZM97 142H98V140H97ZM115 142H116V141H115ZM123 142H124V141H123ZM123 142H122V143H123ZM129 142H127V144H128ZM131 142H130V143H131ZM206 142H207V141H206ZM206 142H204V143H206ZM215 142H217V141H215ZM242 142H243V141H242ZM245 142H244V143H245ZM251 142H250V145H251ZM2 143H1V145H0V150H1L0 152H1V153H2V151L5 150V149L9 152V149L13 148L10 144H8V142H6L5 144H2ZM9 143H10V142H9ZM27 143H28V142H27ZM27 143H26V144H27ZM52 143L54 144L55 141L52 142ZM66 143H67V142H66ZM72 143H71V144H72ZM103 143H104V142H103ZM136 143H134V144H136ZM160 143H161V142H160ZM176 143H177V142H176ZM201 143H198L197 145H199V144H201ZM207 143H208V142H207ZM217 143H218V142H217ZM217 143H216V144H217ZM223 143H224V142H223ZM244 143H243V144H244ZM246 143L249 144L248 142H246ZM15 144H16V145H15ZM69 144H70V143H69ZM71 144H70V145H71ZM95 144H96V142H95ZM117 144H118V143H117ZM137 144H138V143H137ZM140 144H141V143H140ZM169 144H172V142L169 143ZM180 144H181V143H180ZM218 144H219V143H218ZM240 144H241V143H240ZM243 144H242V146H243ZM35 145H36V144H35ZM49 145H48V146H49ZM55 145H57V142H56ZM55 145H53V146H55ZM63 145H61V146H63ZM70 145H68L69 147L66 146V147H68V149H65L66 147H64L63 149H64V150H69V149L71 150V147H72V146L70 147ZM79 145H80V144H79ZM110 145H111V146H110ZM110 145H108V147L106 146V148L100 145V149H97V150H103V154H102V156L99 157V159H98L97 162H99V163H103L102 160H104V158H105L106 156H111V155H110V151H109V149L112 150L111 152L114 153V155H115V153H117V150H116V152H113V151H115V149L119 148V147H116V146H118V145L115 146V145L113 144V142L110 143ZM113 145L116 147L115 149H113V148H112V149L109 148V146H110V147H113ZM122 145H124V143H123ZM144 145H143V146H144ZM157 145H158V147H162V149L160 150V149L156 148L155 146H157ZM161 145H162V143H161ZM178 145H179V144H178ZM178 145H176V146H178ZM203 145L205 146V144H203ZM211 145H212V144H211ZM222 145H223V144H222ZM227 145H228V144H227ZM10 146H11V147H10ZM15 146H16V147H15ZM20 146L22 147V150H19V149L21 148ZM48 146H46V147L43 146L44 148H46V151L48 150L47 148H50V149H51V147H48ZM57 146H58V145H57ZM96 146H97V145H96ZM98 146H99V144H98ZM128 146H129V145H127V147H128ZM136 146H137V145H136ZM143 146H142V145H141V146L139 145L140 148L143 147ZM171 146H172V145H171ZM174 146H175V142H174L173 147H174ZM195 146H196V145H195ZM200 146H202V145H200ZM212 146H213V145H212ZM212 146H211V147H212ZM218 146H219V145H218ZM220 146H221V144H220ZM220 146H219V147H220ZM223 146H224V145H223ZM234 146H235V144H234ZM236 146H237V145H236ZM247 146H248V145H247ZM247 146H246V147H247ZM254 146H255V145H254ZM254 146H253V147H254ZM9 147H10V148H9ZM29 147H30V146H29ZM32 147H31V148H32ZM37 147H38V146H37ZM59 147H60V146H59ZM122 147H123V146H122ZM122 147H121V148H122ZM125 147H126V145H125L123 148H125ZM139 147H136V149L138 148V150H139ZM169 147H170V146H168V147L166 146V149H167V148L170 149ZM179 147H181V146H179ZM179 147H178V148H179ZM206 147L208 148V146H205V148H206ZM244 147H245V146H244ZM251 147H252V146H251ZM253 147H252V148H253ZM8 148H9V149H8ZM14 148H13V150H14ZM41 148H42V147H41ZM41 148H40V149H41ZM94 148L96 149L97 147H94ZM98 148H99V147H98ZM128 148H129V147H128ZM133 148H135V147H133ZM178 148H177V149H178ZM197 148H198V146H197ZM197 148H196V149H197ZM202 148H204V147H202ZM202 148H201V150H202ZM209 148H210V146H209ZM213 148H215V147H213ZM213 148H212V149H213ZM223 148L225 149V147H223ZM230 148H231V147H230ZM232 148H233V147H232ZM247 148H249V147H247ZM247 148H246V149H247ZM254 148H255V147H254ZM254 148H253V149H254ZM32 149H36V148H32ZM32 149H31V150H32ZM55 149H56V148H54L53 152L55 151ZM61 149H62V147H61ZM63 149H62V150H63ZM125 149H126V148H125ZM125 149H123V150H125ZM130 149H131V148H130ZM166 149H164V150H166ZM168 149L166 150V153H167V152L170 153V151H169ZM171 149H175V147H174V148H171ZM171 149H170V150H171ZM192 149H193V148H192ZM219 149H220V148H219ZM224 149L221 148V151H222V150L224 151ZM240 149H241V148H240ZM13 150L11 149V151H13ZM28 150H27V153H28ZM41 150H43V149H41ZM41 150H40V151H41ZM57 150H58V149H57ZM119 150H120V149H119ZM119 150H118V152H119ZM134 150H135V149H134ZM134 150H132V151H134ZM140 150H141V149H140ZM164 150H163V151H164ZM197 150H198V149H197ZM204 150H205V149H204ZM204 150H203V151H204ZM214 150H215V149H214ZM227 150H228V148H227ZM227 150H225V151H227ZM230 150H231V149H230ZM237 150H239V149H237ZM241 150H242V149H241ZM241 150H239L238 152H240ZM11 151H10V152H11ZM44 151H45V150H44ZM50 151H52V150H50ZM59 151H60V150H59ZM59 151H56V152H59ZM121 151H122V149H121ZM121 151H120V153H122ZM125 151L127 152V149H126ZM125 151H124V152H125ZM130 151H131V150H130ZM163 151H162V152H163ZM171 151H173V150H171ZM199 151H200V148H199V150H198L197 152H199ZM209 151H210V150H209ZM209 151H207V152H209ZM245 151H247V150H245ZM248 151H249V150H248ZM248 151H247V152H248ZM253 151H254V150H253ZM261 151H262L261 154L263 155V154H264V153H263V152H264V149H263V150L261 149ZM3 152H5V155H6V153H7V154H10V152H9V153L6 152V151H3ZM25 152H26V151H25ZM29 152H30V151H29ZM33 152H34V151H33ZM36 152H37V150H36ZM36 152H35V153H36ZM56 152H55V154H56V155H57V154L59 155V153H56ZM100 152H101V151H100ZM135 152H137V150H135ZM139 152H140V151H139ZM139 152H138V153H139ZM149 152H150V151H149ZM158 152H159V153H158ZM162 152H161V153H162ZM204 152H205V151H204ZM207 152H206V153H207ZM210 152H212V150H211ZM228 152H229V151H228ZM238 152H237V153H238ZM242 152H244V151H242ZM255 152H254V153H255ZM257 152H258V153H257ZM1 153H0V154H1ZM13 153H14V152H13ZM13 153H11V154L13 155ZM17 153H18V152H17ZM23 153H20V152H19V154H21V155H23ZM37 153H39V150H38ZM43 153H45V152H43ZM63 153H65V152H63ZM69 153H70V151H69ZM69 153H68V154H69ZM71 153H74V152L71 151ZM87 153H88V152H87ZM95 153H96V152H95ZM95 153H94V155H95ZM97 153H98V151H97ZM104 153H105V155H104ZM112 153H111V154H112ZM140 153H141V152H140ZM144 153H145V151H144ZM164 153H165V152H164ZM164 153H162L161 155H165V156H166V153H165V154H164ZM171 153H172V152H171ZM173 153H174V152H173ZM173 153H172V154H173ZM191 153H192V152H191ZM191 153H188V154L191 155ZM201 153H202V152H201ZM222 153H223V152H222ZM226 153H227V152H226ZM231 153H232V152H231ZM235 153H236V152L234 151V154H235ZM245 153H246V152H245ZM251 153H252V152H249V153H248V155H250V156H247V157L250 159V161L248 160V161H247V164H248V163L250 164L251 160H254V159L256 158V157H253L254 159H251V158H252V157H251V156H252ZM11 154H10V155H11ZM32 154H33V153H32ZM32 154H31V155H32ZM46 154H47V153H45V156H41V154H40L39 158H41V157H44V159L47 158L48 156L46 157ZM68 154H67V151H66L65 156L67 155V158L69 157ZM118 154H119V153H118ZM142 154H143V153H142ZM172 154H171V155H172ZM193 154H195V153H193ZM212 154H214V153H212ZM234 154H232V157L234 156ZM240 154L242 155L241 152H240ZM259 154H260V153H259ZM261 154H260V156H261ZM21 155H19V156L17 157V156L15 155V153H14V157H16V159H17V158H18V159H19V158L21 159V157H20ZM24 155L26 156V153H24ZM33 155H35V154H33ZM33 155H32V156H33ZM43 155H44V154H43ZM48 155H49V158H48V160H49V159H50V154H48ZM60 155H61V154H60ZM63 155H64V154H63ZM72 155L75 156V154H71L70 156H72ZM85 155H86V154H85ZM88 155H89V154H88ZM88 155H87V156H88ZM171 155H170V157H171ZM199 155H201V154L199 153L198 155H195L192 159L194 160V158H196V157L199 156ZM204 155H205V154H204ZM208 155H209V154H208ZM208 155H207V156H208ZM215 155H216V154H215ZM217 155H218V158H220V156H221L222 154L219 153V154H217ZM219 155H220V156H219ZM225 155H226V154H225ZM229 155H230V154H229ZM235 155L238 156L239 154H235ZM3 156H4V153H3L2 157H3ZM52 156L54 157V155H52ZM52 156H51V157H52ZM65 156H64V157H65ZM112 156H113V155H112ZM119 156H120V154H119ZM124 156H126V155L124 154ZM141 156H142V155H141ZM145 156H146V153H145ZM145 156H143V158H144ZM156 156H157V155H156ZM167 156H168V153H167ZM167 156H166V158H167ZM184 156H185V155H183V157H184ZM186 156H187V155H186ZM186 156H185V157H186ZM188 156H189V155H188ZM188 156H187V157H188ZM201 156H203V154H202ZM207 156H205V157H207ZM210 156H212V157H210ZM213 156H214V155H211V154H210V155H209V159H207V161H209V162H214V163H213V166H216V165H214V164H216L214 160L217 159V158H216L217 156L215 157V159H214L213 161L210 160V158H211V159L214 158ZM222 156H224V155H222ZM222 156H221V157H222ZM226 156H227V155H226ZM239 156H240V155H239ZM0 157H1V155H0ZM5 157H7V155H6ZM10 157H11V156H10ZM10 157H9V158H10ZM14 157H13V159H15ZM22 157H23L22 159H24V156H22ZM28 157H31V156H28V155H27V158H28ZM35 157H37V156H35ZM62 157H63V156H62ZM64 157H63V159L66 158V157H65V158H64ZM76 157H77V155L75 156V159H76ZM113 157H114V156H113ZM115 157H117V155H116ZM115 157H114V158H115ZM132 157H133V156H132ZM148 157H150L149 154L147 155L146 159H148ZM160 157H161V156H160ZM162 157H164V156H162ZM168 157H169V156H168ZM199 157H200V156H199ZM199 157H198V158H199ZM230 157H231V156H230ZM230 157H229V158H230ZM235 157H236V156H235ZM244 157H245V156H244ZM250 157H251V158H250ZM27 158H25V159H27ZM55 158H56V157H55ZM60 158H61V156H60ZM67 158H66V159H67ZM71 158H73V157H71ZM78 158H79V157H78ZM118 158H119V157H118ZM121 158H123V157H121ZM139 158H140V159H139ZM143 158L140 157V155H139V157L136 158V159H137V161H138V160H141V159H143ZM164 158H165V157H164ZM201 158H202V157H201ZM207 158H208V157H207ZM222 158H223V157H222ZM229 158L226 157L227 160H228ZM240 158H241V156H240ZM257 158H260V159H261V158H263V156H261V157L258 156ZM257 158L255 159L256 161H257ZM0 159H1V158H0ZM16 159H15V160H16ZM25 159H24V160H25ZM28 159L30 160L31 158H28ZM32 159H33V157H32ZM34 159H35V158H34ZM42 159H43V158H42ZM42 159H41V160H42ZM51 159H52V158H51ZM68 159H69V158H68ZM68 159H67V160H68ZM73 159H74V158H73ZM75 159H74V160H75ZM88 159H89V158H88ZM92 159H93V157H92ZM96 159H97V158H96ZM96 159H95V157H94V160H91V161H94V162H95ZM107 159H108V158H106V160H107ZM109 159H111V158H109ZM112 159H113V158H112ZM149 159H150V158H149ZM149 159H148V161H149ZM181 159H182V158H181ZM186 159L189 160V158H186ZM196 159H197V158H196ZM204 159H205V158H203L202 160H204ZM231 159H232V158H230V160H231ZM242 159H243V157H242ZM242 159H239V158L236 157L235 159H233V161H230V162L228 161L229 163L233 162L234 165L236 164L235 166L238 165L239 167H240V164H241V167H240V171H241V175H240V176H241V177H243V175H242V174H243V173H242L243 168H242V167H245V166H243L242 162H243L244 160H247V158H245L243 161H240V160H242ZM35 160H36V159H35ZM35 160H33V161H35ZM41 160H39V162H40ZM58 160H60V161L57 162V163H61V162H62L61 159L58 158ZM106 160H105V161H106ZM114 160H115V159H114ZM114 160H113V161H114ZM116 160H117V158H116ZM116 160H115V161H116ZM144 160H145V159H144ZM144 160H142V161H144ZM150 160H151V162H153L152 158H151ZM167 160H168V158H167ZM167 160H165V161H167ZM182 160H183V159H182ZM220 160H222V163H223V162H224L223 160H225V157H224V159H220ZM263 160H264V159H263ZM17 161H18V160H17ZM17 161H16V162H17ZM20 161H21V160H20ZM20 161H19V162H20ZM37 161H38V160H37ZM44 161H45V160H44ZM44 161H43V163H44ZM64 161H65V160H63V163H65ZM100 161H101V162H100ZM117 161H118V160H117ZM122 161H123V160L121 159L120 162H122ZM142 161H139V162H142ZM185 161H186V160H185ZM185 161H183V162L185 163ZM190 161H191V160H190ZM190 161H188V162L190 163ZM195 161H197V162L200 161V158H199L198 160H194V161H192V162H195ZM205 161H206V160H205ZM207 161H206V162H207ZM217 161H218V160H217ZM225 161H226V160H225ZM45 162H48V161H45ZM52 162L55 163V161H52ZM108 162L111 163V165H112V162H110V160H109ZM108 162H107V163H108ZM149 162H150V161H149ZM151 162H150L149 166H151ZM177 162H178V161H177ZM179 162H180V160H179ZM183 162H182V163H183ZM192 162H191L190 164H192ZM206 162H204V163H206ZM228 162H227V163H228ZM239 162H241V163H239ZM261 162H262V161H260V163H261ZM263 162H264V161H263ZM33 163H34V162H33ZM36 163H37V162H35V164H36ZM43 163H42V164H43ZM50 163H51V160H50ZM54 163H51V164H54ZM63 163H62V164H63ZM66 163H67V162H66ZM66 163L63 164V165H66ZM109 163H108V164H109ZM114 163H115V162H114ZM129 163H130V162H129ZM133 163H134V160H133ZM135 163H136V161H135ZM143 163H144V165H146V164H147V160H146V164H145V162H143ZM200 163H201V162H200ZM202 163H203V162H202ZM220 163H221V161H220L218 164H220ZM227 163H226V164H227ZM233 163H232V164H233ZM243 163L245 164V162H243ZM251 163H252V162H251ZM260 163H259V164H260ZM29 164H31V162H30ZM35 164H34V165H35ZM38 164H39V163H38ZM38 164H36V165H38ZM42 164H41V162H40V165H42ZM44 164H45V163H44ZM44 164H43L42 166H44L45 170H46V169H51V168H52V167L50 168V165H51V164L48 166L49 168H47ZM48 164H49V163H48ZM62 164H61V165H62ZM67 164H68V163H67ZM97 164H98V163H97ZM105 164H106V163H105ZM105 164H104V165H105ZM116 164H117V163H116ZM122 164H123V163H122ZM126 164H127V163H126ZM126 164H125V165H124V164L122 165L123 168L126 166ZM140 164H141V163H140ZM140 164H139V165H140ZM165 164H166V163L164 162L163 165H165ZM177 164H180V163H177ZM177 164H176V167H177ZM195 164H196V163H195ZM208 164H209V163H208ZM218 164H217V169H218ZM232 164H228V165H230V166H226V168H227V167H231ZM247 164H246V165H247ZM257 164H258V162L256 163V165H257ZM261 164H263V163H261ZM0 165H1V164H0ZM31 165H32V164H31ZM31 165H29V166H31ZM36 165L33 166V167H36ZM54 165H55V164H54ZM58 165H59V164H58ZM63 165H62V169H63V170L61 169V171H63V175H64V174H65V173H64V171H65L64 168H65L66 166H63ZM100 165H101V164H100ZM104 165H103V167L106 169L108 166H104ZM111 165H110V166H111ZM118 165L120 166V164H118ZM118 165L115 166V167L117 168V170H121L122 168H119V169H118V167H119ZM131 165H132V164H131ZM131 165H130V166H131ZM134 165H135V164H134ZM134 165H133V166H134ZM141 165H142V164H141ZM144 165H143V166H144ZM157 165H158V164H156V167H157ZM182 165H184V164H182ZM182 165H181L180 167H182ZM185 165L188 166V163H186ZM185 165H184V168H185L184 170H187V169H186L187 167H185ZM204 165H206V164H204ZM224 165H225V164H224ZM234 165H233V166H234ZM38 166H39V165H38ZM51 166H52V165H51ZM69 166H70V165H69ZM74 166H75V165H74ZM76 166H77V165H76ZM84 166H85V164H84ZM84 166H83V167H84ZM110 166H109V167H110ZM133 166H131V168H132V169L135 168V171H134V172H136V170H138L139 167L136 168L137 166H136V167H133ZM147 166H148V165H147ZM147 166H145V167H147ZM149 166H148V167H149ZM160 166H161V165H160ZM199 166H200V165H199ZM202 166H203V165H202ZM206 166H208V165H206ZM213 166H212V167H213ZM233 166H232V168H233ZM251 166H253V165L251 164ZM254 166H255V162H254ZM262 166H263V165H262ZM31 167H32V166H31ZM39 167H41V166H39ZM54 167L56 168V165H55ZM91 167H93V166H91ZM103 167H102L101 170H104ZM120 167H121V166H120ZM141 167H142V166H140V168H141ZM145 167L142 168L143 171L146 170V169H147V170L149 169V168H145ZM152 167H153V168H152L153 170L156 168L154 165H152ZM178 167H179V166H178ZM190 167H192V165L189 166L188 169H191ZM200 167H201V166H200ZM208 167H209V166H208ZM239 167H236V168L239 169ZM246 167H249V165L246 166ZM255 167H256V166H255ZM258 167H259V166H258ZM0 168H1V167H0ZM4 168H6V167H4ZM4 168H3V170H4ZM44 168L42 167V170H43V171H44ZM55 168H54V169L52 168L53 170H52V169H51V170H52L53 174H55L56 178L54 179V177H53V178L50 179V180H54L53 182L56 183V186H55L56 188H57L58 186L60 187V185H66V184H64V183L67 181V176H65V177H66V180L64 179V180H65L64 182H63V179H62L61 177H60V178H61L62 180H61V179L58 180V178H59V177H58V173H60V172H57V171H60V170H56V171H55ZM60 168H61V167H60ZM60 168H58V166H57V169H60ZM70 168L73 169L72 167H70ZM75 168H76V167H75ZM86 168H88V167H86ZM110 168L112 169V166H111ZM144 168H145V169H144ZM164 168H165V167H164ZM197 168H198V167H197ZM215 168H216V167H215ZM215 168H214V169H215ZM220 168H222V167H220ZM220 168H219V169H220ZM223 168H224V166H223ZM223 168H222V169H223ZM232 168H230V169L228 168V169H229V172H230V170H233V169H234V170H233V171H234L233 174L235 175V172H236V171H235V168H233V169H232ZM250 168H251V167H250ZM252 168H253V167H252ZM259 168H260V167H259ZM263 168H264V167H263ZM1 169H2V168H1ZM33 169H35V168H33ZM40 169H41V168H40ZM89 169H90V168H89ZM92 169H93V168H92ZM108 169H109V168H108ZM132 169H131V170H132ZM156 169H157V168H156ZM177 169H178V168H177ZM177 169H175V170H177ZM202 169H203V171H200V173L203 172V174L205 175V174H206V173H204V172H205V171H204L205 168H202ZM214 169H213V171H214ZM217 169H216V170H217ZM219 169H218V170H219ZM222 169H221V170H222ZM228 169H227V170H228ZM246 169L248 170L249 168H246ZM246 169H245V171H246ZM254 169H255V168H254ZM17 170H18V169H17ZM27 170H28V169H27ZM27 170H26V172H27ZM36 170H37V169H36ZM36 170H35V171L33 170L35 173L32 174V175H35V178H36V176H37V175H36ZM74 170H75V169H74ZM78 170H79V169H78ZM94 170H95V169H94ZM113 170H114V167H113ZM113 170H111V171H113ZM125 170H127V168H126ZM125 170H123L124 173H125ZM133 170H134V169H133ZM150 170H151V167H150ZM179 170H180V169H179ZM195 170H196V169H195ZM205 170H208V168L205 169ZM216 170H215V171H216ZM221 170H220V171H221ZM227 170H226V171H227ZM261 170H263V169H261ZM261 170H260V171H261ZM11 171H12V170H11ZM18 171H19V170H18ZM37 171H38V170H37ZM39 171H40V170H39ZM43 171H41V172L43 173ZM66 171H68V170H66ZM69 171H70V170H69ZM86 171H87V169H86ZM90 171H91V169H90ZM92 171H93V170H92ZM92 171H91V172H92ZM97 171H98V170H97ZM104 171L106 172L107 169L104 170ZM111 171H109V173H110ZM114 171H116V169H115ZM127 171H128V170H127ZM140 171H141V169H140ZM148 171H149V170H148ZM154 171H156V170H154ZM154 171H152V173H153ZM173 171H174V170H173ZM182 171H183V170H182ZM191 171H194V167H193V169H192ZM196 171H197V170H196ZM208 171H209V170H208ZM215 171H214V173H216ZM222 171L224 172V170H222ZM12 172H13V171H12ZM19 172H20V171H19ZM41 172H38L39 175L41 174ZM45 172H46V171H45ZM52 172L50 173V172L48 171L47 173H50V176H53V175H51ZM72 172H73V171H72ZM82 172L85 173V171H82ZM82 172H81V173H82ZM88 172H89V171H88ZM95 172H96V170L93 171V173H95ZM99 172H100V174H102L103 171H102V172L99 171ZM105 172H103V173H105ZM116 172L119 173L120 171H119V172L116 171ZM116 172H114V173H116ZM123 172H122V173H123ZM174 172L177 173L178 171H174ZM180 172H181V171H180ZM185 172H186V171H185ZM188 172H189V171L187 170V173H188ZM198 172H199V171H198ZM206 172H207V171H206ZM211 172H212V171H211ZM218 172H219V171H218ZM258 172H259V170H258ZM258 172H256V173H258ZM262 172H263V171H262ZM0 173H1V172H0ZM24 173H25L24 171H23V175H22L21 173H19V174L21 175V176H20V175H19V176H20V177L25 176L26 173H25V174H24ZM61 173H62V172H61ZM61 173H60V176L62 175ZM73 173H74V172H73ZM78 173H79V172H78ZM81 173H80V175H81ZM89 173H90V172H89ZM93 173H91L92 175L89 174L88 177H89L90 175L93 176V175L96 174V173H95V174H93ZM107 173H108V172H106V173L104 174L106 177H107L108 175L112 174L113 172L110 173V174H108V175H106ZM114 173H113V174H114ZM131 173H132V172H131ZM144 173H145V176L147 177V175H148V174L146 175V173H148L147 171H146V172H143V173H140V174H143V177H144ZM150 173H151V171H150ZM152 173H151V174H152ZM154 173H155V172H154ZM192 173H193V172H192ZM220 173L222 174V172H220ZM220 173H219V174H220ZM239 173H240V172H239V170H238V175H239ZM251 173H254V172H251ZM259 173H260V172H259ZM7 174H8V173H7ZM9 174H10V173H9ZM11 174H13V173H11ZM43 174L45 175V173H43ZM113 174H112V175H113ZM126 174H127V172H126ZM126 174H125V175H126ZM155 174H158V173H155ZM177 174H178V173H177ZM179 174H181V173H179ZM210 174H211V173H210ZM230 174L233 175L232 172H231ZM236 174H237V173H236ZM245 174H247V173H245ZM1 175H2V174H1ZM26 175H28V173H27ZM39 175H38V177H39ZM46 175H47V174H46ZM65 175H67V174H65ZM75 175H76V174H75ZM82 175H83V174H82ZM82 175H81V176H82ZM86 175H87V174H86ZM97 175H98V173H97ZM97 175L95 176V181H97V178H98ZM102 175H103V174H102ZM104 175H103V176H104ZM120 175H122L121 177H123V174H121V172H120L119 176H120ZM128 175H130L129 172H128ZM128 175H127V176H128ZM153 175H154V174H153ZM162 175H163V174L159 175V180H160V176H162ZM166 175H168V174L166 173L165 176H166ZM174 175H175V174H174ZM185 175H186V173H185ZM187 175L189 176V173H188ZM190 175H191V174H190ZM217 175H218V174H217ZM223 175H224V174H223ZM227 175H228V174H227ZM248 175H249V176H246V177H248V179H252L251 176H250V175H251L250 172H249ZM258 175H259V174H258ZM7 176H8V175H7ZM12 176H13V175H12ZM16 176H17V175H16ZM78 176H79V175H78ZM78 176H77V177H78ZM81 176H80V178H82ZM98 176H99V175H98ZM105 176H104V177H105ZM114 176H115V175H113V177H114ZM116 176L118 177V174H117ZM127 176H126L125 178H127V180L130 179L129 177H131V176H129V177H127ZM140 176H141V175H140ZM148 176H149V175H148ZM154 176H155V175H154ZM176 176H178V175H176ZM176 176H174V177L176 178ZM180 176H181V175H180ZM180 176H179V177H180ZM182 176H183V173H182ZM188 176H184V178L187 177V180H188V178L190 177V176H189V177H188ZM193 176H194V175H193ZM195 176H196L195 179H199V177L197 178V175H195ZM199 176H200V177H203V175L201 176V174H199ZM229 176H230V175H229ZM17 177H18V176H17ZM17 177L15 178V176H13V177L10 178V180H8V179H7L8 181L6 180V181H7V183H6V187H7V189H8L7 192H8V195H9L7 201H9V202L14 201L15 203H18L19 201L22 200V199H21L22 196H25V195H23V194H24V193H23V190H24L26 187H28V188H29V187H32V186H30L29 184H26V183H25L26 181L24 182V181L22 180L24 177H23L22 179L19 177V178L22 180V182H24V183H22L21 180L18 178V179L20 180V181H19V180L17 179ZM29 177H31V173H30V176H29ZM41 177H42V176H41ZM44 177H45V176H44ZM44 177H43V178H44ZM62 177H63V176H62ZM99 177H101V176H99ZM104 177H103V178H100V179H102V180H103V179H106V180H107V178H109V177H107V178H106V177L104 178ZM156 177H157V175H156ZM156 177H155V178H156ZM163 177H164V176H163ZM191 177H192V176H191ZM206 177H207V176H206ZM212 177H215V176L212 175ZM212 177H211V178H212ZM220 177H222V176H220ZM220 177H219V178H220ZM232 177H233V176H232ZM249 177H250V178H249ZM252 177H254V175H253ZM261 177H262V174H261ZM261 177H260V178H261ZM263 177H264V176H263ZM1 178H2V177H1ZM47 178H48V177H47ZM47 178L45 177V179H47ZM50 178H51V177H50ZM111 178H112V177H111ZM114 178H116V177H114ZM141 178H142V177H140V180H141ZM144 178H145V177H144ZM152 178H154V177H152ZM152 178H151V179H152ZM165 178H166V177H164V179H165ZM180 178H181L182 180H184V178H182V177H180ZM180 178H179V179H180ZM216 178H217V177H216ZM219 178H218V179H219ZM233 178L235 179V176H234ZM244 178H245V177H243V179L240 178L241 180L239 179V183H240L241 181L246 182V181H245L246 179L244 180ZM258 178H259V177H258ZM28 179H29V178H27V180H28ZM30 179L33 180L34 178H33V179L30 178ZM38 179H39V178H38ZM78 179H79V177H78ZM82 179H83V178H82ZM82 179H81L80 181L83 182V180H85V179H87V178H84L83 180H82ZM89 179H92V178H89ZM89 179H88V180H89ZM93 179H94V177H93ZM93 179H92V181H93ZM109 179H110V178H109ZM109 179H108V180H109ZM119 179H121V178H119ZM122 179H123V178H122ZM135 179H136V178H135ZM145 179H146V178H145ZM157 179H158V177H157ZM161 179H163V178L161 177ZM181 179H180V180H181ZM189 179H191V178H189ZM202 179H203V178H202ZM204 179H205V176H204ZM212 179H215V178H212ZM212 179H211V181H209V182L207 181L208 184L212 182ZM225 179H226V178H225ZM31 180H30V181H31ZM39 180H40V179H39ZM47 180H49V178H48ZM47 180H44V181H47ZM88 180H85V182L87 181V185H88L89 183H91V182H89L90 180H89V181H88ZM102 180H101V181H102ZM106 180H104V182H106ZM110 180H111V179H110ZM110 180H109V183H110ZM112 180H113V178H112ZM112 180H111V182H112ZM116 180L118 181L117 178H116ZM124 180H125V179H124ZM127 180H125L126 182H125V181H123V182H124V183L129 182L130 180H132V177H131V179H130L129 181H127ZM136 180H137V179H136ZM136 180H135V181H136ZM143 180H144V179H143ZM143 180H142V181H143ZM175 180H176V179H175ZM175 180H173V182H175ZM185 180H186V179H185ZM185 180H184V181H185ZM200 180H201V179H200ZM200 180H199V181H200ZM205 180H206V179H205ZM209 180H210V179H209ZM237 180H238V178H237ZM260 180H261V179H260ZM263 180H264V179H263ZM0 181H1V179H0ZM6 181H5V182H6ZM30 181H29V182L27 181V183H30ZM35 181H36V179H35ZM121 181H122V180H121ZM133 181H134V180H133ZM138 181H139V180H137V182H138ZM146 181H147V180H146ZM146 181H145V183H146ZM149 181H150V183L152 184L151 180H149ZM163 181L166 182V180H162V182H163ZM177 181H178V178H177ZM177 181H176V182H177ZM188 181L190 182V180H188ZM194 181H196V180H194V178H193V182H194ZM222 181H223V180H221V182H222ZM230 181H231V179H230ZM3 182H4V180H3ZM3 182H2V184H3ZM31 182H32V181H31ZM36 182H37V181H36ZM38 182H41V183H42L43 181H38ZM49 182H51V181H49ZM49 182H48V184H50ZM85 182H83V183H85ZM88 182H89V183H88ZM98 182H99V180H98ZM113 182H114V181H113ZM118 182H119V181H118ZM137 182H136V183H137ZM147 182H148V181H147ZM155 182H156V181H155ZM155 182H153L154 185H155V187H154V186H153V187H154L155 189H159V188H161V191H162V190H163L162 187L164 188V186H162L160 183L157 184V182H156V184H155ZM168 182H171V181L169 180ZM168 182H167V183H168ZM178 182H179V184H180V181H178ZM186 182H187V181H186ZM189 182H188V183H189ZM200 182H204V181H200ZM225 182H226V180H225ZM231 182H232V184H233L234 181H231ZM244 182H242V184H244ZM251 182H252V181H251ZM255 182H256V181H255ZM32 183H33V182H32ZM32 183H31V184H32ZM43 183H44V182H43ZM45 183H47V182H45ZM45 183H44V186H45ZM62 183H63V184H62ZM80 183H81V182H80ZM107 183H108V181H107ZM109 183H108V185H109ZM116 183H117V182H116ZM121 183H122V182H121ZM129 183H130V182H129ZM129 183H127V184H129ZM132 183H133V182H132ZM134 183H135V182H134ZM136 183H135V184H136ZM143 183H144V181H143ZM145 183H144V184H145ZM148 183H149V182H148ZM181 183H184V182L182 181ZM190 183H191V182H190ZM190 183H189V184H190ZM205 183H206V182H205ZM213 183H214V182H213ZM239 183H238V185H239ZM263 183H264V182H263ZM263 183H262V185H264ZM24 184H25V185H24ZM37 184L39 185L40 183H37ZM37 184H36V185H37ZM48 184H47V185H48ZM81 184H82V183H81ZM85 184H86V183H85ZM85 184H83V185H85ZM93 184H94V183L89 184L88 186H91V185H93ZM97 184H98V185H97ZM102 184H103V183H102ZM102 184H99V183L96 182V184H94V185H97L96 187L99 188L98 186L101 185V187H102V186H103L104 184H106V183H104L103 185H102ZM113 184H115V183H113ZM117 184H118V183H117ZM130 184H131V183H130ZM135 184H134V185H135ZM151 184H150V185H151ZM162 184H164V183H162ZM174 184H175V185H173V184L171 183V185L177 187L176 183H174ZM186 184H187V183H186ZM186 184H185V185H186ZM195 184H196V183H195ZM197 184H198V185H196L197 187H199L200 184L202 185V183L199 184V182H198ZM203 184H204V183H203ZM211 184H212V183H211ZM218 184H219V183H218ZM218 184H216L217 187L220 185V184H219V185H218ZM236 184H237V181H236ZM249 184H250V183H249ZM253 184H255V183H253ZM257 184H258V183H257ZM259 184H261V183H259ZM52 185H54V183H53ZM87 185H86V186H87ZM111 185H112V184H111ZM115 185H116V184H115ZM115 185H113V186H115ZM121 185H122V184H121ZM121 185H118V186L120 187ZM145 185H146V184H145ZM150 185H149V186H150ZM152 185H153V184H152ZM168 185H169V183H168ZM192 185H193V184H192ZM204 185H205V184H204ZM221 185H223V183H222ZM224 185H225V184H224ZM224 185H223V187L226 188L225 186H227V185H225V186H224ZM234 185H235V182H234ZM234 185H232V186H234ZM240 185H241V183H240ZM246 185H247V184H246ZM255 185H256V184H255ZM42 186H43V185H42ZM49 186H51V185H48V187H49ZM143 186H144V185H143ZM143 186H141V187H143ZM146 186H148V184H147ZM149 186H148V187H149ZM165 186H166V184H165ZM178 186H179V185H178ZM180 186H181V184H180ZM188 186L190 187V185H188ZM209 186H210V185H209ZM209 186H208V187H209ZM228 186H229V185H228ZM253 186H254V185H253ZM253 186H251V187H253ZM6 187H5V188H6ZM59 187H58V190H60ZM83 187H84V186H83ZM96 187H95V188L93 187V188L96 189ZM106 187H107V186H106ZM136 187H137V185H136ZM139 187H140V186H139ZM150 187H151V186H150ZM153 187H152V188H153ZM156 187H157V188H156ZM200 187H201V186H200ZM202 187H203V185H202ZM210 187H211V186H210ZM213 187H214V185H213ZM217 187H215V188H217ZM219 187H220V186H219ZM219 187H218V188H219ZM229 187H230L231 189H233L234 187H236V185H235L233 188H232L231 186H229ZM238 187H239V186H238ZM238 187H237V188H238ZM240 187L242 188V186H240ZM240 187H239V188H240ZM246 187H247V186H246ZM260 187H261V185H260ZM5 188H4V189H5ZM28 188H27V189H28ZM32 188H33V187H32ZM41 188H42V187L40 186V189H41ZM52 188H53V186H51V189H52ZM56 188H53V190L55 189L56 192H58ZM60 188H61V187H60ZM63 188L65 189V187H63ZM90 188H92V187H90ZM93 188H92V191L94 190ZM102 188H103V187H102ZM104 188H105V187H104ZM108 188H109V187H108ZM154 188H153V189H154ZM171 188H175V187H172V186H171ZM181 188H182V186H181ZM194 188H196V187H194ZM203 188H204V187H203ZM211 188H212V187H211ZM211 188H209V191H210ZM218 188H217V189H218ZM221 188H222V187H221ZM230 188H227V189H228V190H231ZM243 188H244V187H243ZM1 189H3V188L1 187ZM4 189H3V191H4ZM27 189H26V190H27ZM30 189H31V188H30ZM37 189H39V186H37ZM42 189H43V188H42ZM42 189H41V190H42ZM61 189H62V188H61ZM88 189H89V188H88ZM106 189H107V188H106ZM129 189H130V188H129ZM133 189L135 190V188H133ZM133 189H132V191H134ZM139 189H140V188H138V191H139ZM178 189H179V188H178ZM182 189H183V188H182ZM187 189H188V188H187ZM197 189H198V188H197ZM251 189H252V188H251ZM257 189L259 190L260 188L257 187ZM47 190H48V189H46L45 191L47 192ZM49 190H50V188H49ZM49 190H48V191H49ZM102 190H103V189H102ZM104 190H105V189H104ZM147 190H148V189H147ZM151 190H152V189H151ZM175 190H176V189H175ZM179 190H181V189H179ZM199 190H200V191H203L204 189H203V190L199 189ZM199 190H197V191H198V194H199ZM206 190H207V189H206ZM211 190L213 191L214 189H211ZM221 190H222V189H221ZM223 190L225 191V189H223ZM235 190H237V189H235ZM242 190H243V189H242ZM253 190H255V189H253ZM3 191H2V192H3ZM28 191H29V189H28ZM28 191H27V192H28ZM31 191H33V190H31ZM35 191H36V190H35ZM37 191H38V190H37ZM60 191H61V190H60ZM82 191L85 192L86 190H83V189H82ZM87 191H88V190H87ZM87 191H86V194H87ZM89 191H90V189H89ZM96 191H97V190H96ZM100 191H101V190H100ZM119 191H121V190H119ZM128 191H129V190H128ZM128 191L126 190V192H128ZM145 191H146V190H145ZM154 191H155V194H156L158 190H157V191H156V190H153L152 193H150V192H148V193L151 195V194L154 193ZM159 191H160V189H159ZM166 191H167V190H166ZM168 191H169V186H168ZM170 191H171V189H170ZM177 191H178V190H177ZM183 191H184V190H182V191H181V194L178 195L181 199H182V197H183V196H182V192H183ZM224 191H223V192H224ZM233 191H234V189H233ZM237 191H238V190H237ZM240 191H241V190H240ZM263 191H264V190H263ZM263 191H262V194L264 193ZM40 192H41V191H40ZM52 192H53V191H52ZM64 192H65V191H64ZM80 192H81V190H80ZM184 192H186V191H184ZM189 192H190V191H189ZM189 192H187V193L190 194L191 192H190V193H189ZM204 192H205V190H204ZM204 192H203V193H204ZM223 192H219V193H222V194H223ZM228 192H229V193L227 194V196H229L228 198H230V193H231L232 191H228ZM234 192L236 193V191H234ZM234 192H233V193H234ZM242 192H243V191H242ZM253 192L256 193L257 190H256V191H253ZM253 192L251 191V194H252ZM260 192H261V189H260V191H258V193L261 195ZM3 193H4V192H3ZM25 193H26V192H25ZM35 193H36V192H35ZM37 193H38V192H37ZM37 193H36L35 196H37ZM41 193H42V192H41ZM53 193H54V192H53ZM59 193H60V192H59ZM88 193H89V192H88ZM163 193H164V192H163ZM170 193H171V192H170ZM173 193H175V192H173ZM173 193H172V195H173ZM177 193H180V191H179V192H176V195H177ZM187 193H185L186 195L184 194L186 197H187V195H188ZM207 193H208V192H207ZM207 193H206V194H207ZM211 193H212V192H211ZM216 193H217V192H216ZM225 193H226V191H225ZM239 193H241V192H239ZM246 193H248V192H246ZM26 194H27V193H26ZM43 194H44V193H42V195L39 194L38 197H39V198L42 197ZM50 194H51V193H50ZM78 194H79V193H78ZM84 194H85V193H84ZM96 194H97V193H96ZM121 194H122V192H121ZM121 194L119 193L120 196H121ZM130 194H132L131 191H130L129 195H130ZM133 194H134V193H133ZM135 194H137L136 191H135ZM141 194H142V193H141ZM141 194H139V196H141ZM144 194H145V193H144ZM146 194H147V192H146ZM146 194H145V195H146ZM157 194H158V193H157ZM157 194H156V197H155V198H158V197H157ZM168 194H169V192H168ZM195 194L197 195V193L194 192V197L196 196ZM213 194H214V193H213ZM231 194H232V193H231ZM249 194H250V193H249ZM253 194H254V193H253ZM40 195H41V196H40ZM44 195H45V194H44ZM46 195H47V194H46ZM46 195H45V196H46ZM48 195H49V194H48ZM60 195H62V193H61ZM60 195H59V197H61ZM91 195H92V194H91ZM123 195H124V194H123ZM129 195H128V196H129ZM142 195H143V194H142ZM147 195H148V194H147ZM176 195H174V196L176 197ZM180 195H181V196H180ZM204 195H205V194H204ZM209 195H210V194H208V196H209ZM215 195H217V194H215ZM236 195H237L236 197H239V196H238V193H237ZM242 195H243V194H242ZM244 195H245V194H244ZM244 195H243V197H244ZM257 195H258V194L256 193V196L254 195V197L256 198ZM1 196H2V195H1ZM3 196H4V195H3ZM3 196H2V197H3ZM29 196H31V195H29ZM33 196H34V193H33ZM56 196H58V195H56ZM62 196H63V195H62ZM76 196H77V195H76ZM81 196H82V194H81ZM83 196H84V195H83ZM87 196H88V195H87ZM124 196H126V195H124ZM124 196H123V197H124ZM128 196H127V197H128ZM133 196H135L136 203H137V201H139L140 198H142V197L139 198L138 195H133ZM137 196H138V197H137ZM152 196H154V195H152ZM152 196H151V197H152ZM170 196H171V195H169L168 198H170ZM200 196H201V192H200ZM212 196H214V195H212ZM212 196H210V197H212ZM218 196H219V197H222L223 195L220 196V195L218 194ZM218 196H215V197L217 198ZM232 196H234V195H232ZM261 196H262V195H261ZM263 196H264V194H263ZM26 197H27V195H26ZM26 197H25V198H26ZM43 197H44V196H43ZM48 197H49V196H48ZM63 197H64V196H63ZM95 197H96V196H95ZM95 197H94V198H95ZM117 197H118V196H117ZM127 197L124 198V199H126V202L130 200L131 203H132V199H133V197H132V199H131V197H130V198H129V197L127 198ZM145 197H147V196H144V198H145ZM151 197H150V199H151ZM179 197H178V199H179ZM188 197H189V196H188ZM204 197H205V196H204ZM215 197H214V198H215ZM223 197H225V194H224ZM243 197L240 196V198H243ZM252 197H253V196H252ZM252 197H251V198H252ZM254 197L252 198V201H254V200H253ZM3 198L5 199V197H3ZM54 198H55V196H54ZM82 198H83V197H82ZM97 198H98V197H96V199H97ZM136 198H139V199L137 200ZM153 198H154V197H153ZM155 198H154V199H155ZM165 198H166V197H165ZM171 198L173 199V197H171ZM171 198H170V199H171ZM176 198H177V197H176ZM176 198H175V200H176ZM184 198H185V197H184ZM216 198H215V199H216ZM225 198L228 199L227 197H225ZM225 198H224V199H225ZM240 198H239V199H240ZM258 198H259V197H258ZM263 198H264V197H263ZM6 199H7V198H6ZM33 199H34V198H33ZM37 199H38V198H37ZM44 199H45V198H44ZM52 199H53V198H52ZM59 199H60V198H59ZM59 199L57 200L58 203H62V202H60L61 200L59 201ZM77 199H78V198H77ZM80 199H81V198H80ZM90 199H92V196H91ZM102 199H103V198H102ZM115 199H116V198H115ZM127 199H129V200H127ZM142 199H143V198H142ZM150 199H149V200H150ZM166 199H167V198H166ZM166 199H165V200H166ZM170 199H169V200H170ZM172 199H171V200H172ZM191 199H192V198H191ZM212 199H213V197H212ZM221 199H222V198H221ZM221 199H220V201H221ZM226 199H225V200H226ZM231 199H232V198H231ZM239 199H238V200H239ZM245 199H246V198H245ZM256 199H257V198H256ZM0 200H1V198H0ZM34 200H35V199H34ZM34 200H33V201H34ZM39 200H40V199L35 200V201L39 202ZM41 200L44 201L42 198H41ZM48 200H49V199H48ZM48 200H47V201H48ZM135 200H134V201H135ZM143 200H144V199H143ZM145 200H146V199H145ZM183 200L185 201V199H182V201H183ZM188 200H189V199L187 198L186 201H188ZM192 200H193V199H192ZM192 200H191V201H192ZM202 200H204V199H202ZM202 200H200L201 202H200L199 200H197V201L200 202L201 205H202V203H203ZM222 200H223V199H222ZM238 200H237V198H236V201H238ZM242 200L244 201V203L247 202V204H250L249 201H248V200H250V198H249L248 200L246 199V201H245L244 199H242ZM263 200H264V199H263ZM7 201L4 200L3 202H6V203H7ZM29 201H30V199H29ZM31 201H32V200H31ZM33 201H32V202H33ZM35 201H34V204L30 202L31 204H33V205H32V208H31V206L28 207L30 210L33 209V206H35ZM42 201H40L38 204L42 205V204H41ZM45 201H46V200H45ZM45 201H44V203H46ZM53 201H54V200H53ZM63 201H64V200H63ZM74 201H76V200L74 199ZM92 201H93V199L90 201V203H91ZM96 201H97V200H96ZM99 201H100V200H99ZM99 201H98V202H99ZM102 201H103V200H102ZM106 201H107V200H106ZM123 201H124V200L122 199V202H123ZM134 201H133V202H134ZM155 201H156V200H155ZM157 201H159V200H157ZM167 201H168V199H167ZM179 201H181V200H179ZM179 201H178V202H179ZM197 201H194L195 204H194L193 202H191V203H193V206L196 205V204H199V203H197ZM217 201H218V200H217ZM226 201H227V200H226ZM229 201H232V200H229ZM229 201H228V202H229ZM243 201H239V202H240V203H241V202L243 203ZM252 201L250 200V202H252ZM258 201H259V200H258ZM260 201L262 202V200H260ZM260 201H259V202H260ZM3 202H2V203H3ZM54 202H55V201H54ZM77 202H80V200L77 201ZM104 202H105V197H104ZM120 202H121V201H120ZM120 202H117V205H118V206H119L120 204H121L120 206H122V203H120ZM139 202H140V201H139ZM147 202H149V201H147ZM151 202L154 203V201H152V200H151ZM160 202H161V201H160ZM168 202H169V201H168ZM170 202H171V201H170ZM170 202H169V204H170ZM189 202H190V201H189ZM224 202H225V201H224ZM224 202H223V203H224ZM228 202H227V203H228ZM254 202H255V201H254ZM259 202H258V204L260 205ZM12 203H13V202H12ZM22 203H23V202H22ZM22 203H21V204H22ZM63 203H64V202H63ZM75 203H76V202H75ZM92 203H93V202H92ZM95 203H96V202H95ZM95 203H94V204H95ZM101 203H102V202H101ZM118 203H120V204H118ZM123 203H125V201H124ZM136 203H134V205H135ZM140 203L144 204L145 201H144V202H140ZM149 203H150V202H149ZM162 203H163V201H162ZM162 203H160V204L158 203V204L161 205ZM164 203H165V201H164ZM176 203H177V202H176ZM179 203H182V202H179ZM223 203H222V204H223ZM242 203H241V206H239V203H237V204H238L237 206L242 207V206H243ZM0 204H1V203H0ZM31 204H30V205H31ZM50 204H51V203H50ZM77 204H78V203H77ZM80 204H81V203H80ZM80 204H79V205H80ZM98 204H100V203H98ZM106 204H107V203L105 202V205H106ZM150 204H151V203H150ZM156 204H157V202H156ZM156 204H154V205H156ZM165 204H168V203L166 202ZM231 204H232V203L230 202V206L232 207L233 205H231ZM234 204H236V203H234ZM247 204H245V205H247ZM258 204H257V203H256V204H255V203L253 204V202H252V205H255V206H256V205H258ZM36 205H37V203H36ZM53 205H54V203H53ZM53 205H52V206H53ZM57 205H59V204H57ZM62 205H63V204H62ZM62 205H61V207H62ZM75 205H76V204H75ZM79 205H78V206L76 205V206L79 207ZM83 205H84V204H83ZM103 205H104V203H103ZM103 205H102V206H103ZM109 205H110V204H109ZM123 205H124V204H123ZM128 205H129V204H128ZM128 205H127V203H126V206H128ZM130 205H131V204H130ZM137 205H138V204H137ZM140 205H141V204H140ZM147 205H148V204H147ZM163 205H164V204H163ZM163 205H162V208H163ZM181 205H182V204H181ZM185 205H186V204H185ZM188 205L190 206V203H189ZM188 205H187V206H188ZM226 205H227V204H226ZM259 205L256 206V207L258 208ZM262 205H263V203H262ZM28 206H29V205H28ZM54 206H55V205H54ZM59 206H60V205H59ZM96 206H97V205H96ZM135 206H136V205H135ZM142 206H143V205H142ZM144 206H146V205L144 204ZM148 206H149V205H148ZM176 206H177V205H175V208H177ZM205 206H206V204H205ZM205 206H204V203H203V208H204ZM228 206H229V205H228ZM230 206H229V207H230ZM235 206H236V205H235ZM247 206H248V205H247ZM249 206H250V205H249ZM249 206H248V207H249ZM255 206H254V208L256 209ZM39 207H40V206L38 205V207H36V208L38 209ZM42 207H43V206H42ZM42 207L39 208V209H42L41 211L44 212ZM44 207H45V206H44ZM64 207H65V206H64ZM67 207H68V205L66 206V209H65V210L63 209V210L66 211V210H67ZM97 207H98V206H97ZM97 207H96V209H98ZM104 207H105V206H103V208H104ZM111 207H112V206H110V208H111ZM113 207H117V206L115 205V206H113ZM124 207H125V206H124ZM140 207H141V206H140ZM140 207H139V208H140ZM151 207H152V206H151ZM166 207H167V206H166ZM179 207H180V206H179ZM195 207H197V206H195ZM198 207H199V206H198ZM198 207H197V208H198ZM210 207H211V206H210ZM251 207L253 208V206H251ZM260 207H261V206H260ZM48 208H49V207H48ZM48 208H47V209H48ZM54 208H56V207H54ZM94 208H95V207H93V209H94ZM120 208H121V207H120ZM127 208H128V207H127ZM129 208H130V207H129ZM134 208H135V207H134ZM137 208H138V207H137ZM139 208H138V209H139ZM145 208H146V207H145ZM145 208H144V210H146ZM183 208H184V205H183ZM183 208H181V209H182V211L185 213L186 210L184 209V210H185V211H184ZM185 208H187V210H188V207H185ZM191 208H192V206H191ZM193 208H194V207H193ZM233 208H234V207H233ZM244 208H245L244 211H249V209H250V207H249L248 210H247V209H246V206H245ZM244 208H243V209H244ZM252 208H251V209H252ZM51 209H52V208H51ZM57 209H58V208H57ZM61 209H62V208H61ZM61 209H60V210H61ZM70 209H71V207L69 206V210H70ZM79 209H80V208H79ZM96 209H94V211H95ZM111 209H113V208H111ZM111 209H110V210H111ZM114 209H116V208H114ZM117 209H118V207H117ZM117 209H116L115 211H117L118 213H120L119 210H117ZM140 209H141V211L143 210L142 208H140ZM140 209H139V210H140ZM149 209H150V206H149ZM153 209L155 210V208H153ZM159 209H160V208H159ZM166 209H167V208H166ZM172 209H173V208H172ZM199 209H202V208L199 207L198 210H199ZM210 209H211V208H210ZM236 209H237V208H236ZM236 209H234V210H236ZM239 209H240V208H238V211H239V213H240L241 210H239ZM255 209H254V210H255ZM261 209H262V208H261ZM30 210H29V212H33V211H30ZM54 210H55V209H54ZM69 210H67V211L64 212V213L67 214V212H68V213L70 214L71 217H74V216L69 212ZM108 210H109V209H108ZM127 210H128V209H127ZM127 210L123 211V214H124V212H127ZM132 210H133V209H132ZM134 210H135V209H134ZM139 210H138V213H141V212H139ZM150 210H151V209H150ZM156 210H157V209H156ZM156 210H155V213H154V211H153L152 213L157 214V213H156ZM163 210H164V209H163ZM179 210H180V209H179ZM192 210H193V209H192ZM212 210H213V209H212ZM212 210H211V211H212ZM252 210H253V209H252ZM34 211H35V210H34ZM36 211H38V210H36ZM41 211H40V212H41ZM45 211H46V210H45ZM101 211H102V210H101ZM101 211H96V212H101ZM104 211H105V210H104ZM111 211H112V212H115V211H113V210H111ZM111 211H110V212H111ZM135 211H136V210H135ZM147 211H148V209H147ZM147 211H146V212H147ZM168 211H170V210H168ZM172 211L174 212V209H173ZM224 211H225V210H224ZM236 211H237V210H236ZM236 211H235V214H236ZM244 211H243V213H244ZM40 212H39V214H40ZM96 212H95V213H96ZM108 212H109V211H108ZM112 212L109 213V214L112 215V214H113ZM142 212H143V211H142ZM144 212H145V211H144ZM144 212H143V213H144ZM146 212H145V213H146ZM158 212H160V211H158ZM180 212H181V211H180ZM183 212H182V213H183ZM190 212H191V211H190ZM192 212H195V211H192ZM192 212H191V213H192ZM196 212H197V210H196ZM204 212H205V211H204ZM225 212H226V211H225ZM232 212H233V211H232ZM62 213H63V211H62ZM115 213H116V212H115ZM115 213H114V214H115ZM118 213H117V214H118ZM121 213H122V212H121ZM127 213H128V212H127ZM132 213H133V212H132ZM138 213L136 212V216H137V217H135V221H136V222H134V223H137V220H138L137 218H138V217L140 218V216H141V215H140V216L137 215ZM164 213H165V212H162V215H164ZM168 213H169V212H168ZM174 213H177V212H174ZM182 213H180V215H181ZM209 213H210V212H209ZM211 213H213V212H211ZM228 213H229V211H228ZM246 213H247V212H246ZM250 213H251V212H250ZM253 213H254V212H253ZM4 214H6V213H4ZM4 214H2V215H4ZM30 214H31V213H30ZM41 214H42V213H41ZM47 214H49V213L46 212V215H47ZM50 214H51V213H50ZM54 214L58 215L57 213H54ZM59 214H61V213L59 212ZM69 214H68V215H69ZM97 214H98V213H97ZM102 214H105L104 216H106V215H107V211H106V213H104V212L100 213V215H102ZM109 214H108L107 216H109ZM117 214H116V215H113V217H116ZM149 214H150V212H148V215H149ZM166 214H167V213H165V215H166ZM169 214H170L171 217H172V214H171V213H169ZM186 214H187V212L185 213V215H186ZM188 214H189V213H188ZM198 214H199V212H198ZM198 214H197V215H198ZM206 214H207V216H208V212H207ZM213 214H214V213H213ZM221 214H222V212H221ZM224 214H225V213H224ZM224 214H223V215H224ZM226 214H227V213H226ZM229 214H230V213H229ZM240 214H241V213H240ZM261 214H262V213H260V215H261ZM10 215H11V214H9V216H10ZM32 215H33V213H32ZM34 215H36V214H34ZM56 215H54V216H56ZM68 215H67V216H68ZM86 215H87V214H86ZM90 215H92V214L90 213ZM90 215H89V216H90ZM93 215H94V213H93ZM100 215L98 214L97 216H100ZM118 215H119V214H118ZM121 215H122V214H121ZM121 215H119V216L117 217V218H118V222H119V221L121 222V223H119V225L123 223L122 220H119V219H120L119 217H122ZM128 215H129L130 217L126 215L125 218H127V219L124 220V221H126V222H127V220H128L129 218H131V214H128ZM132 215H134V214H132ZM142 215H144V214H142ZM148 215H146V216H148ZM185 215L183 214V216H184L183 218H182V215H181V218L184 219V218H185ZM201 215H202V212H201ZM214 215H215V214H214ZM223 215H221V217H222ZM244 215H245V214H244ZM246 215H247L246 217L249 216L248 214H246ZM7 216H8V215H5V216H1V215H0V217H3V220H6ZM11 216H14V215H11ZM40 216H41V215H40ZM43 216H44V215H43ZM48 216H49V215H48ZM51 216H52V215H51ZM59 216H60V215H59ZM59 216H58V218H59ZM63 216H64V214H63ZM67 216H66V217H67ZM95 216H96V214H95ZM97 216H96V217H97ZM107 216L105 217L106 219H105V218H103V219H104V220H108V219H110L111 216H110L109 218H108ZM146 216H145V217H146ZM156 216H157V215H153V217H156ZM159 216H160V215H159ZM159 216H158V217H159ZM166 216H167V215H166ZM192 216H193V215H192ZM204 216H205V215L203 214V217H204ZM216 216H217V215H216ZM224 216H225V215H224ZM224 216H223L224 219L222 218L223 220L220 218V216H219V219H218V217H217L218 221H219V220H222V221H219V222H220L219 225H222L221 222L224 223V221H225V223L222 225V227L224 228L223 232L225 231V227H224V225H227L228 223H230V225H232V219H231L230 217H228V218H230V219H228V220H231V222H229L227 219L225 220V217H224ZM228 216H229V215H228ZM235 216H236V218L238 219V217H237L238 215H235ZM241 216H242V214H241ZM254 216H255V215H254ZM261 216L263 217L264 214L261 215ZM14 217H15V216H14ZM16 217H17V216H16ZM44 217H45V216H44ZM71 217H70V218H71ZM90 217H92V216H90ZM102 217H103V216H102ZM113 217H112L113 220L110 219V222H111V221H114L115 224H117V223H118V222H116L117 220H114V219H116V218H113ZM128 217H129V218H128ZM167 217H169V215H168ZM171 217H169V218H171ZM178 217H179V216H178ZM189 217H190V216H189ZM209 217H210V215H209ZM226 217H227V216H226ZM242 217H243V216H242ZM257 217H258V216H257ZM257 217H256V218H257ZM4 218H5V219H4ZM8 218H9V217H8ZM8 218H7V219H8ZM10 218H11V217H10ZM42 218H43V217H42ZM45 218H46V217H45ZM53 218H54V217L52 216V220H54ZM55 218H57V217H55ZM70 218H69V216H68V219H70ZM86 218H88V216H87ZM141 218H142V217H141ZM146 218H148V217H146ZM146 218H145V219H146ZM200 218H201V217H200ZM210 218H211V217H210ZM234 218H235V217H233V219H234ZM239 218H240V216H239ZM252 218H253V217H252ZM252 218H251V220H252ZM0 219H1V220H0V222H1V221H2V218H0ZM66 219H67V218H66ZM68 219H67V220H68ZM73 219H74V218H73ZM83 219H84V218H83ZM89 219H90V218H89ZM96 219L100 221L102 218H101V219H100V218L98 219V217H97ZM96 219H95V218H94V220L91 219V220H92V223H93ZM103 219H102V220H103ZM122 219H124V217H123ZM133 219H134V217H133ZM148 219H149V218H148ZM148 219H147V220H148ZM153 219H154V218H153ZM153 219H152V220H153ZM155 219H156V218H155ZM163 219H164V216H163ZM165 219H166V218H165ZM182 219H181V221H182ZM188 219H189V218H188ZM190 219H191V218H190ZM206 219H207V218H206ZM206 219H205V221H206ZM215 219H216V218H215ZM217 219H216V222H217ZM237 219H234L233 221H238V222H239V219H238V220H237ZM243 219H244V217H243ZM249 219H250V218H249ZM253 219H254V218H253ZM257 219H258V218H257ZM261 219H262V218H260V220H261ZM16 220L20 221L19 219H16ZM63 220H65V217H64V219L61 218V219H57L56 221H59V222L61 223V221H63ZM71 220H72V218H71ZM85 220H87V219H85ZM91 220H90V222H91ZM102 220H101L100 222H102ZM131 220H132V219H131ZM142 220H144V219L142 218ZM142 220H141V221H142ZM147 220H144L143 224H144V223H147V222H145V221H147ZM167 220H170V219H167ZM176 220H178V219H176ZM179 220H180V219H179ZM179 220H178V221H179ZM193 220H194V219H193ZM197 220H198V218H197ZM207 220H208V219H207ZM260 220H259V221H260ZM8 221L10 222V221H12V220H11V219H8ZM13 221H14V220H13ZM49 221H50V217H49ZM73 221H74V220H73ZM73 221H72V223H74V225H75L76 222H73ZM88 221H89V220H88ZM128 221H129V220H128ZM132 221H134V220H132ZM138 221H139L138 223H140V220H138ZM154 221H155V220H154ZM154 221H153V222L151 221V222H152V223H155ZM161 221H162V220H161ZM161 221H160V222H161ZM171 221H172V220H171ZM178 221H176V222L178 223ZM185 221L187 222V219H186ZM189 221L191 222V220H189ZM214 221H215V220H214ZM226 221H228L227 224H226ZM243 221H244V220H243ZM243 221H242V222H243ZM247 221H249V220H247ZM252 221H253V220H252ZM254 221H255V220H254ZM254 221H253V222H254ZM256 221H258V220H256ZM262 221H263V219L261 220V222H262ZM16 222H17V221H16ZM52 222H53V221H52ZM54 222H55V220H54ZM59 222H58V223H59ZM95 222H96V221H95ZM100 222H99V223H100ZM107 222H109V220H108ZM107 222H105V223H107ZM114 222H113V224H114ZM126 222H124V225H125ZM129 222H130V221H129ZM129 222H128V224L126 223V224H127V225L125 226L126 228H127L128 225H130ZM148 222H149V221H148ZM151 222H150V224H151ZM157 222H159V221H157ZM164 222H166V220H165ZM172 222H175V221L173 220ZM172 222H171V223H172ZM179 222H180V221H179ZM198 222H199V221H198ZM209 222H210V221H209ZM211 222H212V221H211ZM7 223H8V222H6V224H7ZM12 223H13V222H12ZM58 223H57V225H58ZM66 223H67V221H66ZM82 223H83V222H82ZM82 223L80 222L81 225H82ZM96 223H97V222H96ZM99 223H97V224H99ZM130 223H132V222H130ZM166 223H167V222H166ZM166 223H165V227H166L170 222H169L167 225H166ZM181 223L183 224L184 222H181ZM181 223H180V224H181ZM191 223H192V222H191ZM195 223H196V220H195ZM213 223H214V222H213ZM240 223H241V222H240ZM240 223H239V225H236V227L239 226L240 229H241ZM256 223H257V222H256ZM4 224H5V222H3V225H4ZM8 224H9V223H8ZM8 224H7V225H8ZM13 224H15V221H14ZM13 224H12V225H13ZM64 224H65V223H63V225H64ZM83 224H84V223H83ZM85 224H86V222H85ZM85 224H84V225H85ZM108 224H109V223H108ZM111 224H112V222H111ZM132 224H133V223H132ZM143 224H142V225H143ZM155 224H156V223H155ZM160 224H162V223H160ZM192 224H193V223H192ZM202 224H203V223H202ZM202 224H201V225H202ZM206 224H208V222H207ZM214 224H215V223H214ZM217 224H218V223H216V224L214 225V227H215V226L217 227ZM233 224H235V223L233 222ZM236 224H237V223H236ZM242 224H243V223H242ZM249 224H250V223H249ZM249 224H246V225H249ZM258 224H259V223H258ZM7 225H6V226H7ZM12 225H11V226H12ZM33 225H34V224H33ZM60 225H61V224H60ZM71 225H72V224H71ZM81 225L79 226V223H78V227H77V228L81 227ZM86 225H87V224H86ZM91 225H92V224H91ZM124 225H123V226H124ZM133 225L136 226V225H139V224H136V225L133 224ZM144 225H145V224H144ZM146 225H147V224H146ZM146 225H145V227L147 228ZM148 225H149V224H148ZM152 225H154V224H152ZM158 225H159V224H158ZM172 225L175 226L174 223L171 224V225H169V226L171 227ZM196 225H197V224H196ZM199 225H200V224H198V226H199ZM201 225H200V227H201ZM203 225H204V224H203ZM208 225H209V224H208ZM253 225H257V224H251L250 226L252 227ZM0 226H1V224H0ZM4 226H5V225H4ZM4 226H2V232H3V228H4ZM8 226H9V225H8ZM8 226H7V227H8ZM14 226H15V225H14ZM34 226H36V225H34ZM34 226H33V227H34ZM55 226H56V224H55ZM61 226H62V225H61ZM69 226H70V224H69ZM75 226H77V224H76ZM107 226H108V225H107ZM110 226L113 227L114 225H109V227H110ZM131 226H132V225H131ZM131 226H130V227H131ZM139 226H140V225H139ZM139 226H138V227H134V228H136L135 230H138V231H139V229H140ZM149 226H150V225H149ZM154 226H155V225H154ZM163 226H164V224H163ZM174 226H173V227H174ZM176 226H177V225H176ZM212 226H213V225H212ZM212 226H211V227H212ZM242 226H245V225H242ZM250 226H248V227L251 229ZM257 226H258V225H257ZM7 227H6V228H7ZM30 227H32V226H30ZM33 227H32V229H33ZM37 227H38L37 230H39V228H41V226L39 227V225H37ZM42 227H43V226H42ZM51 227H52V226H51ZM53 227H54V226H53ZM57 227L60 228L59 225H58ZM62 227L65 228V226H62ZM67 227H68V225H67ZM67 227H66V228H67ZM85 227H86V226H85ZM105 227H106V225H105ZM105 227L103 226V230H104ZM111 227H110V228H111ZM116 227H117V226H116ZM121 227H122V226H121ZM132 227H133V226H132ZM165 227H164V228H165ZM167 227H168V226H167ZM170 227L165 228V229H167V230H165L167 233H169V232L171 233V231H173V230H172L173 228H170ZM181 227H183V225H181ZM181 227L179 226V229H180ZM216 227H215V228H216ZM228 227H229V226H228ZM231 227H232V226H231ZM233 227L235 228V225H234ZM233 227H232L231 229H233ZM258 227H259V226H258ZM258 227H257V228H258ZM13 228H14V227H12L11 229H13ZM54 228H56V227H54ZM66 228H65V229H66ZM70 228H71V227H68L67 229H70ZM77 228H75V229H77ZM83 228H84V227H83ZM110 228H108V229H109V230H112V229H113V228H112V229H110ZM128 228H129V227H128ZM134 228H130V229H132V230H130V231L132 232V231L134 230ZM155 228H156V226H155ZM159 228H160V227H159ZM169 228H170V229H169ZM193 228H194V227H193ZM201 228H202V227H201ZM208 228H209V227H208ZM212 228H213V227H212ZM212 228H211V229L209 228L210 230L208 229V232L212 231ZM215 228H214V229H215ZM242 228H243V227H242ZM252 228L255 229V230H252V229H251L252 231H256V230H257V228H254V227H252ZM261 228H262V227H259V229H261ZM4 229H5V228H4ZM48 229H49L48 232H50V233H54V231H52V230H51L52 232L50 231V228H47V230H48ZM51 229H52V228H51ZM65 229L61 228V229H58V231H59V230H65ZM105 229L108 231L107 228H105ZM115 229H117V228H115ZM121 229H122V228H121ZM143 229H144V228H143ZM150 229H151V228H150ZM152 229L154 230L153 227H152ZM161 229H163V228H161ZM168 229H169V230H168ZM174 229L176 230L177 228L174 227ZM186 229L193 230V229L191 228V226H190V228H189V225H188V228H187V227L185 228L184 232L186 231ZM204 229L207 230V228H204ZM214 229H213L214 234H215V231H216V233H219L218 231H220V229L218 230V227L216 228L217 230L215 229V231H214ZM227 229H228V228H227ZM231 229H230V230H231ZM236 229H238V228H236ZM245 229H246V228H245ZM262 229H264V228H262ZM5 230H6V229H5ZM9 230H10V228H9ZM9 230H6V231H9ZM47 230H46V231H47ZM78 230H79V229H78ZM83 230H84V229H83ZM83 230H82V231H83ZM87 230L89 231L88 228H87ZM113 230H114V229H113ZM119 230H120V229H119ZM119 230H118V231H119ZM122 230H123V229H122ZM126 230H127V229H126ZM146 230H147V229H146ZM148 230H149V227H148ZM153 230H152V231H153ZM170 230H171V231H170ZM177 230H178V229H177ZM190 230H189V231H190ZM195 230H197V229H195ZM195 230H194L193 232H196ZM206 230L204 231L205 233H202V232H201V233L203 234V237H204L203 239H206V238H207L206 241H208V235H210V237H211V236L213 235V233H212V235H211V234H208L207 237L205 238L204 234H207V233H208V232L206 233ZM243 230H244V229H243ZM246 230L248 231V229H246ZM246 230H245V231H246ZM251 230H250L249 232H251ZM6 231H5V232H6ZM10 231H11V230H10ZM16 231L18 232L19 230H16ZM32 231H33V230H32ZM34 231H35V229H34ZM34 231H33V232H34ZM43 231H45V230H43ZM46 231H45V232H46ZM55 231H56V232H55L54 234H52V235H54V236H56L55 234H57V230H56V229H55ZM65 231L67 232L68 230H65ZM74 231H75V230H74L73 227H72V228L70 229V232H69L68 235H70V233H71V232L73 233ZM79 231H81V230H79ZM79 231H76L77 233H74V235H78V234L80 233ZM84 231H85V230H84ZM84 231L81 232V233L84 234V233H85ZM101 231H102V230H101ZM107 231H105V232L107 233ZM115 231H116V232H115ZM115 231H114V232H115L116 234H118V233L120 232V231L117 232V230H115ZM123 231H124V230H123ZM130 231H129V232H130ZM140 231H141V230H140ZM163 231H164V230H163ZM178 231H179V230H178ZM180 231H182V228H181ZM201 231H203V230L201 229ZM228 231H229V230H228ZM234 231H235V230H234ZM237 231H238V230H237ZM239 231H240V230H239ZM247 231H246V232H247ZM257 231H258V230H257ZM261 231H262V230H261ZM263 231H264V230H263ZM0 232H1V230H0ZM5 232H4V233H5ZM11 232H12V231H11ZM17 232H16V236H17V234H18ZM19 232H20V231H19ZM33 232H31V233H32V234H35V232H36V234H37V232H40V231H35L34 233H33ZM45 232H44V233H45ZM60 232H63V231H60ZM60 232H58V233H60ZM66 232H65V234L67 235ZM90 232H91V231H89L88 233H90ZM102 232H103V231H102ZM109 232H110V231H109ZM126 232H127V231H126ZM126 232H125V233H126ZM129 232H127V233H129ZM145 232H146V231H145ZM147 232L150 233V230L147 231ZM153 232H154V231H153ZM153 232H152V234H153ZM156 232H157V231H156ZM156 232H155V235H158V233L156 234ZM160 232H162V231H160ZM166 232H165V233L162 232V233H160V234H162V235H163V234L166 235V234H167ZM173 232H174V231H173ZM187 232H188V231H187ZM191 232H192V231H191ZM231 232H233V231L231 230ZM240 232H242V231H240ZM243 232H244V231H243ZM243 232H242V233H243ZM249 232H247V233H249ZM258 232H260V231H258ZM6 233H7V232H6ZM14 233H15V231L13 230V234H12L13 236H15ZM20 233H21V232H20ZM40 233L42 234V232H40ZM98 233H99V232H98ZM106 233H102V234H105L104 237H105L107 234L109 235V233H107V234H106ZM120 233H121V232H120ZM127 233L124 235V237L127 236ZM133 233L135 234V231H134ZM133 233H132V234H133ZM137 233H138V232H137ZM142 233H143V231H142ZM177 233H178V232H177ZM181 233H183V232H181ZM199 233H200V231H199ZM227 233H228V232H227ZM227 233H225V234H227ZM251 233H252V232H251ZM261 233H264V232H261ZM8 234H9V233H8ZM21 234H22V233H21ZM36 234H35V235H36ZM62 234H64V233H62ZM65 234H64V236H65ZM85 234H87V231H86ZM90 234H91V233H90ZM90 234L87 235V238H85V240L88 239V238L90 237ZM96 234H97V233H96ZM96 234H95V235H96ZM102 234H101V235H102ZM110 234H111V233H110ZM113 234H114V233H113ZM132 234H130V236H132ZM134 234H133V238H134ZM171 234L175 235V233H171ZM179 234H180V233H179ZM195 234H196V233H195ZM219 234H220V233H219ZM219 234H218V235H219ZM222 234H223V233H222ZM222 234H221V237H220V238H223L222 236H224V235H222ZM231 234L233 235V233H231ZM231 234H229V235L232 237V239H233L234 237L236 238L235 235H234V237H233ZM234 234H235V233H234ZM240 234H241V233H240ZM243 234H244V233H243ZM252 234H254V232H253ZM256 234H257V233H256ZM2 235H3V233H2ZM5 235H7V234H5ZM10 235H11V234L7 235V236H9V237L4 236V235L1 236V237H7V238L9 239V238L12 236V235H11V236H10ZM18 235H19V234H18ZM37 235H38V234H37ZM47 235H49V234H47ZM47 235H46V236H47ZM50 235H51V234H50ZM91 235H92V234H91ZM97 235H100V233L97 234ZM108 235H107V236H108ZM119 235H120V234H119ZM162 235H161V236H162ZM173 235H172V237H174ZM185 235H186V234H185ZM196 235H197V234H196ZM196 235L194 236L195 239H196ZM218 235H215V236H217V238H218ZM227 235H228V234H227ZM227 235H225L224 237L226 238ZM229 235H228V236H229ZM263 235H264V234H263ZM13 236H12V238H13ZM32 236H33V235H32ZM43 236H44V235H43ZM57 236H58V234H57ZM57 236H56L55 239H59V238H60L59 236H58V238H57ZM60 236H62L61 233H60ZM88 236H89V237H88ZM122 236H123V232H122V235L119 236V237H122ZM175 236H177V234H176ZM188 236H190V234H189V235H186V237H188ZM200 236H201V234H200ZM200 236H199V237H200ZM230 236H229V238H230ZM237 236H238V235H237ZM257 236H258V235H257ZM35 237H36V236H35ZM35 237H33V240H34ZM51 237H52V236H50L49 239H50ZM77 237H78V236H77ZM77 237L75 236L76 239H79V238H80V236H79L78 238H77ZM81 237H82V235H81ZM83 237H85V235H84ZM91 237H93V236H91ZM94 237L97 238L96 236H94ZM94 237H93V238H94ZM109 237H110V236H109ZM148 237H149V235H148ZM163 237L168 238L167 235H166V236H163ZM169 237H171V235H170ZM177 237H178V236H177ZM177 237H176V238H177ZM212 237H213V236H212ZM238 237H240V236H238ZM238 237H237V239H234V241L239 240V241H241V243H242L243 240L238 239ZM241 237H242V239L244 238L243 236H241ZM249 237H250V236H249ZM252 237H255V238H256L255 235H254V236L252 235ZM260 237H261V235H260ZM260 237H257V238H260ZM262 237H263V236H262ZM7 238H5V239H7ZM14 238H16V240H18L17 238H21V236H20V237H19V236H18V237H14ZM23 238H24V236H23ZM41 238H42V237H41ZM41 238H39L38 240L41 241V240H40ZM53 238H54V237H53ZM62 238H63V237H62ZM72 238H73V237H72ZM93 238H92V239H93ZM99 238H100V237H99ZM105 238H107V237H105ZM105 238H103V236H101L100 241H101V239H105ZM127 238H129V237L127 236ZM136 238H137V237H135V239H133V241H135ZM156 238H158V237L156 236ZM166 238H165V239H166ZM191 238H192V237H191ZM200 238H202V236H201ZM217 238L214 237V239H213V238H212V239L215 240V239H217ZM229 238H228V240H230ZM247 238H248V237H247ZM255 238H254V239H255ZM257 238H256L255 240H256V241H259ZM1 239H2V238H1ZM5 239H4V240H5ZM21 239H22V238H21ZM21 239H19L18 242H19ZM42 239H43V238H42ZM65 239H66V238H65ZM65 239H64V238H63V239L60 238L59 240H61V241H68V240H69V239H67V240H65ZM80 239H81V238H80ZM82 239H84V238H82ZM90 239H91V238H90ZM107 239H108V238H107ZM109 239H110V238H109ZM130 239H131V238H130ZM150 239L152 240V238H150ZM160 239H161V238H160ZM169 239H170V238H169ZM172 239H173V238H172ZM186 239H187V240H192V239H190V238H186ZM186 239H185V241H186ZM210 239H211V238H209V240H210ZM244 239H245V238H244ZM248 239H249V238H248ZM4 240H3V241H4ZM35 240H36V239H35ZM46 240H47V238H46ZM46 240H42V242L44 243V242H46ZM53 240H54V239H53ZM94 240H95V239H93V241H94ZM98 240H99V239L97 238V241H98ZM112 240H114V239H112ZM158 240H159V238L156 239L157 242H158ZM163 240H164V239H163ZM196 240H197V239H196ZM196 240H195V242H196ZM198 240H199V239H198ZM213 240H212V241H213ZM221 240H222V242L224 243V241H225L226 239L223 238V239H221ZM228 240H227V241H228ZM246 240H247V239H246ZM252 240H253V238H251V240H248V241L253 242L254 240H253V241H252ZM260 240H264V239L261 238ZM5 241H6V243L8 242V240H5ZM5 241L1 244V246H0L1 248H5L6 245H9V242H8V244H6ZM9 241H10V239H9ZM22 241H23V240H22ZM36 241H37V240H36ZM48 241H49V240H48ZM50 241H52V238L50 239ZM55 241H56V240H55ZM55 241H52V243L54 242L53 244H55V243H56ZM61 241H60V242L58 241V242H59V244H57L58 247L55 245V248L57 247V250L60 249V246H61V245H62V246H65V245H63L64 242H63V244H62ZM97 241H96V242H97ZM109 241H110V240H108V242H109ZM121 241H122V240H121ZM121 241H120V242H121ZM123 241H124V240H123ZM130 241H131V240H130ZM130 241H128V242L130 243ZM143 241H144V240H143ZM148 241H149V240H148ZM154 241H155V240H154ZM156 241H155V242H156ZM161 241H162V240H161ZM161 241H159L158 244H161V243H160ZM168 241H169V240H167V242H168ZM178 241H180V239H179ZM178 241H176V242H178ZM182 241H183V240L181 239L180 242H182ZM185 241H183V243H185ZM193 241H194V240H193ZM193 241H192V243H194ZM206 241H204V242H206ZM218 241H220L219 238H218ZM227 241H226V242H227ZM234 241H232V242H234ZM256 241H254L253 244L255 243V245H256ZM23 242H24V241H23ZM30 242H32V239L30 240ZM33 242H34V241H33ZM69 242H70V240L68 241V243H69ZM98 242H99V241H98ZM101 242H102V241H101ZM103 242H104V241H103ZM108 242H107V243L105 242V243L107 244V246H108ZM128 242H126V243H128ZM135 242H136V241H135ZM155 242H154V244H155ZM157 242H156V243H157ZM164 242H166V241H164ZM164 242H163V246H164V244H165ZM169 242H171V239H170ZM180 242H179V243H180ZM189 242H190V241H189ZM189 242H188V243H189ZM216 242H217V241H216ZM222 242H220V243H222ZM226 242H225V243H226ZM251 242H250V244H251ZM263 242H264V241H263ZM10 243H11V242H10ZM35 243H36V242H34V245H31V243H30V245H31V246H34V247L36 248V244H35ZM38 243H39V242H38ZM48 243H49V242H48ZM48 243H46V244L44 243V244H45V245H44V248L51 247V246H49V245H51L50 243H49V245H48L47 247H45ZM68 243H67V245H68ZM70 243H72V241H71ZM126 243H125V246H124L123 244H122V246L126 247ZM133 243H134V242L130 243V245L132 244L130 247L133 246ZM147 243L150 244V242H147ZM151 243H152V242H151ZM179 243L176 244L177 247H178ZM214 243H215V242H213V244H214ZM220 243H219V245H220ZM234 243H235V242H234ZM234 243H233V244H234ZM245 243H246V241H245ZM245 243H243V244H244V247H245V245L247 246V244H245ZM260 243H261V242H260ZM18 244H19V243H18ZM20 244H21V248H22V247H23V246H22L23 243H20ZM20 244H19V245H20ZM32 244H33V243H32ZM53 244H52V247H51L50 249L54 251V248H53L54 245H53ZM99 244H100V243H99ZM115 244H116V243H115ZM137 244H138V243H137ZM142 244H143V243H142ZM168 244H169V243H168ZM202 244H203V243H202ZM216 244H217V243H216ZM216 244H215V245H216ZM226 244H227V243H226ZM230 244H231V243H230ZM233 244H232V245H233ZM239 244H240V243H239ZM239 244H238V245H239ZM248 244H249V243H248ZM253 244H252V245H253ZM258 244H259V242H258ZM262 244L264 245V243H262ZM13 245H15V244L13 243ZM13 245H12V246H13ZM39 245H40V244H39ZM41 245H42V244H41ZM67 245H66L65 247H66L67 250H68V248H69V247L71 248V246L68 247ZM101 245H102V244H101ZM112 245L114 246V242L112 243ZM116 245H118V244H116ZM139 245H140V244H139ZM156 245H157V244H156ZM156 245H154V246L156 247ZM170 245H171V244H170ZM180 245H181V244H180ZM185 245H186V244H185ZM196 245L199 246V245H201V244H196ZM207 245H208V244H207ZM209 245H210V244H209ZM236 245H237V242H236ZM236 245H235V246H236ZM240 245H241V244H240ZM252 245H250V246H252ZM259 245H260V244H259ZM12 246H11V247H12ZM37 246H38V244H37ZM62 246H61V247H62ZM72 246H73V245H72ZM107 246H106V247H107ZM120 246H121V245H120ZM122 246H121V247H122ZM142 246H143V245H142ZM145 246H147V245H145ZM145 246H144V248H145ZM150 246H152V245L150 244ZM154 246H152L153 248H151V247H150V248L153 250V249L155 248ZM158 246H159V245H158ZM158 246H157V247H158ZM163 246H162V247H163ZM181 246H183V245H181ZM211 246H212V245H211ZM224 246L226 247V245H224ZM227 246H228V245H227ZM235 246H234V247H235ZM260 246H262V245H260ZM11 247H7V248L9 249V248H11ZM40 247H41V246H40ZM42 247H43V245H42ZM121 247H120V248H121ZM157 247H156V248H157ZM160 247H161V246H160ZM160 247H158V248H160ZM177 247L175 248L176 250H177ZM193 247H194V246H193ZM221 247H222V249H223V246H221ZM232 247H233V246H232ZM236 247H237V246H236ZM239 247H240V246H239ZM242 247H243V246H242ZM242 247H241V249H242ZM19 248H20V247H19ZM19 248H18V249H19ZM44 248H43V249H44ZM52 248H53V249H52ZM58 248H59V249H58ZM66 248H64V250H65ZM80 248H82V247H80ZM80 248H79V249H80ZM83 248H84V247H83ZM83 248H82V250H83ZM102 248H103V247H102ZM102 248L99 249V247H98L99 250H101ZM128 248H129V247H128ZM133 248H134V246H133ZM163 248H164V247H163ZM181 248H182V247H180V249H181ZM185 248H186V246H185ZM206 248H207V247H206ZM206 248H204V249L206 250ZM213 248H214V245H213V247H211V251H212ZM215 248H217V247H215ZM226 248H228V247H226ZM237 248H238V247H237ZM237 248H235V249H234V248L231 249L232 252H233L234 250H236ZM247 248H248V247H247ZM251 248H252V247H251ZM22 249H23V248H22ZM22 249H21V250H22ZM36 249H38V248H36ZM36 249H35V250H36ZM43 249H42V251H43ZM50 249H49V250H50ZM61 249H62V251H63V247H62ZM61 249H60V252H61ZM115 249H117V248L115 247ZM122 249H123V248H122ZM122 249H121V250H122ZM125 249H126V248H125ZM196 249H198V248H196ZM204 249H203V250H204ZM209 249H210V247H209ZM220 249H221V248H220ZM220 249H219V251H218V252L220 253V255H221V253L223 254L225 251H227V249H226L225 251L222 250V249H221V250H222V251H221ZM224 249H225V248H224ZM244 249H245V248H244ZM244 249H242V252H244ZM256 249H257V248H256ZM256 249L254 248V245H253V249H252V250L255 251ZM2 250H3V249H2ZM11 250H12V248H11ZM14 250H15V246H14ZM14 250H12V251L14 252ZM39 250H40V249H39ZM49 250H47V251H49ZM55 250H56V249H55ZM67 250H66V251H67ZM82 250H81V252L83 253ZM84 250H85V249H84ZM109 250H110V248H109ZM109 250H108V251H109ZM111 250H112V249H111ZM130 250H132V249H130ZM134 250H135V249H134ZM142 250H143V249H142ZM142 250H141V251H142ZM158 250H159V249H158ZM158 250H157V252H158ZM185 250H186V249H185ZM216 250H217V249H216ZM237 250H239L238 252H240V249H239V248H238ZM237 250H236V251H237ZM260 250H261V249H260ZM260 250H259V252H260ZM6 251H7V250H6ZM44 251H45V250H44ZM44 251H43L42 253H44ZM85 251H87V250H85ZM96 251H98V250H96ZM112 251H114V250H112ZM116 251H117V250H115V252H116ZM119 251H120V250H119ZM119 251H118V252H119ZM135 251H136V250H135ZM141 251H140V253L142 254ZM153 251L156 253L155 249H154ZM169 251H170V250H169ZM171 251H174V250H171ZM179 251H181V250H179ZM206 251H207V250H206ZM206 251H205V252H206ZM220 251H221V252H220ZM223 251H224V252H223ZM229 251H230V250H229ZM229 251H227V252H229ZM245 251H246V253L248 252V250H245ZM254 251H253V252H254ZM257 251H258V250H257ZM3 252H5V251H3ZM9 252L11 253V251H9ZM16 252H19V254H20L21 251L18 250V251H16ZM16 252H14L13 254H15ZM37 252H39V251H37ZM40 252H41V251H40ZM51 252H52V251H50V253H51ZM60 252H59V251H55V252H53L52 254L48 253V254H49V255H48V254L46 253V251H45V253H44L45 255L42 254V255H44L43 257H41V255L38 256V258L41 257L39 262H41L42 264H46V263H47V264H50V262H51V264H53L51 260H52V259H55V260H56V259L59 257V255H60L59 253H60ZM67 252H68V251H67ZM94 252H95V251H94ZM94 252H93V254H94ZM100 252H101V251L97 252V254L95 253L96 256L94 257V259H95V258L97 259V256H99L98 253H100ZM110 252H111V251H110ZM131 252H133V251H131ZM145 252H147L146 249H145ZM150 252H151V251H150ZM161 252H162L161 254H163V251H161ZM176 252H177V251H176ZM176 252H175V253H176ZM212 252H213V251H212ZM215 252H216V251H215ZM215 252H214L213 258H214V256H215ZM218 252H217V255H218ZM230 252H231V251H230ZM232 252H231V253H232ZM234 252H235V251H234ZM261 252H262V254L264 253L262 250H261ZM261 252H260V253H261ZM0 253H1V252H0ZM5 253H6V252H5ZM10 253H9V254H10ZM111 253H112V254H111ZM111 253H109V254L113 255V252H111ZM116 253H117V252H116ZM140 253H139V254H140ZM151 253H153V252H151ZM169 253H170V252H169ZM172 253H173V252H172ZM175 253H174V254H175ZM178 253H179V252H178ZM181 253H182V251H181ZM207 253H208V252H207ZM225 253H226V252H225ZM225 253L223 254V256L227 254V253H226V254H225ZM231 253H230V254H231ZM235 253H236V252H235ZM251 253H252V251H251ZM251 253L248 252L249 256H250V255H251V256L254 255V254L252 255ZM9 254H8V255H9ZM11 254H12V253H11ZM13 254H12V255H13ZM17 254H18V253H17ZM19 254H18V255H19ZM46 254H47V255H46ZM62 254H63V253H62ZM62 254H61V255H62ZM65 254H66V253H65ZM65 254L62 255V256H65ZM93 254H92V255H93ZM114 254H115V253H114ZM121 254H122V253H121ZM133 254H134V253H133ZM133 254H132V255H133ZM135 254H136V253H135ZM137 254H138V253H137ZM145 254H146V253H145ZM149 254H150V253H149ZM212 254H213V253H212ZM212 254H211V257H212ZM228 254H229V253H228ZM244 254H245V252H244ZM262 254H260V255L258 254V255L261 257ZM1 255H2V253H1ZM12 255H11V256H12ZM70 255H71V254H70ZM106 255H108V252L106 253ZM111 255H108V256H110V257H113V256H114V255H113V256H111ZM118 255H119V254L117 253V257L120 256V255H119V256H118ZM163 255H164V254H163ZM169 255H170V254H169ZM169 255H168V256H169ZM192 255H193V254H192ZM209 255H210V254H209ZM234 255H235V254H234ZM245 255L247 256V254H245ZM258 255H257V256H258ZM4 256L6 257L5 254H4ZM13 256H16V255H13ZM35 256H37L36 253H35ZM122 256H124V255H122ZM122 256H120V257H122ZM179 256H180V255H179ZM223 256H222V258H223ZM229 256H231V255H229ZM232 256H233V255H232ZM232 256H231V257H232ZM257 256H255L254 258H256ZM263 256H264V255H263ZM0 257H1V256H0ZM16 257H17V256H16ZM68 257H69V255H68ZM81 257L84 258V256H81ZM81 257H80V258H81ZM114 257H115V256H114ZM117 257H115V258H117ZM125 257H126V258H127V257H131V254H130L129 256L127 255V256H125ZM133 257H134V256H133ZM147 257H148V256H147ZM162 257H163V256H162ZM194 257H195V258L198 257L197 259H199V255H197V257L194 255ZM208 257H210V256H208ZM208 257H207V259H208ZM218 257H219V255H218ZM241 257H245V256H241ZM1 258H2V257H1ZM10 258H11V257H10ZM38 258H37V259H38ZM61 258H62V257H61ZM65 258H66V257H65ZM65 258H64V259H65ZM69 258H70V259H71V258L73 259V256H70ZM101 258H102V257H101ZM103 258H105V261L107 260V259H106L107 257H103ZM123 258H124V257H122V259H123ZM126 258H124L123 261H124ZM131 258H132V257H131ZM134 258H136V257H134ZM165 258H166V257H165ZM201 258H202V257L200 256V259H201ZM219 258H221V257H219ZM222 258H221V259H222ZM225 258H226V257H225ZM234 258H235V256H234ZM236 258H237V257H236ZM246 258L248 259V257H246ZM262 258H263V257H262ZM262 258H261V259H262ZM8 259H9V258H8ZM11 259H12V258H11ZM16 259H17V258H16ZM66 259H67V258H66ZM99 259H100V257L98 258V260H99ZM110 259L115 260L114 258H110ZM128 259H129V258H128ZM128 259H126V260H128ZM207 259H205V260L207 261ZM210 259L213 260L212 258H209V259H208V260H209L208 263L211 262ZM214 259H215V258H214ZM239 259H240V258H239ZM5 260H7V259H5ZM5 260H4V262H5ZM38 260H39V259H38ZM68 260H69V259H68ZM81 260H82V259H81ZM81 260H80V262H81ZM91 260H92V259H91ZM91 260H89V261L91 262ZM112 260H110V262H111ZM120 260H121V259H120ZM134 260H135V259H134ZM138 260H139V259H138ZM149 260H150V259H149ZM185 260H186V259H185ZM201 260L203 261V259H201ZM215 260H216V259H215ZM215 260H213V261H215ZM227 260H229V258H228ZM227 260L225 259L224 261H227ZM231 260H232V259H231ZM231 260H230V261H231ZM251 260H252V258H251ZM256 260H257V259H256ZM256 260H255V261H256ZM11 261H13V260H11ZM49 261H50V262H49ZM57 261H58V260H57ZM61 261H62V260H61ZM65 261H67V260H64V263H65V264L69 262V261H68V262H65ZM72 261H73V260H72ZM76 261H77V260H76ZM89 261H87V264H88ZM92 261H93V260H92ZM95 261H96V260H95ZM100 261H102V260H99V263H100V264H102V263L105 262L104 259H103V262H102V263H101ZM115 261H116V260H115ZM115 261H113V264L116 263ZM117 261H118V260H117ZM132 261H133V260H132ZM165 261H166V260H165ZM165 261H164V262H165ZM187 261H189V260H187ZM195 261H196V260H195ZM197 261H200V260H197ZM202 261H200V263H201ZM220 261H221V260H220ZM230 261H229V262H230ZM233 261H236V260L233 259ZM233 261L231 262V264H233ZM242 261H243V258H242V260L240 259V262L237 260V263H241ZM244 261H245V260H244ZM255 261H254V262H255ZM257 261H258V260H257ZM257 261H256V262H257ZM259 261H260V260H259ZM262 261H263V260H262ZM9 262H10V261H9ZM32 262H33V261H31V263H32ZM36 262H37V261H36ZM48 262H49V263H48ZM84 262H85V261H84ZM93 262H94V261H93ZM107 262H108V264L110 263L109 261H107ZM125 262L128 263V261H125ZM125 262H124V263H125ZM129 262H131V261L129 260ZM146 262H147V260H146ZM152 262H153V261H152ZM160 262H161V261H160ZM160 262H159V263H160ZM162 262H163V261H162ZM189 262H190V261H189ZM218 262H219V261H218ZM222 262H223V261H222ZM260 262H261V261H260ZM260 262H259V263H260ZM5 263H6V262H5ZM12 263H13V262H12ZM14 263H15V262H14ZM69 263H70V262H69ZM78 263H79V262H78ZM78 263H77V264H78ZM81 263H83V261H82ZM95 263L98 264L97 261H96ZM120 263L122 264L121 261H120ZM148 263H149V262H148ZM153 263H154V262H153ZM156 263H157V262H155V264H156ZM185 263H186V262H185ZM190 263L193 264L194 262H193V263L190 262ZM190 263H189V264H190ZM195 263H196V262H195ZM195 263H194V264H195ZM197 263H198V262H197ZM197 263H196V264H197ZM200 263H199V264H200ZM237 263L235 262V264H237ZM246 263H247V262H246ZM251 263H252V262H251ZM7 264H8V262H7ZM34 264H35V263H34ZM37 264H38V263H37ZM79 264H80V263H79ZM84 264H86V262H85ZM104 264H105V263H104ZM116 264H117V263H116ZM129 264H130V263H129ZM187 264H188V262H187ZM202 264H203V263H202ZM205 264H207V263H205ZM261 264H262V263H261Z\"/></svg>",
    "mask_w": 264,
    "mask_h": 264
}]
</instances>
